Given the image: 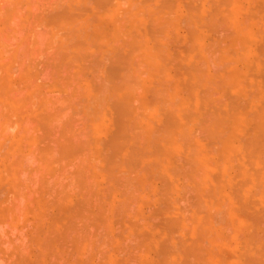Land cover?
I'll return each instance as SVG.
<instances>
[{
	"label": "rangeland",
	"instance_id": "rangeland-1",
	"mask_svg": "<svg viewBox=\"0 0 264 264\" xmlns=\"http://www.w3.org/2000/svg\"><path fill=\"white\" fill-rule=\"evenodd\" d=\"M14 0H10V2L11 3H9V0H0V39H1V42H3L4 44H1V45H3L4 47H0V79H1V81H0V83H1V85H0V124H2L3 122H5V121H8L7 122V124H6V122H5V125L7 126V128H5L6 126L4 125V123H3V126H5L4 128L6 129V130H4V128H3V126H1V128H3V131L5 132V134L3 135V133H2V129L0 128V131H1V133H2V135H0V136H2V137H0L1 139H0V142L1 143H3V144H0V264H16V263H18L19 264V261L22 259L23 260V258H25L26 260H24V264H27L28 262H30L29 264H31L32 262H34L35 261V263H37L36 262V259H38L39 257H36V254H34L35 252L37 253V252H39V251H41L40 249L43 247V244H44V241H43V238L42 237H44L45 235L47 236L48 234H49V237L47 236V238L46 239H50V242H53L54 241V243L56 242V244H54V246H56L57 244H58V242H59V244H60V241L61 242H63L62 244H60L62 247H61V249L63 248V252L65 251H68V252H66L67 254H69V255H67L68 257H70V258H72V264H83V262H84V264H97V262H98V264H160V262L162 263L163 262V264H179L180 263V261L182 262V258H183V260L185 259V257L187 258V259H189L190 260V262L191 263H189V264H194L195 262H197V264H201V261L200 262H198V260H197V256L195 255V254H193L194 256H196L197 258H195L194 256L193 257H191V255L189 254V258L187 257V255H185V253L184 252H182V251H184L185 249H186V252H187V250L189 251V245H191L190 246V248H191V250L192 249H195V250H198V251H196V252H194V253H198L199 252V249H201L203 246V248L200 250V253H202V254H200V253H198L199 254V257H201V258H199V260H201L202 259V262L203 263H205V264H246V263H248V264H264V230L263 231H261V230H259V228L258 227H256L255 225H258V224H260V225H262V228L264 227V179H263V177L264 176H261V175H264V172L262 173V171L264 170V159H263V163H262V160H260L259 161V158H258V156H250L249 154H247V149H248V153H250L249 151V147H247L248 145H246V143L245 142H247V141H249L252 137H255V136H257V135H261V132L260 133H258L259 131H261L262 129H261V125H259V122H258V124L257 125H259V127L258 126H256V124H255V121H256V119L255 118H258L259 116H263V115H261L262 114V112H261V114H260V111L262 110V108L264 107V94H263V92H264V89H263V87H264V68H262L263 67V65H264V62H263V58H264V48H262V47H264V38H263V36H264V12L263 13H261V9H262V6H264L263 4H264V0H261V2L260 1H258V0H239V1H241L240 2V4L239 3H235L236 5H233V7L232 6H224L226 9H224V8H222L221 7V9H220V7H217V4H218V1H219V4H220V0H215V1H217V2H215L214 0L212 1V0H207V1H205L204 0V2H203V0L201 1V0H198V3L196 2L197 0H167V2L169 3L170 2V4H172V2H173V12L175 13H173V12H171V13H173V14H169L168 13V15H164V16H167V17H169L170 18V15H173V16H171L172 18L174 17V19H173V21H167L168 23H171L173 26H170V28H169V31L170 32H172L171 30L173 29V35H174V37H173V40H172V38H171V35H172V33L171 34H169V31L168 32H164L163 31V35L161 36V30H158L159 31V33H158V31H157V29L158 28H155V29H153L155 26L154 25H156V21L154 22L155 24H152V21L151 20H155V17H154V15H153V17L152 18H154V19H151L150 20V16L152 15V14H154V13H156V12H154V13H152V12H150V16H148L149 14H148V12H149V10H151V11H157V8L159 9V11L161 10L162 11V15H163V11L164 10H162V7H160L159 5H160V3L161 2H159V0L158 1H156V3H155V1H154V5H153V3H151L152 1L151 0H148L147 2H146V0H145V2L144 1H140V0H129V1H134L133 3H135V4H133V3H131V2H129L128 0H108V4H106V1H105V3H104V5H107V7L108 8H110L109 10L107 9V7H105L104 5L102 6V5H100L99 3H100V0H99V3H98V5H95V4H97V3H95V2H97V0H63L62 2H61V0L60 1H58V0H55V1H53V0H43V1H40V0H15L14 2H13ZM35 1L37 2V4L35 3ZM42 3H40V2ZM45 1V2H44ZM47 1H49V3L47 2ZM52 1L54 2V4H52ZM68 2V3H70L69 5L68 4H65V2ZM123 1H128V2H123ZM135 1H139V3L138 2H135ZM161 1V0H160ZM165 0H163V2L162 3H166V2H164ZM238 1V0H237ZM238 1V2H239ZM258 1V2H257ZM13 2V3H12ZM63 3L62 4V6L65 4V5H67L66 7L67 8H69V12H70V14L69 15H71L72 14V12H74L73 13V16H72V19H75L77 16H78V18H79V20L81 21V19L83 18L82 17V15L83 16H85V21H88V22H90V20H91V22H93L94 20L92 19V17H94L95 18V21L97 20H99L97 23H99L100 22V24H95V22L93 23L94 25H92V24H90V23H88L89 24V26H87V22H84L85 24H86V26H83L84 24L82 23V25H81V22H83V19H82V21L80 22V26L76 23V25L72 22V21H74V20H72L71 22H72V24H71V22H69L70 24H68V23H66V22H64L65 20H63L64 19V16L65 15H67L66 13H65V11L67 10V8L65 7L64 9H63V7H62V9H61V3ZM122 2H123V4H122ZM179 2V3H178ZM190 2L191 3H193V4H191L192 5V7H191V5H190ZM207 2V4H205ZM211 4H210V3ZM213 2H215V4L216 5H214V3ZM84 3V4H83ZM103 3V2H102ZM101 3V4H102ZM111 3V4H110ZM126 3L129 5H126ZM136 3H138L139 4V6L137 7V4ZM140 3H142V4H144V5H147V4H149L150 5V7L153 5L154 6V9H149L148 8V6H144L145 7V9H143V7H140ZM167 3V4H168ZM198 5H196V4ZM203 3V4H202ZM212 3H213V5H212ZM262 3V4H261ZM13 4V5H12ZM14 4H15V6H14ZM17 4V5H16ZM34 4V5H33ZM51 4V5H50ZM60 4V7L59 6H57V5H59ZM86 4V5H85ZM159 4V5H158ZM189 6H188V5ZM234 4V3H233ZM237 4H239V5H237ZM243 4V6H241ZM257 4H259V5H257ZM20 5V6H19ZM31 5V6H30ZM36 5V6H35ZM41 5V6H40ZM50 5V6H49ZM90 5V6H89ZM121 5H123V8H125V12L127 13H124V11H123V14H122V12L121 11H119V9L122 7ZM125 5H126V7L128 6V8H129V12L128 11H126L127 9H126V7H125ZM131 5V6H130ZM156 5V6H155ZM169 5V4H168ZM176 5H177V7H176ZM193 5H195L196 7H198V9L200 10H202V12H201V10L200 11H198V9L197 8H194L193 7ZM206 5V6H205ZM209 5H211V6H209ZM231 5V4H230ZM4 8H3V7ZM7 6V7H6ZM13 6V7H12ZM43 6V7H42ZM45 6V7H44ZM47 6H48V10H47ZM51 6H52V9H51ZM69 6V7H68ZM84 6H86V8L84 7ZM88 6V7H87ZM96 6H98V9H97V7ZM137 7V8H135V7ZM143 6V5H142ZM161 6H162V4H161ZM182 6V7H181ZM214 6V7H213ZM219 6H221V4L219 5ZM260 6V7H259ZM36 7V8H35ZM58 7H59V11H57V9H58ZM90 7V8H89ZM101 7V8H100ZM132 7H134L133 9H132ZM156 7V8H155ZM178 7H180V8H178ZM189 7H191V10H189ZM200 7V8H199ZM210 7V8H209ZM216 7L217 8H219V10H224V12H228L227 10L229 9V7L231 8V9H233V12H236V13H233L232 12V10L231 11H229L232 15H234V14H236L235 15V17H233L231 14H227L226 15V17L228 18L227 19V24L230 26V25H233V24H231V20H232V23H235L234 24V26L236 25V26H241V27H245V25L248 23V25H246V26H248L247 27V29L249 30V32L248 31H246L245 33V35H248L247 37L246 36H244V35H241V37H240V33H239V37L237 36V33H236V38L238 37V38H241V40H242V42H243V44L245 43V44H247L248 46L246 47V45L244 46V47H246V49L245 48H243V47H241L240 45H242V44H238V46H240L241 47V49H245V50H241L240 51V49H238L237 50V48H232L231 46H234V44L232 45V41L230 40V39H227V38H225L224 37V33L226 32L224 29H226L227 31L229 30V28L227 29L226 27L228 26V25H225V21L223 22V24L226 26H224L223 24H220L219 22L220 21H218L216 24H220L221 26H217L216 24V26H217V29H219L218 31L216 30V29H212L211 27H212V25H206V24H210L209 22V20H210V17H211V15H212V12L214 11V8L216 9ZM259 7V8H258ZM20 8V9H19ZM54 8V9H53ZM106 8V9H105ZM118 8V9H117ZM142 8V9H141ZM236 8V9H235ZM242 8H244V9H242ZM254 8V9H253ZM42 9V10H41ZM74 9V10H73ZM106 11H105V10ZM147 9H149L148 11H147ZM176 9V10H175ZM192 9H196L195 11L194 10H192ZM207 9H209V10H207ZM250 9V10H249ZM11 10V11H10ZM18 10H19V12L20 13H18ZM51 10V11H50ZM79 10H81V11H79ZM108 10V11H107ZM144 10L146 11V12H144ZM175 10V11H174ZM230 10V9H229ZM239 10V11H238ZM241 10H242V12H241ZM44 11V12H43ZM53 11H55L54 13H53ZM61 11V12H60ZM121 12V17H119L118 18V14L119 13H117V12ZM139 11V12H138ZM140 11H142L141 13V15H139L140 14ZM193 11V12H192ZM249 11L251 12V13H249ZM5 12V13H4ZM17 12V13H16ZM58 12V13H57ZM67 12V11H66ZM92 12V13H91ZM110 12V13H109ZM136 12V13H135ZM139 14H138V13ZM143 12L144 13H147V15H145V17H143L144 16V14H143ZM187 12V13H186ZM237 12H238V14L239 13H241V14H237ZM4 13V14H3ZM10 15H9V14ZM43 13V14H42ZM50 13V17H49V15L48 14ZM60 13V14H59ZM78 13H83L82 15L80 14H78ZM133 13H135V14H133ZM157 13H159V12H157ZM161 13V12H160ZM159 13V14H160ZM176 13H178V14H176ZM190 13H192V14H190ZM201 13H203L202 14V16H201ZM225 13V14H226ZM243 13H244V16H243ZM54 14L56 15V14H58L59 16H61V17H63L62 19H60L56 24H55V27H53L52 29L54 30V28H55V31L54 32H56L57 31V29H56V27L58 26V25H60L61 23H62V21L64 22V23H66V24H68L67 25V28H65L64 26H65V24L63 25V24H61L60 26L61 27H64V29L62 28V30H60V28H59V26L57 27V28H59V30L57 31L58 32V34H57V32L54 34V35H51L52 37H51V39H50V37H49V39H50V41H52V42H54L55 40H56V46H55V42L54 43H52V42H50V43H52L51 44V47H50V43H46L47 41H45V40H47L46 38H48L47 37V35H50V31L52 30V29H50L49 30V27L51 28V25H49L47 22H48V20L49 19H51V18H53V16H54ZM63 14V15H62ZM134 15V17L135 16H137V17H143V21H140L139 22V24H138V21L140 20V19H142L141 17L140 18H135L133 21H134V23L136 24V25H133L134 26V28H136V27H138V26H140L139 28H137L136 29V32H140V34H142V30H146L145 32H143V36L140 38V39H142V41H143V37H144V40H147V42H148V44L149 45H151L152 43L154 44V45H156L157 46V49L158 50H156V49H154V51H155V54H157L158 55V53H159V56L163 53V56H164V54L167 56V58L169 57H171L170 59H172V60H170L169 58L167 59L166 58V56L164 57V58H166L167 60H165L164 62H166L165 63V65L162 63L161 65H163V67H165L166 68V70H165V72H167V73H169V74H171L172 75V73H173V75H176L174 72H172V69H173V67L174 66H176L174 69V71H176V70H179L178 68L180 67V71H179V77L177 78V80L179 81L180 80V82H181V79H183L184 81H185V78L187 77V75H189L186 79V81H185V83H184V81H183V85H185V84H187V85H185L186 87H188V90L187 89H185L184 88V86L182 87V90H180L179 89V94L181 93V95H179V98H180V96H181V99H177L176 100V98H174V100H173V105H176V103L175 102H179V103H182L183 104V107H181V105L182 104H179V107H177V114L175 113V111H174V113H175V115H178V116H182V123H184L185 125H186V127H187V125H188V127L190 128H192V126H193V128L191 129V133H193L194 131V129H195V134H198L197 135V137L198 138H196V135L194 134V142H197V140H201V139H203V141H200L198 144L199 145H201V144H203L202 146H206V145H204L205 143H206V141H207V139L205 140L204 139V137L206 136L207 137V132H205L203 129H201L200 128V124H199V121H196V120H198L199 118L198 117H202L201 116V113L204 111V108H203V106H202V104L203 103H205V101L206 102H210L211 101V104H213L215 101H216V104L217 105H215V104H213V105H215L216 107H214L215 109H217V110H219V107H220V109H221V106H222V112H220L221 114H220V116H221V118L223 119V117H225L226 115L223 113V111L225 112L227 109L228 110H230V109H233V107L232 108H228L227 107V105L226 104H230L229 102H230V98L229 97H231V94H232V97L234 96V100H233V98H232V102L234 101L235 102V104H233L232 102V106H234V105H236L237 104V102H238V104H240V105H243V107L245 108V105H247L248 106V104H250L249 106L250 107H247V108H250V109H247V111L249 112V110H252L251 112H255V113H251L250 112V114H252V117H253V120H251L252 119V117H251V115H249V113H246V116H247V120H242V122H240L239 120H241L242 118H244L245 117V114H244V112L242 113L243 114V116H242V114L240 115V117L238 116V117H235V119L234 118H232V117H230V118H228V116H229V112L231 111H226L225 113L227 114V119L225 118V122H226V124H229V122L228 121H233V123L235 124V127H234V125H233V130L232 129H230V131L232 130L233 132L231 133L232 134V137H233V140H232V138H231V140H232V142L234 143V146H237L236 144H239V143H241L242 145H245V146H242L241 144H240V146L238 145L235 149H233V148H231V145H230V147H229V153H231V154H229L228 156H227V154L225 153V152H227V151H223L222 149H220V147L218 148V146L221 144V140H223V138L226 136L225 134L226 133H224L223 135L221 134V135H219V136H216L215 137V139H214V137H212V138H209L208 140V142L206 143V144H209V146L210 145H212L213 143H216V141L217 140H220V141H218L220 144L218 145L217 143V145L216 144H214V145H212L211 147H213L211 150H209V153H208V150H207V146L205 147V148H203L202 146H200L199 147V145L197 144V143H194V144H197L198 145V147H199V149L200 150H203L204 151V149H205V153H204V156H205V154L207 153L208 155H210L209 157H208V155L207 156H205V158L207 159V161L209 160L210 161V158H211V161H210V165H207L206 164V168H204V166H203V168H204V170H202L201 168H200V175H201V170L202 171H204V173L201 175V177L199 176V177H197L196 179H193L194 181H198V182H194L193 180H191L190 179V177L188 176V177H186V175H187V173H186V171L190 168L189 166L191 165V164H188V162H187V160H186V158H187V156H188V158H189V156L191 155V154H193L194 155V144H192V143H190V145L189 144H186V143H189V142H191L192 141V139L191 138H193V134H191L190 133V136H189V138L191 139H188V137H184V146L182 147V143H181V141H182V136H183V134H181V131L179 132L180 134V136L177 138L178 140L177 141H179L178 142V145H173V147H175V150L176 151H172V149H173V147L171 146H167V147H165L164 146V144L163 145H161L162 144V142H160L159 140L158 141H156L157 140V138H156V140L154 139L155 137H158V136H156V134L158 133V132H160V131H162L163 130V133H165L164 132V128H163V126L162 125H164V124H162V122H163V120L161 121V119H163V117H165L164 115H162L161 116V111L162 110H166V111H168V109H165L166 107L165 106H162L161 105V107H164V109H162V110H160V108L161 107H157V106H154V109L153 110H151V108L148 106L147 108H149V109H146V110H142L145 114H148V116H145V117H147V119H145L144 118V121L145 120H148L149 118L148 117H150L151 116V120L149 119L148 121H145V122H152L153 120H155V121H153L152 122V124H151V127H150V124L149 123H146V125L148 126H146L147 127V129L148 128H150V130H151V132H150V134L152 133L153 135L152 136H150V137H152L153 139V143L151 144V142L149 143V144H146V142H145V146H147L148 148L149 147H152L153 145H155L156 147L158 146V145H161V146H163L164 148H167V150H168V148L170 149V148H172L171 149V151L170 150H168L169 152H167L166 151V154L168 153V155H166V157H162L161 155V158H163V159H161L160 158V160H162V162L159 160V161H156L158 158H159V155H157L156 156V154H158V153H156V154H153L154 156H152V151H154V149H155V146H153L154 147V149H150L151 151L150 152H152V153H148V155H149V157H147V159H146V157H145V159L146 160H144V153L141 155V154H138V155H141V156H138L139 158L140 157H142L143 155V161L145 162L146 161V164L147 163H149L150 165H152V166H150V168L148 169V167H143L144 165H145V163L142 161V159H141V163H143L144 165L142 166L141 164H140V162H139V160H136V161H134V159H137L138 157L136 156V153H135V155L133 156V157H135L134 159H133V157H132V162H135L134 164H136L137 163V161L139 162L138 163V167L136 166V168L135 169H133L134 167H133V165H130V164H128V166L130 167H133L132 168V170H125V166H124V164L123 163H120V164H123L122 166L124 167H122L121 165H120V167H118V168H116L117 166H115L116 164H118L117 162L115 163V165L114 164H112V162H110V163H106V162H104V163H106L105 164V166H103L104 164H103V161L104 160H106V158L108 157H106L105 155H104V157L103 158H105V159H103V161H101L102 159V156H103V154H105L106 152V147L108 146H110L111 144H109V143H111V141H112V137L111 138H109V135H111L112 134V136H113V132H114V130L116 131H118V128L120 127V125L118 124V123H115L114 121L116 120H118L116 117H115V115H113V110L115 111V110H117L118 111V108H114L113 106H111V105H114V104H111V105H107V103H106V101H103L102 99L104 98V96H105V94L103 95V93L99 96V98H96V96L94 95V99H92V97H90L89 95H93L94 93H97V92H100V90L99 89H101V91L102 90H104V91H106V92H108V87H109V82H107L109 79H110V77L108 76V70H107V67L109 68L110 66H108L107 65V67H106V65H104V64H106L105 62L106 61H108V63H110L109 62V58L110 59H112L113 57L112 56H114V54H113V50L115 49V52L117 51V52H119L120 54H121V52L122 51H120V48H121V50H122V46H123V44H125L124 42H127V36H129L130 34H132V36L130 35V39H132V37L133 36H135V38H137L138 40H139V32H138V34H135V32H134V34H133V30L135 31V29H131L130 31H129V28H128V22L127 21H125L124 19H123V21L121 20L122 19V17H126V16H128V15H130V19H129V21L131 20V19H133L132 18V15ZM166 14V13H165ZM186 14V15H185ZM37 15V16H36ZM53 15V16H52ZM57 15V16H58ZM126 15V16H125ZM162 15L160 14L159 15V18H161L162 17ZM185 15V16H184ZM191 15H192V17H191ZM205 15H207V16H205ZM255 16V17H253V16ZM257 15V16H256ZM9 18H8V17ZM15 16V17H14ZM28 16V17H27ZM57 16H54V17H57ZM70 16V17H71ZM86 16H87V18L88 19H86ZM91 16V17H90ZM113 16V17H112ZM155 16H158V14L156 15L155 14ZM161 16V17H160ZM194 16V17H193ZM204 16H205V18H204ZM249 16V17H248ZM250 16H252L253 18H255V20H257V21H253L254 19L252 18V17H250ZM5 17H6V20H5ZM19 17L21 18V17H23V18H21V20L19 19ZM115 17L117 18V20H114L115 19ZM178 17V19L176 20V18ZM179 17L181 18V20H179ZM186 17H188V18H186ZM202 17V18H201ZM206 17H209L208 19L206 18ZM236 17H237V19H236ZM242 18L245 22H243V21H241L240 22V24H239V21H240V19L239 18ZM245 17H247V18H245ZM259 18V20H261V21H258V19L257 18ZM36 18V19H35ZM40 18H42V19H44V21H46L47 20V22H46V25H49L48 27L45 25V24H43V25H45V26H43L42 25V23L40 24V22H41V20H40ZM127 19L129 18V16L128 17H126ZM125 18V19H126ZM147 18H149L148 19V22H147ZM164 18H166V17H164ZM171 18V19H172ZM187 20H185V19ZM189 18H190V20H189ZM201 18V19H200ZM235 18V19H234ZM8 19H9V21H8ZM40 20V22L38 23V21ZM198 20V22H195L196 20ZM199 19H200V21H199ZM202 19L204 20L203 22H204V24H202ZM235 21H234V20ZM248 19V22L246 23V20ZM253 19V20H252ZM29 20V21H28ZM76 20L77 19H75V21L74 22H76ZM93 20V21H92ZM137 21V23H136V21ZM151 22H150V21ZM164 20V19H163ZM166 20V19H165ZM195 20V21H194ZM226 20V19H225ZM250 20H252V21H250ZM263 20V21H262ZM12 21V22H11ZM21 21V22H20ZM26 21H28V22H26ZM67 21V20H66ZM114 21V22H116V23H112V22ZM160 21H161V19H160ZM181 23H180V22ZM192 22L193 23V25H192V27H191V24H190V22ZM230 21V22H229ZM61 22V23H60ZM105 22V25L103 24ZM107 22V23H106ZM110 22V23H109ZM127 22V23H126ZM131 22H132V20H131ZM145 22V23H144ZM165 22V21H164ZM175 22V24H173ZM187 22H189L188 24H190V25H188V26H190L191 27V29H193L194 27L193 26H195L196 25V29L193 31V30H189L190 28H188V26L186 27V23ZM208 22V23H207ZM237 22V23H236ZM254 22V23H253ZM256 22V23H255ZM8 23V24H7ZM21 23V24H20ZM37 23V24H36ZM102 23V24H101ZM133 23V24H134ZM141 23V24H140ZM148 23H150V24H148ZM161 23H162V21H161ZM206 23V24H205ZM34 24V25H33ZM39 26L40 28H38L37 26ZM112 24H115V26L113 25V26H111ZM121 24H125L126 25V27L127 28H125L126 30H127V32L125 31V33H126V36H125V34H124V32L122 33V32H118V36H116V32H114V30L116 29L117 30V28H118V26L119 25H121ZM146 24H148V25H150L151 27H152V30H156V33L155 32H152V30H150L151 28L149 27V29L148 28H146V26L148 27V25H146ZM157 24L159 25V23L157 22ZM164 24V23H163ZM166 24V23H165ZM180 24V25H179ZM195 24V25H194ZM239 24V25H238ZM14 25H16V26H14ZM20 25V26H19ZM28 25V26H27ZM63 25V26H62ZM72 25H75L73 28H76V26H77V28H81V29H73L71 26ZM101 25H104V26H101ZM174 25H176V26H174ZM197 25H199V26H197ZM202 25V26H201ZM203 25H205V26H203ZM257 25V26H256ZM8 26H9V28H8ZM34 26V27H33ZM99 26H101V28L102 29H100V27ZM123 26V25H122ZM121 26V27H122ZM130 26H132V24L130 25ZM132 26V27H133ZM143 26H144V28H143ZM161 25H159L158 27H160ZM166 26H168V25H166ZM165 26V27H166ZM168 26V27H169ZM209 26V27H208ZM228 26V27H229ZM234 26L232 27L233 29H234ZM250 26V27H249ZM263 26V27H262ZM17 27V28H16ZM19 27H21V29L19 28ZM28 27L30 28V29H28ZM69 27H71L72 29H70ZM87 28V30H89L88 32L89 33H92V30H93V33H92V35H93V38L95 37V39H91L92 41L93 40H95V41H97L96 43L94 42H91V40L90 39H88L90 36L88 35L89 33H86V31L85 30H83V29H86ZM113 27H115V29L113 28ZM120 27V28H121ZM157 27V26H156ZM171 27H172V29H171ZM176 27V28H175ZM207 27H208V29H207ZM213 27H215V26H213ZM219 27V28H218ZM258 27V28H257ZM12 28V29H11ZM25 28V29H24ZM33 28H35L36 29V31L38 30V33H41L42 34V32H44L42 35L43 36H41V38H45L44 39V41H43V39H42V41L43 42H45L44 44H45V46H44V44L42 43V41H40V44L42 45H40V47H42V48H38L37 46L39 45V41L37 40V42H36V39H35V41L33 42L32 40H34V36L35 35H33V30L32 29ZM69 28V29H68ZM93 28V29H92ZM123 28V27H122ZM162 28H164V25H162V27L161 28H159V29H162ZM210 28L212 29V30H210ZM221 28V29H220ZM231 28V27H230ZM236 28V27H235ZM239 28V27H238ZM252 28V29H251ZM255 28V30H253ZM257 28V29H256ZM261 28H263V29H261ZM92 29V30H91ZM95 29H97L96 31H95ZM119 29V28H118ZM197 29H198V31H197ZM201 29V30H200ZM261 29V31H259V30ZM25 30V31H24ZM31 31V32H29V31ZM48 30V31H47ZM74 30V31H73ZM77 30H78V32L79 31H81V33L79 32V35L78 36H80V40L78 39V37L76 36L77 34L76 33H78L77 32ZM121 30H123V29H121ZM174 30H176V31H174ZM214 30H216V31H214ZM222 31V33H220L221 31ZM224 30V31H223ZM231 30V29H230ZM252 30V31H251ZM256 30H258V34H259V36L261 35L262 37L260 38V37H258L257 36V33H256ZM27 31V32H26ZM35 31V30H34ZM46 31V32H45ZM69 31V32H68ZM85 32V34H87L86 36H87V38H85V41H84V36H85V34H84V32ZM100 31V33H98ZM101 31H105V32H101ZM118 31H120V29L118 30ZM149 31V32H148ZM150 31L152 32V34L150 33ZM201 31H204V32H201ZM207 31V32H206ZM209 31H214V34H210L211 32H209ZM233 31H235V30H233ZM232 30H231V32H233ZM47 32H49L48 34H46ZM62 32V33H61ZM69 34H68V33ZM72 32H74V33H72ZM83 32V33H82ZM131 32V33H130ZM147 32V33H146ZM176 32V33H175ZM180 32H181V34H180ZM195 33V36L194 37H196L197 38V40H195L196 38H194L193 36V38L194 39H192L191 37H190V35H191V33ZM215 32H219L220 34L219 35H221L223 38H225L224 39V41H223V39L217 34H215ZM230 32V31H229ZM226 33V35H228V34H230V33ZM244 31H242V33H243ZM252 32V33H251ZM260 32V33H259ZM3 33L4 34H8V35H3ZM12 33H13V35H12ZM16 35H15V34ZM35 33H37V32H35ZM53 33V32H52ZM51 33V34H52ZM105 33V34H104ZM109 33V34H108ZM113 33H115V34H113ZM124 35L123 37H121V35ZM145 33V34H144ZM148 33H150V34H148ZM182 33H183V35H182ZM197 33V34H196ZM208 33H209V35H208ZM241 33V34H242ZM1 34H2V36H1ZM18 34H20V35H18ZM23 34H27V35H29V34H32L33 36H31V40H30V36H27L26 35V37H28V38H25L24 36V38H22L21 36L23 35ZM72 34H73V36H72ZM82 34V35H81ZM159 38L158 39V41H156L157 40V38L155 37V35ZM176 34V35H175ZM244 34V33H243ZM250 34V35H249ZM252 34V35H251ZM256 34V35H255ZM10 35H12V37L10 36ZM38 35V34H37ZM58 35L60 36V37H63V38H61V43H64V45H62V46H60L62 49H63V52H64V54H69V56H68V58L69 57H71V58H69V61H70V59H71V61L69 62L68 60V64H66L67 66L69 65V67H67V66H64L65 64L61 61V59H59L58 58V54H59V51H58V49H52L53 48V45L55 46V47H57L59 44H61V43H59L60 42V40H59V38H58ZM62 35V36H61ZM64 35V36H63ZM67 37H66V36ZM72 37H71V36ZM75 35V36H74ZM116 37H115V36ZM185 35H186V38H185ZM189 35V36H188ZM196 35H198V36H196ZM212 35V36H211ZM39 36V35H38ZM83 36V37H82ZM89 36V37H88ZM114 36V37H113ZM141 36V35H140ZM148 36H149V39H148ZM159 36H161V38L159 37ZM164 36V37H163ZM167 36V37H166ZM178 36V37H177ZM190 37L191 39H189L188 37ZM201 36V37H200ZM217 36H219V38H217L218 40L217 41H221V39H222V42L223 43H226L227 41H226V39L227 40H230L231 42V44L229 43V45H231L229 48H232V50H229V51H232V52H229L230 53V55L232 56V57H234L235 56V54L238 52V51H240V53L242 54H246V56H247V52H249V54L250 55H248V57H246V58H249V59H242L243 57L242 56H240L239 54H236L237 56H239V57H241V60H243L244 61V63H243V61H241L240 59H236V58H238V57H234V58H232V57H230V60L228 59V64L227 63H225V65L226 66H231V67H229V68H232V71L231 70H225V69H223V68H226V69H228L226 66H220V68H222L221 69V71H220V68L218 69L217 67H219V65L220 64H222L221 63V61L220 60H223V59H227L226 57H228L229 58V55H227L226 54V51H228V47L226 46L227 45V43L224 45V46H222L219 42V44L221 45L220 47V49L222 50L225 46L227 47V50H224L225 51V53H224V55L222 54V58L220 59L219 58V56H217V54L215 55V56H217V58H219V61H220V64L218 65V63L216 62V61H218V59L217 58H215L214 60L212 59L210 62H213L214 63V66H213V64H212V66H209V65H211L209 62H207L208 61V59L206 60V59H204L205 60V64H206V68L208 69L209 67V69L208 70H204V62H203V57L204 58H206L207 57V55L209 54H207L206 55V53L209 51V48H211V47H214V46H211L210 47V45L212 44L213 45V43H211V42H215V38L217 37ZM229 36V35H228ZM230 36H233V35H230ZM229 36V37H230ZM253 37V39L254 40H252L251 38ZM1 37H4V38H1ZM9 37V38H8ZM19 39H18V38ZM34 37V38H33ZM54 37H57L58 39H55ZM66 37V38H65ZM70 37H71V39H70ZM82 37V38H81ZM101 37H102V39H103V41H102V39H101ZM103 37H105V38H103ZM124 37H126V38H124ZM155 38V40H153L154 38ZM198 37H200V38H198ZM214 37V38H213ZM248 37H249V39H248ZM251 37V38H250ZM22 38V40H20ZM90 38H92V37H90ZM115 39L117 42H116V48H114V42L112 43L111 41H112V39ZM152 38V39H151ZM162 38H163V40H162ZM174 38H175V40H174ZM178 38V39H177ZM235 38V42L236 43H238L239 41L237 40ZM4 39V40H3ZM11 41H10V40ZM24 39H26V40H24ZM28 39V40H27ZM38 39H40L39 37H38ZM49 39H48V42H49ZM53 39H55V40H53ZM67 39V43H69V44H71V46L68 44V46H67V43H66V41H64V40H66ZM68 39L69 40H71L70 42H72V43H74V45L76 44V46H74L72 43H70L69 41H68ZM82 39V40H81ZM101 39V40H100ZM169 39V40H168ZM186 39V40H185ZM199 39V40H198ZM208 39H210V45H209V42H208ZM246 39V40H245ZM6 40V41H5ZM58 40H59V42H58ZM90 40V43H91V47L89 46V47H87L88 46V44H89V41ZM104 40H105V42H104ZM122 40H124L123 42H122ZM160 40H162V41H160ZM182 42H181V41ZM188 40V42H189V44H193L194 43V45L195 44H199V46L198 45H195L196 46V49H195V47L193 48L192 47V45H191V49L193 50H191L192 52H190V45L188 44V42H186ZM193 40H195L197 43H195V41L193 42ZM212 40H214V41H212ZM246 42H245V41ZM250 40V41H249ZM252 40V41H251ZM8 41V42H7ZM27 41H30L29 43L27 42ZM77 41V42H76ZM156 41V42H155ZM200 41V43H198ZM207 41V42H206ZM0 42V43H1ZM15 42V43H14ZM86 42H87V44H86ZM100 42H102L101 44H102V46L103 45H105V46H103V47H101V44H100ZM105 44H104V43ZM108 44H107V43ZM160 42H162V43H160ZM178 42V43H177ZM181 42V43H180ZM185 42V43H184ZM229 42V41H228ZM241 42V43H242ZM10 43H13L11 46H10ZM27 45H26V44ZM33 43V45H34V43L36 44V45H34V47H29V46H32L31 44ZM79 43H82V44H80V45H77V44H79ZM85 43V44H84ZM93 43V44H92ZM122 43V44H121ZM128 43V42H127ZM158 43V44H157ZM215 43H217V42H215ZM234 43V42H233ZM240 43V42H239ZM261 43V44H260ZM16 44V45H15ZM29 44V45H28ZM47 44H49V45H47ZM96 45V47H95V45ZM114 46H113V45ZM120 44V46L121 47H119L118 45ZM159 44H160V46H159ZM184 44H186V46L185 47H187V50H189V52H187V50L186 51H184V48H183V46L182 45H184ZM207 44V45H206ZM251 44V46H249ZM258 44V45H257ZM0 45V46H1ZM10 47H9V46ZM13 45H15V46H13ZM26 45V46H25ZM173 45H175V46H173ZM216 45V44H215ZM254 45V46H253ZM256 45H257V48H255L256 47ZM260 45V46H259ZM262 45V46H261ZM49 46V47H48ZM78 46H81V47H83V46H85L84 48H86V49H83V48H81V47H78ZM117 46H118V48H117ZM156 46H154L155 48H156ZM164 46V47H163ZM197 46H198V48H197ZM202 46H204V47H202ZM208 46H209V48H208ZM218 47H219V45H217ZM237 46V47H238ZM16 47V48H15ZM35 47H37L35 50H37V51H35L34 52V48ZM60 47H57V48H59L60 49ZM63 47H68L70 50H76V49H79L82 53H79V51L78 50H76V51H78V52H74V51H64L65 50V48H63ZM105 47V48H104ZM124 47V46H123ZM125 47H127V45L125 44ZM200 47H201V49L202 48H204L203 50H201L200 49ZM226 47H225V49H226ZM67 48V50H69ZM97 48V49H96ZM101 49V52H103V51H105V50H111V52H110V54L109 53H107V51H106V53L105 52H103V53H101L100 52V49ZM208 50H207V49ZM239 48V47H238ZM260 48L262 49V50H260ZM11 49V50H10ZM40 49V51H38ZM102 49H104L103 51H102ZM124 50H123V52L125 51V48H123ZM195 49V50H194ZM260 51H259V50ZM15 50V51H14ZM119 50V51H118ZM204 50H206V51H204ZM13 51V52H12ZM18 51V52H17ZM21 51H24V53L23 52H21ZM29 51V52H28ZM35 53H33V52ZM42 51H43V53H42ZM84 51V52H83ZM87 51V52H86ZM157 51H160V52H157ZM176 51V52H175ZM184 51V52H183ZM195 51H197V52H195ZM201 51H202V56H200L199 57V54L201 55ZM204 51V52H203ZM223 51V50H222ZM246 51V52H245ZM261 51L263 52L262 53V55H261V57H259V55H260V53H261ZM62 54H63V52H62V50L60 51ZM99 52V53H98ZM221 52V51H220ZM220 52H219V54H220ZM234 52V54H232ZM245 52V53H244ZM17 53H18V55H17ZM36 53H38V54H36ZM56 53H57V55H56ZM60 53V54H61ZM73 53V54H72ZM75 53H79V55H80V58H82V59H80L81 60V62H82V67L81 68H84L83 66H85V69H86V67H90L88 64V62L90 61V63H92L91 62V60H93L94 58H103L101 61H100V65L98 66L97 65V63H98V59H94L95 60V64H93V70L95 71V68H94V66H97L98 68V71L96 70L95 72H93L91 69H92V67H90L89 69H86V70H81L80 72V75L82 74V72H84V71H88L89 72V70H91V73L93 72L95 75H93V73L91 74H88L87 75V77H88V79H89V76H90V78L91 79H93L92 81L94 82V87H92L93 88V90H90V89H92V88H90L91 86V81H89L88 80V87H87V85L85 84L84 85V81H83V78L85 77V75L86 74H83L84 75V77L83 78H81V80H80V78H79V76L78 77H75V78H77V80L78 81H82L83 83H80V85H79V83H77L78 84V86H79V90L80 91H82L84 94H83V96H84V98H85V95H86V101H85V99L84 98H82L83 96L81 95V93H79V95H77V97H75V99L73 98L74 96H72V95H74V93H73V91H72V78H71V76H72V74H74V75H77L79 72H78V69L80 68V67H78V63L80 62V60H79V62L77 61V58L79 59V56L77 57V58H74V60L76 59V61L78 62H76L75 64H73V63H71L72 62V58H73V56L75 57L77 54H75ZM89 53V54H88ZM91 53V54H90ZM184 53H186L185 55H184ZM189 53L191 54L189 57L187 56V58H186V55L188 54L189 55ZM195 53V55H192V54H194ZM216 53V52H215ZM255 54L254 56H255V58H257V60H255V58L253 59V57H251V56H253L252 54ZM6 54V55H5ZM24 54V55H23ZM51 54V55H50ZM60 54H59V57H60ZM75 54V55H74ZM113 54V55H112ZM124 54V53H123ZM169 54H171V55H173V56H169ZM180 54V55H179ZM197 54V55H196ZM205 54V55H204ZM211 54V53H210ZM259 54V55H258ZM35 55V56H34ZM66 55H63V56H65V57H67ZM73 55V56H72ZM85 55V56H84ZM103 55V56H102ZM175 55H179V56H175ZM184 55V56H183ZM204 55V56H203ZM212 55V54H211ZM5 56V57H4ZM6 56H10V57H6ZM50 56V57H49ZM57 56V57H56ZM105 56H106V58H105ZM162 56V55H161ZM163 56H162V59L164 60V58H163ZM193 56V57H192ZM194 56H198L197 58H194ZM214 56V54L212 55V57ZM223 56H224V58H223ZM226 56V57H225ZM55 57L56 58H58L57 59V61H55L54 62V60H56L55 59ZM108 57V58H107ZM155 57V56H154ZM176 57V58H175ZM182 57V58H181ZM185 59H184V58ZM221 57V56H220ZM261 58V59H259V58ZM62 58H64V57H62ZM158 57H156V59H157ZM189 58V59H188ZM201 58V61L203 62H201L199 59ZM208 58V57H207ZM245 58V57H244ZM251 58V59H250ZM7 59V60H6ZM29 59V60H28ZM114 59V58H113ZM140 58H136V59H134L133 61H135L136 62V60H139ZM153 59L154 58H152V62H153ZM192 59V60H191ZM193 59H195V60H193ZM209 59H210V57H209ZM217 59V60H216ZM26 62H25V61ZM73 60V61H74ZM89 60V61H88ZM100 60V59H99ZM161 60V58L159 59H157L156 61L157 62H159V61ZM170 60V61H169ZM174 60H175V62H174ZM177 60V61H176ZM192 62H190V61ZM198 60L201 62H198ZM223 61V64H224V62H226V61ZM234 60H235V62H236V65H235V63H233L234 62ZM240 60V61H239ZM260 60H261V63H260ZM6 61V62H5ZM61 61V62H60ZM88 61V62H87ZM103 61V62H102ZM112 61H114V60H112ZM142 61V60H141ZM141 61H139V63L141 62ZM144 61V60H143ZM147 61V60H146ZM145 61V62H146ZM148 61H150V59L148 60ZM146 62V66H148L149 64L148 63H152L151 61L150 62ZM155 61V60H154ZM162 61V60H161ZM178 61H180V62H178ZM183 61L185 62V64H193V66H194V68H195V66L197 65V64H199V66H197L198 68L200 67V66H202L203 67V69H202V67H201V70L202 71H204V72H201V73H204V75L205 76H208V75H210V74H212V75H210V76H208V77H205L204 79L206 80L207 78L208 79H211L212 78V76H213V79L215 80V78L217 79V77H215L216 75H218L217 73L220 71V72H222V74H223V71L226 73V76L224 77V82H226L227 83V81L229 82L230 80L229 79H231L232 77H234V75H232L233 74V71H234V74L235 73H237L238 71H240V72H238L237 73V77H238V79L237 78H235L236 80H238V81H236L235 82V79L234 80H232L231 79V81H230V83H227V84H231L232 83V85H228L227 87H229V88H227V90H229L230 91V93H229V91H227L228 93L225 95V94H223L221 91L219 92V91H216L217 93H218V95H216L217 93H214L215 95H212L211 97H212V100L210 99H206L205 98V96H206V94H205V90L203 91V88L205 87V85H203L204 84V82H205V80H203V78L202 77H204V75L203 74H200V75H202V77H200L199 75H196L195 73H194V69L193 70H191V65H184V63H183ZM218 61V62H219ZM229 61H233L232 63H230ZM259 61V62H258ZM5 62V63H4ZM16 62V63H15ZM33 62V63H32ZM75 62V61H74ZM86 62V63H85ZM97 62V63H96ZM171 62V64L173 65H171V64H169ZM180 63V65H181V63L183 64V65H178L177 63ZM188 62V63H187ZM194 62V63H193ZM253 62H254V64H253ZM263 62V63H262ZM12 65V66H10L9 67V65L10 64ZM13 63V64H12ZM56 63L57 64H59L60 66V68L63 66L64 67V70H62L63 69V67L61 68V69H59L58 68V66L56 65ZM61 63H63V64H61ZM142 63V62H141ZM154 63V62H153ZM151 64V65H154V64ZM209 63V64H208ZM215 63H217V64H215ZM230 63V64H229ZM2 64V65H1ZM6 64V65H5ZM15 64H16V66H15ZM51 64V65H50ZM53 64H55V65H53ZM85 64H87V66L85 65ZM92 64H91V66H92ZM99 64V63H98ZM103 64V65H102ZM112 64V63H111ZM111 64H109V65H111ZM166 64H169V65H166ZM175 64H177V65H175ZM196 64V65H195ZM201 64V65H200ZM231 64H233V66L231 65ZM241 66H240V65ZM248 64V65H247ZM261 64H262V67H261ZM33 65V66H32ZM71 65V66H70ZM75 65H77V67L75 68L74 66ZM135 65H136V67H137V62L135 63ZM145 65V64H144ZM144 65H142V66H144ZM215 65H218V66H215ZM255 65V66H254ZM4 66V67H3ZM15 66V67H14ZM27 68V69H24L25 67ZM50 66H52V67H50ZM53 66H55V68H58L59 70H60V73H63V74H60V75H58L57 73L59 72V70L58 71H55V73L53 74V72L52 71H54V70H56L55 68H53ZM79 66H81V64H79ZM102 66H105V67H103V68H105L106 70H102V69H100L99 70V68L100 67H102ZM142 66H139L141 69H142ZM155 66V65H154ZM168 68H167V67ZM192 66V67H193ZM235 66H238L239 68H242V72H241V69L240 70H238V69H236L237 67H235ZM256 66H257V68H256ZM8 67H9V69H8ZM13 67V68H12ZM71 67V68H70ZM73 67V68H72ZM113 67V66H112ZM151 67H153V66H151ZM162 67V68H163ZM182 67V68H181ZM189 67V68H188ZM233 67H235V69L233 68ZM259 67H261L260 68V70H257V69H259ZM16 68H17V70H16ZM138 68V67H137ZM139 68V70H141ZM145 68V67H144ZM149 68H150V65H149ZM154 68V67H153ZM156 68H157V66H156ZM185 68V69H184ZM211 68H212V70H215V71H213L214 72V75H213V72H212V70H211ZM214 68V69H213ZM6 69V70H5ZM23 69V70H22ZM53 69V70H52ZM77 69V70H76ZM151 69V68H150ZM160 69H161V67H160ZM169 69V70H168ZM183 71H182V70ZM187 69V70H186ZM190 69V70H189ZM262 69V70H261ZM65 70H67V71H65ZM76 70V71H75ZM80 70V69H79ZM103 71V72H100V71ZM111 70V69H110ZM144 70H149V69H147V67H146V69H144ZM218 70V71H217ZM238 70V71H237ZM26 71V72H25ZM28 71V72H27ZM65 71V72H64ZM105 71V72H104ZM146 71H144V72H146ZM181 71L183 72L182 74H183V78H182V74H181ZM187 71V72H186ZM188 71H193L191 74H189V72ZM210 71H211V73H210ZM217 71V72H216ZM236 71V72H235ZM261 71V72H260ZM12 72V73H11ZM20 72V73H19ZM57 72V73H56ZM139 72V71H138ZM137 72V73H138ZM141 72H142V74L141 75H144V74H147V75H144V76H142L141 78H143V79H145L144 81H145V83L147 82V83H152L151 85H153V80H151V79H153L152 77H151V75L149 74V73H144L142 70H141ZM148 72H150V71H148ZM162 72H163V70H162ZM220 72H219V74H220ZM230 72H231V74H230ZM246 72H248L247 74H246ZM251 72V73H250ZM104 73V74H103ZM105 73H107V75L105 74ZM136 73V74H137ZM176 73H177V71H176ZM209 73V74H208ZM216 73V74H215ZM225 73H224V75H225ZM242 73V74H241ZM263 73V74H262ZM57 74V75H56ZM65 74V75H64ZM71 75L70 76V78L71 79H69L68 81H70V82H68L69 84H67V86H63V84H65V81H67V79H68V76L67 75ZM139 74V75H140ZM152 74V73H151ZM160 74L162 75V73L160 72ZM178 74H177V76H178ZM187 74V75H186ZM206 74H208V75H206ZM238 74H239V76H238ZM246 74V75H245ZM25 75H26V77H25ZM61 75H64V76H67V78L65 77V81H64V79L63 78H61L60 80H61V82L62 81H64V83L63 84H61V87L59 86V85H56V83L59 81V76H61ZM74 75H73V77H74ZM91 75H93V76H91ZM110 75V74H109ZM116 75V74H115ZM138 75V74H137ZM140 75V76H141ZM150 76L151 78H147V76ZM161 75H159V77L161 76ZM171 75H169V76H167L166 78H169V79H165L164 78V76H162V77H157L155 74H154V76H156L157 78H158V80L160 81L159 82V85H164L166 82H167V80H173L174 78H176L177 76H173L172 75V77H173V79H170L171 78ZM196 76V78L195 77H193V76ZM232 75V76H231ZM245 75V76H244ZM2 76V77H1ZM12 76H14V77H12ZM55 76H56V78H55ZM58 76V77H57ZM64 76H62V77H64ZM95 76H97V78L95 77ZM101 76V77H100ZM109 77V79L107 80L106 78L107 77ZM146 76V77H145ZM166 76V75H165ZM181 76V77H180ZM191 76V77H190ZM228 76H231V77H228ZM235 76H236V74H235ZM240 76H242V77H240ZM246 76H248L247 78V80L245 81L244 80V78L246 77ZM17 77V78H16ZM93 77V78H92ZM210 77V78H209ZM226 77L228 78V79H226ZM7 78V79H6ZM29 78V79H28ZM55 78V79H54ZM96 78V79H95ZM113 78V77H112ZM118 77H116L115 76V78L114 79H117ZM157 78H155L154 77V79H155V84H156V82L158 81H156V79ZM162 78H164L165 80H166V82L164 83H162ZM201 80H203V81H201ZM242 78V79H241ZM263 78V79H262ZM18 79V80H17ZM63 79V80H62ZM87 79V78H86ZM113 79V80H114ZM147 79V80H146ZM149 79V80H148ZM161 79V80H160ZM188 79L193 83V82H195L196 83V80L195 79H197V80H199V82L202 84L201 86L203 87H201L200 86V83L197 81V84H196V87H195V83H193V85H192V83L190 82H187L188 81ZM207 79V80H208ZM212 79V80H213ZM241 79V80H240ZM246 79V78H245ZM3 80V81H2ZM25 80V81H24ZM55 80V81H54ZM58 80V81H57ZM84 80H85V78H84ZM95 80V81H94ZM105 80H107V81H105ZM110 80H112V79H110ZM152 82H151V81ZM176 80V79H175ZM174 80V83L173 84H175L176 86H177V82ZM211 80V81H212ZM213 80V81H214ZM243 80V81H242ZM254 80V81H253ZM258 80V81H257ZM5 81V82H4ZM20 81V82H19ZM78 81H76V82H78ZM100 82V85L97 83V82ZM143 81V80H142ZM143 81V82H144ZM234 81V82H233ZM242 81V82H241ZM103 82V83H102ZM169 82V81H168ZM167 82V83H168ZM171 82H169V86H171L170 85V83ZM180 82H178V85L180 86H182V84L180 83ZM187 82V83H186ZM248 82V83H247ZM254 82V83H253ZM3 83H4V85H3ZM14 83V84H13ZM19 83H20V86H19ZM67 83V82H66ZM85 83H86V80H85ZM101 83L102 84H104V83H108V84H105V86L103 85V86H101ZM146 83V84H147ZM162 83V84H161ZM240 85H239V84ZM250 83V84H249ZM45 84H47V85H45ZM59 84H60V81H59ZM95 84H98L99 86H101V88L98 86H96ZM150 84H147V86H145L144 88H145V90H143L142 89V92L140 91V87H137L138 89H139V94L138 95H135V96H138V97H136V98H138V100L140 101V100H142L141 98H143V102H146L148 105H152L153 106V104L154 103H151V102H153V100L152 99H154V91H157V90H154L153 92H152V90L153 89H156V88H153V89H151L149 86H151ZM154 84V85H155ZM173 84H172V88H173ZM225 84V83H224ZM236 86V88H235V86ZM262 84V85H261ZM17 85V86H16ZM29 85V86H28ZM73 85H75V83L73 84ZM83 87H82V86ZM149 85V86H148ZM159 85H156L157 86V88H158V86ZM191 86V90L189 89L190 87L189 86ZM226 85V84H225ZM244 86V88H243V86ZM262 87H261V86ZM8 87V88H6V87ZM24 86V87H23ZM28 86V87H27ZM42 86V87H41ZM84 86H85V88H84ZM155 86V87H156ZM180 86V87H181ZM193 86V87H192ZM230 86H233L235 89H233L232 87H230ZM254 86V87H253ZM2 87V88H1ZM3 87H4V89L5 90H8L7 92L6 91H4V89H3ZM64 87V88H63ZM97 87V88H96ZM151 87H154V86H151ZM178 87V86H177ZM176 87V88H177ZM196 88V90H198L200 87L202 88H200L199 90H198V92L200 91V93L203 95V97H204V99L205 100H203V97H201V95H200V97L202 98H200L201 100H203L202 102V104L200 103L201 101H200V99H198L199 98V93H197V91L196 90H194L195 88ZM226 87V86H225ZM250 87V88H249ZM26 88V89H25ZM28 88H31V89H29V90H31L30 92L31 93H29V92H27V89ZM44 88V89H43ZM242 88L244 89V90H242ZM259 88V89H258ZM13 89V90H12ZM95 89V90H94ZM151 89V90H150ZM183 89L185 90V92H183L182 93V91H183ZM193 89V90H192ZM205 89H206V87H205ZM237 89V90H236ZM246 89V90H245ZM251 89V90H250ZM258 89V90H257ZM261 89V90H260ZM24 90V91H23ZM28 90V91H29ZM34 90H36V92L34 91ZM40 90V91H39ZM186 90H187V99L185 98V99H182V98H184L185 97V94H186ZM190 90V91H189ZM236 90V93L235 92H233V91H235ZM240 90V91H239ZM256 90V91H255ZM79 91V92H80ZM93 91H94V93H93ZM145 91V92H144ZM252 91H253V93H254V95H253V93H252ZM259 91V92H258ZM6 92V93H5ZM32 92H34V94L32 93ZM42 92V93H41ZM71 93V95L69 96V98H67V93ZM138 92H136V93H138ZM191 92H194V93H192V96H191ZM232 92V93H231ZM240 92V93H239ZM242 92H244V93H242ZM260 92H262L261 94L263 95V97H262V95L260 96H257V94H260ZM3 93V94H2ZM8 93V94H7ZM13 93V94H12ZM24 93V94H23ZM27 93H29L30 95L31 94H33V96H32V98L30 99V97L31 96H29L28 98L26 97V94ZM41 93V94H40ZM68 93V94H69ZM87 93V94H86ZM93 93V94H92ZM141 93H143V94H141ZM150 93H153V94H151L150 95ZM185 93V94H184ZM242 93V94H241ZM10 94V95H9ZM37 94V95H36ZM51 94V95H50ZM89 94V95H88ZM99 94V93H98ZM98 94H97V96H98ZM177 94V93H176ZM193 94H196V95H193ZM220 94V95H219ZM251 94L254 96H251ZM106 95H108V94H106ZM178 95H176V97L178 96ZM184 95V97H182ZM223 95V96H222ZM229 95V96H228ZM5 96V97H4ZM22 96H24V97H22ZM52 96V97H51ZM71 96H72V98L74 99V100H76V99H83V100H77L76 102H78V101H80V103L77 105L79 108H78V110H75L73 113H72V109L71 108H68V106H66V104L68 105V103H65V102H67L68 100H66V98L67 99H69L70 101H71ZM89 96V97H88ZM131 96V95H130ZM158 96V94L156 95V97ZM190 96L192 97V98H190ZM220 96V98H218ZM225 96V97H224ZM4 97V98H3ZM106 97V96H105ZM109 97V96H108ZM108 97H107V101L108 102H111L112 103V100L110 99V97H109V99H108ZM125 97H127V96H125ZM132 97V96H131ZM155 97V98H156ZM193 97L195 98L194 99V101L196 100V98L199 100H196L195 102L193 101ZM213 97L216 99L215 101L213 100ZM243 97H245L244 99H243ZM18 98H20V99H18ZM25 98V99H24ZM61 98V99H60ZM65 98V99H64ZM89 98H91V99H89ZM102 98V99H101ZM134 98V97H133ZM189 98L193 101V104H195V105H193V106H195L196 108H198L199 106H200V104H201V106L202 107H200V108H198V109H202L203 111L202 112H200V116H197L196 117V114L198 115V113L197 112H195L194 110V113H196V114H194L193 113V111L191 112V110L190 111H188V109H185V108H188V106L189 107H191V104H190V100H189ZM218 98V99H217ZM223 98H226V100L225 101H223ZM237 98V99H236ZM254 98V99H253ZM260 98V99H259ZM13 99H14V101H13ZM28 99V100H27ZM55 99V100H54ZM63 99V100H62ZM88 99H89V101H90V104H89V102H88ZM128 99V98H127ZM222 99V100H221ZM245 99H246V101H245ZM257 99H258V101H257ZM263 99V100H262ZM27 100V101H26ZM31 100V101H30ZM58 100H59V102L61 103H59L58 102ZM73 100V102H75ZM98 101V102H95V101ZM103 101V102H101V101ZM131 100V102L132 103H128V104H130V106H138V108L140 109V107H141V105H143L142 103V101H137V99L136 100H134L135 101V103H134V101L132 100V99H130ZM129 100V101H130ZM145 100H147V101H145ZM150 102H149V101ZM185 102H184V101ZM186 100H188V102L186 101ZM227 100L229 101L228 103H227ZM252 100V101H251ZM6 101V102H5ZM19 101H21V102H19ZM64 101V102H63ZM83 101V102H82ZM212 101H214V102H212ZM221 101H222V103L223 104H221ZM255 101V102H254ZM2 102V103H1ZM29 104H28V103ZM35 104H34V103ZM75 102V103H76ZM88 102V103H87ZM142 102V103H141ZM218 102H219V105H218ZM240 102V103H239ZM263 102V103H262ZM17 103V104H16ZM31 103V104H30ZM53 103V104H52ZM59 103V104H58ZM81 103H86V104H88L87 105V107L88 108H90L91 110L93 109L94 110V106H91V103H96V104H101L102 106L101 107H99V109H100V112L99 111H95L96 113L95 114H97V115H95V116H97L96 118H95V116H93V115H91L92 117H94L97 121L95 122V120L93 121V119L91 120V125L93 124V126H91L88 122L90 121L89 119H91L92 117L91 116H89V115H86L87 113H86V111H85V115H84V118L82 117L83 115H81L82 114V110H86V109H84V107H85V105L83 106V104H81ZM104 103V104H103ZM186 103V104H185ZM196 103H198L199 105L197 106V104ZM19 104H21V105H19ZM29 106H28V105ZM65 104V105H64ZM77 104V103H76ZM95 104V105H96ZM106 104V105H105ZM109 104V103H108ZM133 104V105H132ZM141 104V105H140ZM163 104V103H162ZM167 104V103H166ZM211 104L209 105V103H208V105H209V107H211ZM224 104H225V106H224ZM237 104V105H238ZM254 104H256V105H261V107L262 108H259V114L257 113V110H258V108H257V106L255 105V106H253L252 108H251V105H254ZM6 105V106H5ZM17 105V106H16ZM58 105L60 106V107H62V105H64V107H62V108H59L58 107ZM93 105V104H92ZM140 105V106H139ZM144 105H146V104H144ZM205 105H207V104H205ZM258 105V106H259ZM2 106H4L3 108H2ZM8 106V107H7ZM10 106V107H9ZM32 106V107H31ZM56 106V107H55ZM82 106H83V109H82ZM104 106V107H103ZM135 106V107H136ZM176 106H178V105H176ZM28 107V108H27ZM96 107V106H95ZM134 107V108H135ZM195 107L193 108V107H191V108H193V109H195ZM205 107V106H204ZM227 109H226V108ZM255 107L257 108V109H255ZM8 108V109H7ZM19 108H20V110H19ZM67 108L68 109H70V111L69 112H62V111H66L67 110ZM137 108V109H138ZM143 108V107H142ZM141 108V109H142ZM174 108V107H173ZM172 108V109H173ZM185 109L186 110V112L188 113H190V116H188L187 114H186V112L185 113H183L184 112V110L183 109ZM190 108V109H191ZM206 108H208L207 106H206ZM213 108V107H212ZM80 109H82V110H80ZM97 108H95V110H96ZM98 109V110H99ZM176 109V108H175ZM178 109H180L181 111H182V113L183 114H185V115H183L182 113H181V111L179 110L178 111ZM198 109H195V110H198ZM225 109V110H224ZM7 110V111H6ZM10 110H11V112H10ZM26 110V111H25ZM256 110V111H255ZM18 111V112H17ZM23 111V112H22ZM68 111V110H67ZM79 111V112H78ZM82 111V112H81ZM89 110H87V112H88ZM149 111V112H148ZM153 111V112H152ZM172 111V112H173ZM219 111H221V110H219ZM246 111V110H245ZM8 112V113H7ZM53 112V113H52ZM60 112H61V114H60ZM93 112V111H92ZM99 112V113H98ZM152 114H151V113ZM165 112V111H164ZM180 112V113H179ZM33 113V114H32ZM77 113V114H76ZM90 113H91V111H90ZM118 113V112H117ZM150 113V114H149ZM154 113V114H153ZM163 113V112H162ZM173 113V114H174ZM188 113V114H189ZM264 113V112H263ZM2 114V115H1ZM52 114V115H51ZM80 114V115H79ZM93 114H94V112H93ZM144 114V115H145ZM191 114H192V120H190V117H191ZM248 114V115H247ZM255 114V115H254ZM257 114V115H256ZM4 115V116H3ZM63 115H64V117H63ZM103 115V117H101ZM110 115V116H109ZM119 115V114H118ZM150 115V116H149ZM154 115H156V116H154ZM165 115H166V113H165ZM195 115V116H194ZM223 115H225V116H223ZM255 117H254V116ZM80 118H79V117ZM100 116V117H99ZM106 116H107V118H106ZM152 116L153 117H156V118H152ZM178 116H176L177 117V119H176V122H177V124H178V122L180 121V119H178V118H181V117H178ZM183 116H188L187 118H185V117H183ZM258 116V117H257ZM91 117V118H90ZM112 117V118H111ZM118 117V116H117ZM260 117V118H261ZM63 118H64V120H63ZM69 118V119H68ZM82 118V119H81ZM102 118V120H99V119H101ZM159 118V119H158ZM195 118H197L196 120H195ZM239 118H241V119H239ZM246 118V117H245ZM244 118V119H245ZM11 119V120H10ZM32 119V120H31ZM87 119H88V122H87ZM103 119H106V121L105 120H103ZM153 119V120H152ZM157 119V120H156ZM174 119V120H175ZM239 119V120H238ZM250 119V120H249ZM16 120V121H15ZM33 120H35V122H33ZM61 120L62 121H64L63 123L61 122ZM68 120V121H67ZM69 120H70V122H69ZM112 120V121H111ZM164 120H167V118L165 119L164 118ZM196 121V123H198V124H196V123H194L195 121ZM238 120V121H237ZM263 120H264V118H263ZM15 121V122H14ZM22 121V122H21ZM24 121H26V122H24ZM31 121V122H30ZM46 121V122H45ZM73 121V122H72ZM188 121V122H187ZM191 121H193V122H191ZM257 121H259L258 119H257ZM256 121V122H257ZM45 122V123H44ZM80 122V123H79ZM114 122V123H113ZM120 122V121H119ZM167 122V121H166ZM187 122V123H186ZM239 122L241 123V124H239ZM247 122V123H246ZM249 122V123H248ZM10 123H12V124H10ZM31 123L33 124V125H31ZM52 123V124H51ZM56 123V124H55ZM75 123V124H74ZM99 125L98 126V128H97V124ZM179 123H181V122H179ZM192 123H194V125H191ZM31 126H30V125ZM57 124H58V126H57ZM66 124V125H65ZM68 124V125H67ZM72 124H73V126H72ZM79 124V125H78ZM81 124H87L88 126H90V129H88V130H86L87 129V127H86V129L84 130L83 128H80V127H83ZM106 124V125H105ZM157 124V125H156ZM231 124H229V125H231ZM253 126H252V125ZM255 124V125H254ZM14 125V126H13ZM45 125V126H44ZM76 125H77V128H76ZM112 125V126H111ZM116 125V126H115ZM180 124H178V126H179ZM183 125V124H182ZM241 125V127H239ZM248 125V126H247ZM11 126V127H10ZM65 126V127H64ZM68 126V127H67ZM101 126V127H100ZM110 126V127H109ZM157 127V128H155V127ZM238 126V129L236 128ZM244 126V127H243ZM10 127V128H9ZM14 127V128H13ZM19 127V128H18ZM92 127H95V128H97V129H95L94 130V128H92ZM115 127V128H114ZM118 127V128H117ZM153 127V128H152ZM185 126H183V128H186ZM187 127V128H188ZM232 127V126H231ZM243 127V128H242ZM258 127V128H257ZM66 128H69V129H66ZM80 128V129H79ZM104 128H106V129H104ZM108 128V129H107ZM114 128V129H113ZM117 128V129H116ZM155 128V130L157 131H153V129ZM163 128V129H162ZM234 128H236V130L234 129ZM240 128H242V130L240 129ZM244 128H247V129H245L244 130ZM263 132H264V125H263ZM72 129V130H71ZM77 129V130H76ZM99 129H100V131H99ZM111 129V130H110ZM159 129V130H158ZM162 129V130H161ZM181 129H182V127H181ZM253 129H255V131H253ZM259 129V130H258ZM16 132H15V131ZM18 130V131H17ZM68 132H67V131ZM71 130V131H70ZM75 131L77 134H78V136H76V134L74 133V134H72V131ZM78 130H81V132H79ZM97 130H98V132H97ZM200 130V131H199ZM234 130H235V132L236 133H240V134H236L235 132H234ZM248 132H247V131ZM256 130H258V131H256ZM57 131V132H56ZM106 131V132H105ZM116 131V132H117ZM183 131V133H185L186 131L185 130H182ZM9 132V133H8ZM12 132V133H11ZM64 132H65V134L67 135V136H69V137H72L71 138V140H69L71 143H72V145H75V146H78L77 144H82L83 142H80L81 140L83 141L84 140V138H85V140L87 139V137H88V140L89 141H85L86 143H87V146H89L88 144H90L92 147H93V143H94V141H95V139H99V140H96V142H97V144L98 145H94L95 147H91L90 146V148H92L91 149V151L93 150H95V152L97 153H95L96 155H97V157H98V153H99V156H100V158L98 157H94V156H91L90 155V150H89V152H88V156L90 157V159L91 160H87V162H88V164H91L92 162L94 163L91 167H89L90 168V170L92 171L93 169H94V172L92 171V173L93 174H89L90 176H91V178L90 177H88L87 176V178H85L86 176H83V171H85L86 172V170H87V168L84 170V168L86 167H84V165H83V167L82 166H80L81 165V163H80V165H79V161H80V159H78V160H76L75 158H68L67 156H68V154H66V156H65V153L64 154H62V149L61 148H59V146H60V140H61V144L65 141V136L66 135H64ZM83 132H85V134L83 133ZM102 132V133H101ZM110 132H111V134H110ZM153 132H156V134L154 135V133ZM197 132V133H196ZM200 132H202V133H200ZM244 132V133H243ZM30 133V134H29ZM56 133V134H55ZM91 133V134H90ZM115 133V132H114ZM162 133V132H161ZM161 133H159V136H161L159 139H163L162 141H166L167 140V142H164L165 143V145H167V143H168V137L167 138H163L162 136H163V133L161 134ZM176 133H178V131L176 132ZM205 135H204V134ZM228 133V132H227ZM233 133H235L236 135H238V136H236L235 134H233ZM109 134V135H108ZM128 134V133H127ZM149 134V133H148ZM161 134V135H160ZM186 134H187V132H186ZM186 134H184V135H186ZM203 134V135H202ZM231 134H229V135H231ZM16 135V136H15ZM44 135V136H43ZM56 135V136H55ZM63 136V138H62V136ZM74 135V136H73ZM146 135V134H145ZM144 135V136H145ZM164 135H167V134H164ZM54 136V137H53ZM66 136V137H67ZM81 137V136H83V138L82 139H80V138H78V137ZM114 136H116L115 134H114ZM113 136V137H114ZM129 136V135H128ZM187 136H188V134H187ZM204 136V137H203ZM245 138V137H247L246 138V140L247 141H245V140H243L242 141V139H243V137ZM251 138H250V137ZM262 136H264V133H262ZM50 137V138H49ZM73 137H75V138H73ZM101 137V138H100ZM105 137V138H104ZM150 137H148L147 138V143H148V141H149V138ZM166 137V136H165ZM176 137H177V135H176ZM180 137H181V140H180ZM203 137V138H202ZM205 137V138H206ZM210 137V136H209ZM235 137V138H234ZM241 137V138H240ZM7 138H9L8 139V141H6L7 140ZM23 138V139H22ZM58 138V139H57ZM79 139V141H76V139ZM142 139H143V137H141ZM208 138V137H207ZM237 138H239V139H237ZM68 139V138H67ZM70 139V138H69ZM77 139V140H78ZM141 139V140H142ZM146 139V138H145ZM165 139V140H164ZM215 140V142H214V140ZM234 139H236L237 140V142L234 140ZM3 142H2V141ZM59 140V141H58ZM119 140H121V139H119ZM141 140H139V142L141 143H143V140L141 141ZM188 140V141H187ZM204 140H205V142H204ZM211 140H213V143H211L212 141ZM241 142H240V141ZM25 141H28V142H25ZM51 141V142H50ZM107 141H109L107 144H109V145H107V146H105V144H106V142ZM177 141H175L174 143H177ZM239 141V142H238ZM84 142V143H85ZM89 142V143H88ZM95 142V143H96ZM99 142V143H98ZM100 142L102 143V144H100ZM105 144H104V143ZM127 142H128V139H127ZM126 142V143H127ZM138 142V140L137 141H135L134 142V144H132V146H134V148H136L135 147V145L137 144V145H139L140 146V143ZM186 142V143H185ZM203 142V143H202ZM5 143H6V145H5ZM26 144V147L24 146L25 144ZM85 143V144H86ZM129 143V142H128ZM139 143V144H138ZM142 143H141V146H142ZM30 144V145H29ZM32 144V145H31ZM54 144H55V146H54ZM56 144H58V145H56ZM158 144V145H157ZM169 144V143H168ZM232 144V143H231ZM248 144V143H247ZM126 145V144H125ZM128 145L130 146V144H127V146L125 147L124 146V148H122V149H127L128 148ZM136 145V146H137ZM181 145V146H180ZM185 145H189V146H187L188 148H185V149H183L182 150V148H184V147H186ZM196 145V146H197ZM221 145H223V144H221ZM220 145V146H221ZM24 146V147H23ZM58 146V148L59 149H61V150H59V151H61L60 153H59V151H55V149H56V147ZM139 146L137 147V148H139ZM140 146V147H141ZM143 146H144V144H143ZM161 146H159V147H161ZM178 146V147H177ZM194 146V147H193ZM233 146V144H232V147H234ZM242 146V149H240V147ZM48 147H50L52 150H50V151H48L47 150V148ZM104 149H103V148ZM147 147H143L144 149H147ZM190 147H192V149H190L191 151L189 152V153H191L190 155L187 153L188 151H186V149H189ZM197 147V148H198ZM217 147V148H216ZM244 147V148H243ZM46 148V149H45ZM89 148V147H88ZM203 148V149H202ZM215 148V149H214ZM223 149H224V147H222ZM230 148H231V151H230ZM19 149V150H18ZM31 149H32V151H31ZM44 149V150H43ZM49 149V148H48ZM108 150L110 149V148H107ZM142 149V147L139 149V150H141ZM157 149H159V148H157ZM161 150H162V148H160ZM159 149V150H160ZM216 149H218L219 151L221 150V152H224L223 154H225L223 157L221 156L222 154H221V152H218V153H220V155H215V153L218 151V150H216ZM238 149V150H237ZM244 149H245V153H244ZM4 150H5V152H4ZM105 150V151H104ZM139 150H137L138 151V153L139 152H141V151H139ZM164 150H166V149H164ZM163 150V151H164ZM185 150V151H184ZM216 150V151H215ZM237 150V151H236ZM240 150V151H239ZM242 150V151H241ZM21 151V152H20ZM23 151V152H22ZM44 152L45 153V159L44 158H42L43 157V153H41V155H40V152ZM53 151H54V155L53 154H51V153H53ZM92 151V152H93ZM125 151V152H124ZM128 149L127 150H123L122 151V154H121V152L119 153V158H117L118 159V161H119V159L121 158V156H124V154H126V160L125 161H127L128 160V157H129V154H128ZM136 151V152H137ZM147 151V150H146ZM145 151V152H146ZM148 151H149V149H148ZM182 151H184L185 153H183ZM196 151V150H195ZM202 151V152H203ZM211 151H213V152H211ZM234 151V152H233ZM15 152V153H14ZM48 152V153H47ZM51 152V153H50ZM58 153V155L60 154V158L62 159V156H63V158H64V160L62 161L61 159H59L58 161H56L59 157H58V155H57V153ZM108 152V151H107ZM111 152V151H110ZM155 152V151H154ZM161 153H162V155L163 154H165V152L163 153L162 151H160ZM176 152V153H175ZM179 152V153H178ZM227 152V153H228ZM237 152H240L241 153V155L243 154H245L244 156L242 155H240V157H239V154L237 153ZM23 153L25 154V155H23ZM27 153V154H26ZM47 153V154H46ZM50 153V154H49ZM130 153H131V151H130ZM181 153V154H180ZM196 153V152H195ZM213 154V156H212V154ZM236 153H237V156H236V158H234L232 155L234 154V156L236 155ZM29 154V155H28ZM100 154H102V156L100 155ZM107 154H109V153H106V155ZM121 154V155H120ZM133 154V153H132ZM146 154V153H145ZM160 154V153H159ZM169 154H171V155H169ZM180 154V155H179ZM187 156H186V155ZM252 154V153H251ZM16 155V156H15ZM18 155L20 156V157H18ZM95 155V156H96ZM147 155V156H148ZM152 157H151V156ZM175 155V156H174ZM176 155H179V156H176ZM255 155V154H254ZM5 156V157H4ZM40 156H42L41 158H40ZM128 156V157H127ZM164 156V155H163ZM172 156V157H171ZM213 158H212V157ZM217 156V157H216ZM219 156H221L222 158H223V160L227 157V158H229L230 159V161H228L227 159H225V160H227V163H226V161L224 160L223 162H221L222 160V158L221 157H219ZM246 156V157H245ZM28 159H27V158ZM88 157V158H89ZM137 157V158H136ZM155 157V158H154ZM192 157V156H191ZM238 157V158H237ZM250 157H253V159H254V162H253V159L251 160L250 159ZM20 158V159H19ZM49 159V163H47L48 162V159ZM53 158L55 159V160H53ZM78 158V157H77ZM123 158V157H122ZM138 158V159H139ZM151 158H153V159H151ZM157 158V159H156ZM166 158V159H165ZM187 158V159H188ZM257 158V159H256ZM261 158H263V157H260V159ZM4 159V160H3ZM21 159H22V161H21ZM52 159V160H51ZM70 161H69V160ZM107 159H110V158H107ZM130 159H131V157H130ZM213 159V160H212ZM250 159V160H249ZM7 160V161H6ZM35 160V161H34ZM44 160V161H43ZM61 160V161H60ZM65 160H67V161H65ZM122 160V159H121ZM120 160V161H121ZM152 160V161H151ZM184 160V162L186 163H183L182 161ZM186 160V161H185ZM244 161V163H243V161ZM247 160V161H246ZM12 161V162H11ZM37 161V162H36ZM53 161H55V162H53ZM89 161H91V163H89ZM107 161V160H106ZM111 161V160H110ZM117 161V160H116ZM119 161V162H120ZM124 161V160H123ZM129 161V160H128ZM178 161V162H177ZM251 161V162H250ZM257 161H259V162H257ZM41 162V163H40ZM45 162L47 163V165L45 164ZM58 162V163H57ZM131 162V161H130ZM180 162V163H179ZM189 162H191V160L189 159ZM212 162H213V164H212ZM220 162L222 163V165H223V170H222V165L220 164ZM225 162V163H224ZM229 162H230V164H229ZM242 162V163H241ZM9 163V164H8ZM19 163V164H18ZM23 164V166H22V164ZM154 163V164H153ZM208 164H209V162H207ZM240 163H241V165H243V166H241L240 165ZM253 163V164H252ZM257 163V164H256ZM14 164L16 165V167L14 166ZM25 164V165H24ZM42 164V165H41ZM45 164V165H44ZM51 164H52V166H51ZM97 164H99V165H97ZM110 164H111V166L113 167H115L116 169H118V171H116V169L115 168H113V169H115V170H112V172L110 171V169L109 168H112V167H110ZM140 164V165H139ZM156 164V165H155ZM216 164V165H215ZM221 167V171H220V168H219V166ZM225 164H227V165H225ZM249 164V165H248ZM261 164V165H260ZM37 165V166H36ZM40 165V166H39ZM67 165V166H66ZM148 165V164H147ZM146 165V166H147ZM188 165V166H187ZM212 165V166H211ZM244 165H246V167H244ZM253 165V166H252ZM22 166V167H21ZM36 166V167H35ZM42 166V167H41ZM45 166V167H44ZM109 167V168H105V167ZM127 166V165H126ZM140 166V167H139ZM142 166V167H141ZM158 166V168H156ZM164 166V167H163ZM214 166V167H213ZM228 166V167H227ZM237 166H238V168H237ZM248 166V167H247ZM261 166V167H260ZM6 167V168H5ZM12 169H14L15 171H16V173L13 175V174H11L14 170H12ZM17 167H18V169L19 170H17ZM20 167V168H19ZM48 167H49V169H50V171H49V169H48ZM105 169H104V168ZM130 167V168H131ZM189 167V168H188ZM231 167V168H230ZM251 167L252 168H254V172H253V169H251ZM260 167V168H259ZM10 168V169H9ZM37 168V169H36ZM123 168V169H122ZM129 168V169H130ZM139 168V169H138ZM144 168V169H143ZM146 168H147V170H146ZM154 168H155V170H154ZM161 169V171H159L160 169ZM164 170H166V171H164ZM166 168V169H165ZM231 170H230V169ZM243 168H246V169H243ZM249 168V169H248ZM22 169H23V172H22ZM29 169H31V170H29ZM33 169V170H32ZM39 169V170H38ZM41 169V170H40ZM97 169H99V170H97ZM126 169H128L127 167H126ZM140 169H141V172H139L138 173V171H140ZM208 169H211V170H209L208 171ZM54 170V171H53ZM58 170V171H57ZM77 170H79V171H81L82 173L81 174H79V172L77 171ZM100 170H102V171H100ZM123 170V171H122ZM136 170H138L137 171V173H136ZM170 170V171H169ZM216 170V171H215ZM228 170V171H227ZM235 172H234V171ZM244 170V171H243ZM259 170H261L260 172L262 173V174H260V172H259ZM29 172V173H27V172ZM34 171V172H33ZM52 171V172H51ZM106 171V172H105ZM107 171H109V172H107ZM113 171H115L114 173H113ZM125 171V172H124ZM127 171V172H126ZM155 171V172H154ZM213 171H215L216 173H214ZM233 171V172H232ZM240 171H241V173H240ZM6 172V173H5ZM21 172V173H20ZM36 172H38V173H36ZM43 172V173H42ZM85 172H84V174H85ZM163 172H164V174H163ZM167 173V175H166V173ZM209 172V173H208ZM228 172V173H227ZM258 172H259V174H258ZM11 175H10V174ZM23 173V174H22ZM51 173V174H50ZM53 173V174H52ZM87 173H88V171H87ZM111 173V174H110ZM118 173V174H117ZM128 173H132V174H128ZM134 173H136V175L134 174ZM140 173H142V175H140ZM144 173V174H143ZM160 173H162V174H160ZM177 173V174H176ZM186 173V175H184ZM212 175H211V174ZM218 173V174H217ZM243 173V174H242ZM6 174L9 176H7L6 177ZM47 174H49V175H47ZM61 174H62V176H61ZM95 174V175H94ZM115 174H116V177H115ZM150 174V175H149ZM168 174H170V175H168ZM183 174V175H182ZM225 174H226V176H225ZM233 174V175H232ZM13 175V176H12ZM23 175H24V177H23ZM29 177H28V176ZM55 175V176H54ZM57 175V176H56ZM94 175V176H93ZM110 175H111V177H110ZM120 175V176H119ZM132 175V176H131ZM153 175V176H152ZM166 175V176H165ZM180 175V176H179ZM182 175V176H181ZM228 175V176H227ZM243 175V176H242ZM3 176H5V177H3ZM16 178H15V177ZM20 176V177H19ZM31 176V177H30ZM71 176H72V178H71ZM76 176H77V180H80L81 182H79L78 181V183H82V184H85L86 186H81V185H79L78 186V183L76 182L77 180H76ZM97 176V177H96ZM113 176V177H112ZM131 176V177H130ZM142 176V177H141ZM143 176H144V178H143ZM151 176V177H150ZM165 176V177H164ZM173 176V177H172ZM179 176V177H178ZM204 176H205V178H204ZM209 176V177H208ZM230 176H232V177H230ZM241 176V177H240ZM246 176V177H245ZM1 177H3V178H1ZM19 177V178H18ZM21 177H22V179H21ZM36 177V178H35ZM45 177V178H44ZM48 179H47V178ZM56 177V178H55ZM60 177V178H59ZM97 178V179H95V178ZM101 177V178H100ZM127 177V179H125ZM129 177V178H128ZM168 177H170V178H168ZM177 177L178 179H176L175 180V178ZM206 177H207V179L209 178L210 180H209V182H208V180L206 179ZM229 177V178H228ZM236 177V178H235ZM26 178V179H25ZM29 178V179H28ZM99 178H100V180L101 181H99ZM115 178V180H112V179H114ZM132 178V179H131ZM167 178L169 179V181L167 180ZM182 178V179H181ZM189 180H188V179ZM220 178V179H219ZM224 178V179H223ZM231 178V179H230ZM240 178V179H239ZM249 178H250V180H249ZM253 178V179H252ZM6 181H5V180ZM44 179V180H43ZM74 179V180H73ZM90 179V180H89ZM129 179V180H128ZM134 179H135V181H134ZM147 179V180H146ZM185 179H187L186 181H185ZM215 179V180H214ZM244 179V180H243ZM16 180V181H15ZM64 180V181H63ZM66 180V181H65ZM76 180V181H75ZM118 180V181H117ZM166 180V181H165ZM172 180V181H171ZM182 182H181V181ZM206 180H207V182H206ZM223 180H225V181H223ZM229 180H231V181H229ZM233 180H235V181H233ZM253 180V181H252ZM3 181V182H2ZM45 181V182H44ZM115 181V182H114ZM174 181H176V182H174ZM183 181L184 182H186V183H183ZM187 181H188V183H187ZM194 182V183H191V182ZM200 181V182H199ZM213 181V182H212ZM250 181H251V183H250ZM22 182V183H21ZM63 182V183H62ZM128 182V184H125V183H127ZM137 182V183H136ZM161 182V183H160ZM164 183V186H163V183ZM168 182V183H167ZM173 182H174V184L175 185H173ZM226 182H228V184H229V186H227L228 184L226 183ZM231 182H234V183H232L231 184ZM255 182V183H254ZM259 182V183H258ZM65 183V184H64ZM111 183V184H110ZM115 183H117V184H115ZM124 183V184H123ZM130 183L132 184V185H130ZM180 183H182L181 185H180ZM193 184L192 186H191V184ZM196 183H197V185H199L198 187H200V186H202V187H200V189L201 188H203V187H207L206 188V192L203 190V189H201V190H203L202 191V195H201V197H200V202L198 201V203H197V205L196 206H198V205H200V204H204V205H208V208L207 207H204L203 209H202V213L204 214V217H206L205 215V213H208L207 215V219L205 218V219H203L202 218V213H201V211H199L200 210V206H198V207H196L195 209H194V207H195V203H194V206H193V199H194V201H196V199L195 198H197V199H199L198 198V196H197V194H195V193H197V192H195L196 190H197V188H196ZM198 183H201V184H198ZM211 185H210V184ZM214 183V184H213ZM221 184V187H219L220 186V184ZM222 183H223V185H222ZM246 183H248V184H246ZM257 183V184H256ZM113 184V185H112ZM151 184H152V187L154 186V189L151 187ZM170 184L172 185V186H170ZM185 184V185H184ZM195 184V185H194ZM205 184H207L206 186H205ZM226 184V185H225ZM241 184H243V185H241ZM245 184V185H244ZM254 184V185H253ZM2 185V186H1ZM119 185V186H118ZM125 185H127V186H131L130 188H128V187H126L127 188V194H124L125 193V191H124V193H122V191H123V187H125ZM140 185V186H139ZM183 185H184V187H183ZM186 185H188V188H187V186ZM190 185V186H189ZM219 185V186H218ZM12 186H14V187H12ZM53 186V187H52ZM63 186V187H62ZM123 186V187H122ZM132 186H133V188H132ZM136 186V187H135ZM149 186V187H148ZM157 186V187H156ZM180 186H182L181 188H180ZM213 186V187H212ZM223 186V187H222ZM225 186H227V187H225ZM238 186V187H237ZM45 187H47V188H45ZM117 187V188H116ZM137 187H138V189H137ZM141 187V188H140ZM171 189H170V188ZM178 187V188H177ZM196 188V190H194V191H192L193 189H195ZM239 189L240 187V189H246V190H241L242 192H241V196L239 195L240 194V192H237V188ZM17 188V189H16ZM35 188V189H34ZM37 188V189H36ZM55 188V189H54ZM62 188V189H61ZM116 188V189H115ZM121 188V189H120ZM135 188V189H134ZM148 188V189H147ZM170 190H169V189ZM175 190H174V189ZM183 188V189H182ZM185 188V189H184ZM189 188H191V189H189ZM204 188V189H205ZM213 188V189H212ZM217 188H218V190H217ZM9 189V190H8ZM27 189V190H26ZM31 189H32V191H31ZM52 189V190H51ZM100 189V190H99ZM119 191H118V190ZM140 189V190H139ZM165 189H166V192H164L165 191ZM178 189V190H177ZM199 189V190H200ZM220 189V190H219ZM229 189H230V191H229ZM261 189V190H260ZM263 189V190H262ZM88 190H91V193L90 194H94L95 192V195H90V196H94V198H95V196H101V198H100V200H102V199H104L107 203H103V205L101 204V206L103 207V206H105L106 204H107V206H105V207H103V209L105 208V210L106 211H102L103 209H101V211H102V213L104 212H108V213H105L106 215L104 216V217H106L105 219H109L110 218V222H108V224H104V226L105 225H107V227H105V228H103L101 225L99 226V227H101V228H99L98 226H97V224H94L93 225V227H90V228H92L93 230H95L94 231V233H91V232H93V230L91 229V231L90 230H88V223L89 222H91L92 224L93 223H95V219H93L92 218V214L94 213V212H97V211H95L96 210V208H95V203H97L98 202V200H99V198L98 197H96V199L98 198V200H97V202H95L96 201V199H94L93 197H89L88 196V193L90 192H88L87 193V191ZM117 190V191H116ZM125 190V189H124ZM150 190V191H149ZM155 190V191H154ZM180 190V191H179ZM215 190H217V194L215 193ZM223 190V191H222ZM236 190V191H235ZM101 191V192H100ZM120 191H121V193L122 194H120ZM142 191V192H141ZM152 191H153V194H152ZM179 193H178V192ZM198 191V190H197ZM210 192V193H208V192ZM214 191V192H213ZM228 191V192H227ZM259 191H260V193H259ZM15 192V193H14ZM18 192V193H17ZM23 192V193H22ZM31 192V193H30ZM34 192V193H33ZM54 192H55V194H54ZM76 192H77V194H76ZM84 193V195H83V193ZM106 192V193H105ZM161 192V193H160ZM194 192V194H192ZM234 192V193H233ZM246 192H248V194L249 195H245V194H247ZM87 193V194H86ZM102 193V194H101ZM201 192H199V194H200ZM212 193L213 194H216V196L215 195H213V198L214 199H212V197H211V195H212ZM223 193H225V196L223 197V195H220V194H223ZM236 193H237V195H236ZM261 195H259V194ZM20 194V195H19ZM60 194V195H59ZM75 194V195H74ZM79 194V195H78ZM86 194V195H85ZM97 194V195H96ZM167 194V195H166ZM185 194V195H184ZM211 194V195H210ZM227 194V195H226ZM28 195V196H27ZM30 195V196H29ZM183 195V196H182ZM192 195V196H191ZM196 197H195V196ZM206 196V197H204V196ZM229 195V197H227ZM245 196V198H246V200L243 198L244 196ZM260 197H259V196ZM59 196V197H58ZM88 196V197H87ZM237 198H235V197ZM254 196V197H253ZM22 197H23V199H22ZM30 197V198H29ZM66 197V198H65ZM74 197H76V198H74ZM133 197V201L131 200V198ZM138 197V198H137ZM146 197V198H145ZM160 197H161V199H160ZM163 197V198H162ZM165 197V198H164ZM180 197V198H179ZM191 197H193V198H191ZM219 198V199H216V198ZM239 197V198H238ZM251 197H253V198H255V199H253L252 198V200H251ZM258 197V198H257ZM28 198V199H27ZM92 198V199H91ZM159 198V199H158ZM171 198V199H170ZM188 198V199H187ZM204 198H209L208 199V201H206L207 199H204ZM226 198H228V199H226ZM241 198V199H240ZM250 198V199H249ZM263 198V199H262ZM26 199V200H25ZM146 199V200H145ZM192 199V200H191ZM201 199H204L205 200V202H204V200H201ZM210 199H212V201L213 200H217V201H215L216 203L215 204H213L212 206H211V204L213 203ZM222 199V200H221ZM226 199V200H225ZM248 199V200H247ZM20 200V201H19ZM62 200H63V203H61L62 202ZM67 200V201H66ZM76 200V201H75ZM81 200H84L85 202H87L86 204L84 203V201H81ZM95 200V201H94ZM99 200V201H100ZM121 200H123L122 202H125L124 200H131L130 202H132L131 204H130V202H127L126 204L128 205L129 204V207H128V209H125V208H127V207H125V208H122V210H120V207L119 208H117V210H119V212L115 209L116 207H118L119 206V204H120V201ZM161 200H162V203H163V205H162V203H161ZM168 200V201H167ZM186 200V201H185ZM218 200H220L219 202H223L224 200L226 201L224 204L223 203H221V205L219 204V202H218ZM239 200H241V201H239ZM254 200V201H253ZM31 201V202H30ZM93 201L95 202L94 203V207L91 205V204H93ZM114 201V202H113ZM143 201H144V203H143ZM172 201V202H171ZM210 201H211V203H210ZM229 201V202H228ZM233 201V202H232ZM243 201V202H242ZM256 201V202H255ZM102 201H100V202H98V204H99V207H100V203H101ZM104 202V201H103ZM113 202V203H112ZM115 202H117V204L116 205H118V206H116L115 205ZM135 203V205H134V203ZM139 202V203H138ZM182 204V205H180V203ZM197 202V201H196ZM231 202V203H230ZM249 202V203H248ZM255 202V203H254ZM261 202V203H260ZM15 203V204H14ZM30 203V204H29ZM51 203H53V204H51ZM78 203H80V204H78ZM84 203V204H83ZM110 203V204H109ZM112 203V204H111ZM166 203V204H165ZM192 203V204H191ZM87 204H90V205H87ZM123 204H125V203H123ZM139 204V205H138ZM140 204H142L141 206H140ZM189 204V205H188ZM202 204V207L204 206ZM248 204V205H247ZM8 205V206H7ZM16 205V206H15ZM21 205V206H20ZM52 205V206H51ZM64 205H65V207H64ZM80 205V206H79ZM84 205V209L87 207L88 209L90 208V210H89V212L91 213H89V214H86V215H89V217L88 218H85V221H88L87 222V229L85 230V226H83V225H81V226H83V227H81V226H78L79 224L78 223H80L81 222V220H80V222H78L79 220V216L78 215H84V216H86L85 214H83L84 213V210H83V208L81 207V206H83ZM121 205H122V203H121ZM138 205V206H137ZM165 205V206H164ZM187 205V206H186ZM192 205V206H191ZM216 205V206H215ZM220 205V206H219ZM222 205L223 206H225V208L227 207V208H229L230 206H232L231 208H229V213H227V212H225V215H227V216H225L224 217V215L222 214L221 215V213H223L224 212V210H223V208H222ZM230 205V206H229ZM233 205H235L236 207H234ZM241 205V206H240ZM252 205V206H251ZM253 205H254V207H253ZM7 206V207H6ZM114 206V207H113ZM126 206V205H125ZM132 206V207H131ZM134 206V207H133ZM172 206V207H171ZM175 206H177V207H175ZM210 206V207H209ZM220 207L219 209L218 208H216V207ZM12 207V208H11ZM15 207V208H14ZM18 207V208H17ZM27 207V208H26ZM64 207V208H63ZM93 207V208H92ZM97 207H98V205H97ZM102 207H100V208H102ZM110 209H109V208ZM113 209H115V211L113 210L112 211V208ZM123 207V206H122ZM137 207V208H136ZM139 207V208H138ZM190 207H192V208H190ZM213 207V208H212ZM24 208V209H23ZM79 208H82V210H83V212L81 211V209H80V213H79ZM87 208H86V210H87ZM92 208V209H91ZM109 210H108V209ZM164 208V209H163ZM175 208H177V209H175ZM187 208H188V210H187ZM189 208H190V210H189ZM212 208V209H211ZM226 208V209H227ZM253 208V209H252ZM10 209V210H9ZM93 209H95L94 211H93ZM131 209V210H130ZM159 209V210H158ZM184 211H183V210ZM206 209H208L205 213H204V211L206 210ZM211 209V210H210ZM217 209H218V211H217ZM255 209V210H254ZM30 212H29V211ZM57 210H58V212H57ZM85 210V211H86ZM98 210V209H97ZM108 210V211H107ZM128 210V211H127ZM135 210H136V212H135ZM163 210V211H162ZM198 212H200V213H198ZM204 210V211H203ZM228 210V209H227ZM246 210V211H245ZM248 210V211H247ZM252 210V211H251ZM14 211H15V213H14ZM63 211V212H62ZM78 211V213L76 214V212ZM117 211V212H116ZM138 211V212H137ZM221 211V213L219 214V212ZM223 211V212H222ZM226 211V210H225ZM233 211V212H232ZM252 212V213H250V212ZM10 212V213H9ZM115 213V214H113L112 215V213ZM184 212V213H183ZM212 212V213H211ZM29 213V214H28ZM41 213V214H40ZM70 213V214H69ZM76 215H75V214ZM87 213V212H86ZM165 213V214H164ZM178 213H180V214H178ZM227 213V214H226ZM12 214V215H11ZM53 214V215H52ZM167 214V215H166ZM172 214H174V215H172ZM209 214L211 215V216H209ZM221 215V216H223V217H221V216H219V215ZM232 214H233V216H232ZM258 214V215H257ZM16 215V216H15ZM18 215V216H17ZM66 215H67V217H66ZM94 215V214H93ZM109 215H111L112 216V218L109 216ZM177 215V216H176ZM185 215V216H184ZM197 215L199 216V218L201 219V222H199L200 221V219H198V217H197ZM202 215V216H201ZM235 215V216H234ZM255 215V216H254ZM14 216V217H13ZM26 216V217H25ZM53 216V217H52ZM76 216H78L79 218H77ZM91 216V217H90ZM116 216V217H115ZM127 216V217H126ZM164 216V217H163ZM216 216V217H215ZM237 216H239L238 218H237ZM244 216V217H243ZM252 216V217H251ZM256 216H258L257 218H256ZM37 217V218H36ZM54 217H55V219H54ZM95 217V216H94ZM107 217H109V218H107ZM157 217H159V218H157ZM174 217V218H173ZM176 217V218H175ZM177 217L178 218H181V219H183V220H181L182 221V223H181V221L179 222V219L177 220ZM195 217H197V221H196V219H195ZM221 217V218H220ZM256 218V220L257 221H260L259 223L258 222H256V220L254 221V222H252V219H255ZM58 218V219H57ZM60 218V219H59ZM82 218L84 219V217L82 216ZM168 218H169V220H171L170 222L172 223V225H170V224H166V222H169L168 221ZM187 218V219H186ZM188 218H193L191 221L193 222V223H195V226H194V224L192 225H190V228L191 229H187L188 227H189V224H187L189 221V219ZM210 218H211V221H212V224L210 223ZM233 218V219H232ZM6 219H7V222H6ZM22 219V220H21ZM35 219V220H34ZM54 219V220H53ZM68 219V220H67ZM74 219V220H73ZM103 220H104V218H102ZM163 219V220H162ZM173 219H175V221H173ZM220 219H222V221L223 222H225V220L226 221H228L227 223H231L232 225H230L229 227L227 226V225H225ZM237 219V220H236ZM21 222H20V221ZM38 220V221H37ZM53 220V221H52ZM59 220V221H58ZM64 220V221H63ZM72 220V221H71ZM163 221V222H161V221ZM185 220V221H184ZM195 220V221H194ZM238 220H239V222H238ZM12 221V222H11ZM18 221V222H17ZM23 221V222H22ZM68 221V223H66ZM109 221V220H108ZM166 221V222H165ZM173 221V222H172ZM215 221V222H214ZM240 221H241V223H240ZM4 222V223H3ZM45 222V223H44ZM70 222H72V226H75V233H74V235L76 236V234H78V230H79V232H80V235L82 236V235H84L85 234V232L87 233V235L89 234V231H90V234H93L92 236H95L94 234H97V231L98 232H100V234L102 235V232H103V229H104V232H107V231H109L108 233H106V235L108 236V234L109 233H111V234H109L110 236L112 235V239L110 238V236L108 237V238H110L111 240H112V242H110L109 240H107V244H104L105 242H106V237H105V233L103 232V237L105 238V239H101V240H99L100 238H102V236L100 237V236H98L99 234H97L95 237H94V239L96 240V241H94V239H92L90 242H89V245H85L83 248H82V246H80L79 245V252L78 251H76L75 252V249H74V245L75 244H77V243H75V244H73V241L75 242V240H73L74 238H73V236L72 237H70V235H69V233H68V229L69 228H73L72 226L70 227V226H68L69 225V223ZM103 222V221H102ZM169 222V223H170ZM176 222V223H175ZM185 222H187V223H185ZM197 222V223H196ZM202 222H206L208 225L206 226V227H208V226H210V225H212L211 227H213L211 230H209V228L208 229H206V227L204 226L205 224H203ZM245 222V223H244ZM246 222H251L250 224H249V226H247L248 224H246ZM6 223V224H5ZM20 223H21V225H20ZM44 223V224H43ZM52 223V224H51ZM55 223L57 224V225H55ZM65 223V224H64ZM73 223H74V225H73ZM82 223V222H81ZM90 223V224H91ZM110 223V224H109ZM173 223L175 224V226H176V229H177V232H176V229H173V228H175V226L173 225ZM178 223H179V225L180 224H182L183 225V229L181 228V225L180 226H178L177 227V225H178ZM184 223L186 224V227H184ZM190 223V222H189ZM198 223H201V224H198ZM240 223V224H239ZM255 223H258V224H255ZM100 224H102L101 222H100ZM102 224V225H103ZM196 224L197 225H200V230L201 231H203V230H205L206 229V232L205 231H203V232H205L206 234H207V230H209L210 231V233H208V235L209 236H211L210 238L211 239H209L208 237H206L207 238V240L209 239L210 240V242H209V240L207 241V240H205L204 241V238H205V233H203L202 232V234L204 235V237H203V235H201V237L199 236V235H197V233H199V234H201L199 231H198V229L196 228ZM202 224H203V226H204V228H202L201 226H202ZM237 224V225H236ZM244 224V225H243ZM16 225V227H14ZM42 225H44V227L42 226ZM70 225H71V223H70ZM85 225V224H84ZM109 225H110V227H109ZM162 225H163V227H162ZM168 225H170L169 227H171V228H169V227H167V229H166V226ZM221 225V226H220ZM242 226L241 228H239V226ZM246 225V226H245ZM35 226H36V228H35ZM52 226V227H51ZM67 226L69 227L67 230H65V228H67ZM78 226V227H77ZM92 226V225H91ZM94 226H97V228L99 229V230H96L95 228H94ZM135 226V227H134ZM188 226V227H187ZM217 226V227H216ZM220 226V227H219ZM228 227V229H227V227ZM259 226V225H258ZM47 227V228H46ZM82 229H81V228ZM131 227V228H130ZM180 227V228H179ZM218 227H219V229H221V230H219L218 229ZM83 228H84V230H83ZM103 228V229H102ZM108 228V230L106 231V229ZM168 228H169V231H168ZM225 228V229H224ZM232 228V229H231ZM39 229V230H38ZM47 229V230H46ZM50 229V230H49ZM102 229V230H101ZM110 229V230H109ZM181 229H182V231H181ZM184 229H186V230H184ZM195 229V230H194ZM203 229V230H202ZM214 229V230H213ZM248 229V230H247ZM80 230H83L82 232L84 233V234H81L82 232L80 231ZM127 230H128V232H127ZM137 230V231H136ZM145 230V231H144ZM148 230H149V232H148ZM184 230V231H183ZM190 230H191V232H190ZM236 232H235V231ZM252 230V231H251ZM66 232L67 231V233L68 234H66V235H69L68 236V238L70 237V238H72V243H70L71 241H69V243L70 244H68V240H71L70 238L68 239V238H66L67 236L65 235V237L62 235L61 236V233L62 234H64L63 232ZM73 231V230H72ZM88 231V232H87ZM130 231V232H129ZM135 231H136V235H135ZM147 231V232H146ZM175 232V234H174V232ZM181 233H180V232ZM188 231V232H187ZM197 233H196V232ZM222 233H221V232ZM31 232V233H30ZM49 232V233H48ZM74 232V231H73ZM137 232L140 234V235H137ZM143 232V233H142ZM145 232V233H144ZM164 232V233H163ZM182 232L184 233V234H182ZM187 232V233H186ZM229 232V233H228ZM247 232H248V234H247ZM252 232V233H251ZM51 233V234H50ZM54 233V234H53ZM71 233V232H70ZM141 233H142V235H141ZM147 233V234H146ZM151 233V234H150ZM180 233V234H179ZM213 233H215V234H217L216 236H215V234H214V236H212L213 235ZM219 233V234H218ZM33 234H34V236H33ZM37 234V235H36ZM52 234H53V236H52ZM58 234V235H57ZM73 234V233H72ZM71 234V235H72ZM164 234V235H163ZM165 234H166V236H165ZM170 234H172L173 235V237L170 235ZM182 234V235H181ZM186 234V235H185ZM212 234V235H211ZM232 234V235H231ZM35 235H36V237H38L37 238V241H40V238H41V240L43 241L42 243V247H41V245H40V243H39V247H38V245H37V241H36V238H35V240H34V237H35ZM44 235V236H43ZM153 235V236H152ZM223 235V238H221V236ZM254 235V236H253ZM259 235V236H258ZM33 236V237H32ZM74 236V237H75ZM79 235H77L76 236V239H77V237H78ZM91 236V235H90ZM144 236V237H143ZM177 236V237H176ZM180 236H182V237H180ZM230 236H232V237H230ZM252 236V237H251ZM40 237V238H39ZM53 237V238H52ZM58 237H60L61 238V240H60V238L58 239ZM64 237V238H63ZM80 237V236H79ZM78 237V239L79 240H81V241H83V238L85 237H87V239H85L84 238V242L87 240L88 241V237H89V235L88 236H86V235H84V237L82 238H79ZM98 237V238H97ZM143 237V238H142ZM168 237V238H167ZM216 237V238H215ZM218 237H219V239H218ZM248 237V238H247ZM252 239H251V238ZM45 238H44V240H45ZM65 238H66V241H65ZM183 238H184V240H183ZM199 238H203V242H202V239L199 241L198 239ZM221 238V239H220ZM228 238V239H227ZM234 238V239H233ZM31 239H32V241H31ZM39 239V240H38ZM53 239V240H52ZM55 239H57L56 241H55ZM62 239H64V241H62ZM114 239H116V241H117V243H118V245L116 244V245H114L113 243H115V241H114ZM136 239V240H135ZM144 239V240H143ZM172 239V240H171ZM186 239V240H185ZM218 239V240H217ZM230 239V240H229ZM261 241H260V240ZM59 240V241H58ZM78 240V241H79ZM89 240H90V238H89ZM103 240H105V242H103V243H101ZM123 240V241H122ZM138 240V241H137ZM150 240L151 241H155V243H153V242H150ZM164 240H166V241H164ZM182 240H183V242H182ZM243 240V241H242ZM250 240V241H249ZM35 241V242H34ZM109 241V242H108ZM164 241V242H163ZM168 241V242H167ZM170 241H172V242H170ZM182 243H181V242ZM186 241V242H185ZM187 241H189L188 242V244H187ZM196 241H197V243H196ZM219 241V242H218ZM228 241V242H227ZM263 241V242H262ZM41 242V241H40ZM50 242H49V244H50ZM145 242V244L144 245H146L145 247H144V245H143V243ZM175 242V243H174ZM185 242V243H184ZM217 242V243H216ZM229 242H230V244H229ZM80 243V242H79ZM82 243V242H81ZM86 244L88 243V242H85ZM84 243V244H85ZM92 243V244H91ZM108 243H109V245H108ZM113 245H112V244ZM137 243V244H136ZM149 243V244H148ZM153 243V244H152ZM165 243H166V245H169V246H171V247H166V249L167 248H172L175 244H176V248L175 247H173L172 249H175L174 251H175V254L173 253L174 251L172 250V252H171V249H170V251L169 250H167V252L164 250V249H162V250H164L167 254H165V252H162V254L163 255H166V257L165 258H161V256L162 255H160V250L158 249V248H156V247H159L160 249H161V247H163V248H165L164 246H165ZM168 243H171V244H173V245H171V244H168ZM184 243V244H183ZM190 243V244H189ZM198 244H200V245H198V247L200 246H202L201 248H196L197 247V245ZM209 243V244H208ZM251 243V244H250ZM110 244H111V246H110ZM124 244V245H123ZM151 244V245H150ZM178 244V245H177ZM181 244V245H180ZM187 244V245H186ZM193 244H194V246H193ZM201 244H204V245H201ZM207 244L209 245V247H210V249H208V246H207ZM225 244V245H224ZM257 244V245H256ZM34 245V246H33ZM37 245V246H36ZM78 245V244H77ZM83 245V244H82ZM99 245V246H98ZM103 245V246H102ZM130 247H129V246ZM155 245V246H154ZM156 245H158V246H156ZM164 245V246H163ZM180 245V246H179ZM252 247H251V246ZM44 246H45V249L43 248V250L42 251H44L45 252V254L46 253H48L49 251L50 252H52L53 254L51 255V257H52V259H54L53 257L56 255V254H54V252L52 251V249H51V247H52V245H50L51 247H50V250H49V247L48 246H46V243L44 244ZM113 246H115V248L113 247ZM116 246H118V247H116ZM135 246H137L136 248H135ZM186 246V248L185 249H183L184 247ZM254 246V247H253ZM36 247H38V248H40L39 249V251H35V250H37V248ZM48 247V248H47ZM57 247V246H56ZM76 247V246H75ZM96 247V248H95ZM102 247H103V251L105 252V253H103V251H102ZM110 247V248H109ZM124 247V248H123ZM142 247H144V248H142ZM149 247V248H148ZM180 247H181V249H180ZM183 247V248H182ZM194 247V248H193ZM246 249H245V248ZM259 247V248H258ZM33 248H35V249H33ZM46 248L49 250L48 252H46L47 250H46ZM55 248V247H54ZM65 248V249H64ZM71 248V249H70ZM77 248V247H76ZM81 248H82V250H81ZM105 248V249H104ZM121 248V249H120ZM134 248V249H133ZM142 248V249H141ZM244 248V249H243ZM260 250H258V249ZM263 248V249H262ZM57 249H59V252L61 253V249H60V246H59V248L57 247ZM67 249V250H66ZM109 249H111V250H109ZM127 249V250H126ZM128 249H129V251H128ZM150 249H151V251H150ZM180 249V250H179ZM207 249V250H206ZM250 249V250H249ZM54 250H56V248L54 249ZM61 250V251H60ZM74 252H73V251ZM124 250H126V251H124ZM131 250V251H130ZM143 250V251H142ZM147 250V251H146ZM202 250H204V251H202ZM252 250H254V251H252ZM41 251V252H42ZM58 251V250H57ZM57 251H55V253L57 252ZM72 251V252H71ZM88 251H89V253H88ZM128 251V252H127ZM146 251V252H145ZM153 251H155V252H153ZM180 251V253H178ZM27 252V253H26ZM30 252V253H29ZM34 252V253H33ZM41 252L39 253V254H41ZM44 252H42V253H44ZM119 252V253H118ZM158 252H159V254H158ZM169 252V253H168ZM182 252V253H181ZM204 252H206L205 254H204ZM208 252H210V254L208 253ZM252 252V253H251ZM255 254H254V253ZM29 253V254H28ZM59 253V254H60ZM82 253V254H81ZM109 253H110V255H109ZM131 253V254H130ZM144 253H146L145 255H144ZM170 253H173V254H170ZM177 253H178V256H177ZM183 253H184V256L185 257H183L182 255H183ZM189 253V252H188ZM259 253V254H258ZM262 253V254H261ZM32 254H34L33 256H32ZM59 254H58V258H59ZM88 254H91V255H88ZM93 254V255H92ZM101 254V255H100ZM105 254V255H104ZM137 254H138V256H137ZM180 254H181V258H180ZM247 254V256H245ZM248 254H250V255H248ZM253 254V255H252ZM261 254V255H260ZM27 255V256H26ZM41 255H43V254H41ZM48 255H50V254H48ZM47 255V256H48ZM54 255V256H53ZM62 255H64V254H62ZM72 255V256H71ZM144 255V256H143ZM152 255V256H151ZM157 255V256H156ZM175 255V256H174ZM242 255H243V258H242ZM252 255V256H251ZM38 256V255H37ZM47 256H45V255H43V256H41V257H44L45 259H48V260H51V257H47ZM67 256H63L64 258L65 257H67ZM89 256V257H88ZM117 256V257H116ZM129 256V257H128ZM146 256V257H145ZM156 256V257H155ZM169 256V257H168ZM205 256V257H204ZM207 256H209L210 258H208ZM257 256V257H256ZM17 257V258H16ZM20 257H22V258H20ZM35 259H33V258ZM36 257V258H35ZM56 257H57V255H56ZM55 257V258H56ZM61 257V256H60ZM76 257H77V260H76ZM97 257V258H96ZM103 257V258H102ZM105 257V258H104ZM138 257V258H137ZM141 257V258H140ZM148 257H150V258H148ZM168 257V258H167ZM172 257V258H171ZM174 257V258H173ZM203 257V258H202ZM63 258V261H61L62 259L61 258H59L58 260H56V259H54V260H56V262L58 263V264H66L67 262H70L69 260H71L70 258H66V259H64ZM132 258V259H131ZM145 258V259H144ZM147 258V259H146ZM181 260H180V259ZM192 258V259H191ZM212 258V259H211ZM217 258V259H216ZM252 258H254L255 259V261H254V259H252ZM257 258V259H256ZM260 258V259H259ZM31 259V260H30ZM32 259L34 260V261H32ZM39 259H42V258H39ZM61 259V260H60ZM80 259V260H79ZM135 259V260H134ZM151 261H150V260ZM156 259V260H155ZM167 259H169V262L167 261V263H165L164 261H166ZM197 260V261H195V260ZM207 259H210V261H208ZM218 259H219V261H218ZM247 260V261H244V260ZM18 260V262H15V261H17ZM22 260H21V263H22ZM30 260V261H29ZM54 260H52V262L54 261ZM79 260V261H78ZM89 260V261H88ZM132 260H134V261H132ZM164 260V261H163ZM178 260H180V261H178ZM195 261V262H193L192 263V261ZM259 260V261H258ZM26 261H28V262H26ZM38 261V263H39V260H37ZM41 261H43V259L41 260ZM75 261V262H74ZM143 261V262H142ZM147 261V262H146ZM154 261V262H153ZM184 261H187V260H184ZM241 261V262H240ZM10 262V263H9ZM48 261H44V262H42V263H44V264H48L49 262H51V261H49L48 263H47ZM51 262V263H52ZM70 262V263H71ZM87 262H90V263H87ZM100 262V263H99ZM211 262V263H210ZM255 262V263H254ZM260 262V263H259ZM20 263V264H21ZM55 262H53L52 264H54ZM70 263H67V264H70ZM183 263V262H182ZM181 263V264H182ZM33 264V263H32ZM41 264V263H40ZM184 264V263H183ZM187 264H188V262H187Z\"/></svg>",
	"mask_w": 264,
	"mask_h": 264
},
{
	"label": "bare ground",
	"instance_id": "bare-ground-1",
	"mask_svg": "<svg viewBox=\"0 0 264 264\" xmlns=\"http://www.w3.org/2000/svg\"><path fill=\"white\" fill-rule=\"evenodd\" d=\"M5 1H6V0H5ZM14 1H15V0H14ZM14 1H13V2H14ZM17 1H18V0H17ZM19 1H20V0H19ZM30 1H31V0H30ZM40 1H43V0H40ZM40 1H39V2H40ZM50 1H51V0H50ZM53 1H55V0H53ZM53 1H52V4H54ZM58 1H60V0H58ZM62 1H63V0H61V2H62ZM105 1H106V0H100V3H99V0H97V2H95V3H97V4H95V5H98V3H99L100 5L103 6L104 3H105ZM128 1H129V0H128ZM128 1H123V2H128ZM140 1H141V0H140ZM142 1L145 2V0H142ZM142 1H141V2H142ZM147 1H148V0H146V2H147ZM151 1H152V2H151ZM151 1H150V2L153 3V5H154V4L156 3V1H158V0H154L155 3H154L153 0H151ZM171 1H172V0H171ZM184 1H185V0H184ZM192 1H193V0H192ZM201 1H202V0H201ZM205 1H207V0H205ZM208 1H209V0H208ZM212 1H213V0H212ZM214 1H215V0H214ZM217 1H218V0H217ZM217 1H215V2H217ZM238 1H239V0H238ZM238 1H237V0H220V4H221V6H219V5H220V4H219V1H218V4H217V3H216V4H217V7H220V9H221V7L224 8V9H226V8H225L226 6H232V7H233V5H236L235 3H239V4H240L241 1H239V2H238ZM258 1L261 2V0H258ZM258 1H257V2H258ZM13 2H12V3H13ZM15 2H16V1H15ZM31 2H32V1H31ZM37 2H38V1H37ZM37 2L35 1L36 4H37ZM44 2H45V1H44ZM47 2L49 3V1H47ZM61 2H60V3H61ZM102 2H103V3H102ZM107 2H108V0L106 1V4H108ZM123 2H122V4H123ZM129 2L133 3L134 1H129ZM135 2H138V3H139V1H135ZM148 2H149V1H148ZM150 2H149V3H150ZM159 2H161V3H160V5H159V4H158V5H159L160 7H162V10H164V11H163V15H162V11H161V10L159 11L160 8H159V9L157 8V11H151V10H149L153 5L150 7L149 4L144 5L145 3L142 4V3H143V2H142V3H140V4H141L140 7H143V9H145V7L148 6V8H149V9H147V11L149 10V12H148L149 15H148V16H150L152 13L156 12V13H154V14H152V15L150 16V17H151L150 20H151V19H154V18H152L153 15H154L155 20H151V21H152V24H155V23H156V25H154L155 27H154L153 29L158 28L157 31H158V30H161V33H160V34H161V36H162V35H163V31H164V32H168L170 26H173V25L171 24V23H172L171 21H173L174 17L172 18L171 16H173L175 13L173 12V7H172V6H173V2H172V4H170V2L168 3L167 0L164 1V2H166L165 4L162 3L163 0H161V1L159 0ZM196 2L198 3V0H197ZM203 2H204V0H203ZM215 2H213L214 5H216ZM263 2H264V1H263ZM9 3H11L10 0H9ZM16 3H17V2H16ZM40 3H41V2H40ZM101 3H102V4H101ZM138 3H136V4H137V7L139 6ZM167 3H168L169 5H168ZM178 3H179V2H178ZM209 3H210V2H209ZM213 3H212V5H213ZM233 3H234V4H233ZM41 4H42V3H41ZM62 4H63V3H61V9H62V7H63V9H64V8L67 6V5H65V4H68V5H69L70 3H68V2L66 1L65 4H64L63 6H62ZM83 4H84V3H83ZM110 4H111V3H110ZM133 4H135V3H133ZM161 4H162V6H161ZM191 4H193V3L190 2V5H191ZM195 4H196V3H195ZM202 4H203V3H202ZM205 4H207V2H206ZM210 4H211V3H210ZM230 4H231V5H230ZM239 4H237V5H239ZM261 4H262V3H261ZM12 5H13V4H12ZM16 5H17V4H16ZM33 5H34V4H33ZM50 5H51V4H50ZM50 5H49V6H50ZM85 5H86V4H85ZM123 5H124V4H123ZM123 5H121L122 7L119 9V11H121L122 14H123V11H124V13H126V12H125V8H123ZM126 5H128V4L126 3ZM126 5H125V7H126ZM142 5H143V6H142ZM187 5H188V4H187ZM196 5H197V4H196ZM257 5H259V4H257ZM263 5H264V4H263ZM14 6H15V4H14ZM19 6H20V5H19ZM30 6H31V5H30ZM35 6H36V5H35ZM40 6H41V5H40ZM57 6L60 7V4L57 5ZM89 6H90V5H89ZM104 6L107 7V5H104ZM128 6H129V5H128ZM128 6L126 7V9H127L126 11L129 12L130 10H129ZM130 6H131V5H130ZM144 6H145V7H144ZM155 6H156V5H155ZM188 6H189V5H188ZM197 6H198V5H197ZM205 6H206V5H205ZM209 6H211V5H209ZM224 6H225V7H224ZM241 6H243V4H242ZM2 7H3V6H2ZM6 7H7V6H6ZM12 7H13V6H12ZM42 7H43V6H42ZM44 7H45V6H44ZM59 7H58L57 11L60 10ZM68 7H69V6H68ZM84 7L86 8V6H84ZM87 7H88V6H87ZM96 7H97V9H98V6H96ZM134 7H135V6H134ZM134 7H132V9H133ZM137 7H135V8H137ZM176 7H177V5H176ZM181 7H182V6H181ZM191 7H192V5H191ZM191 7H189V10H191ZM193 7L198 9V7H196L195 5H193ZM211 7H212V6H211ZM213 7H214V6H213ZM217 7H216V9L214 8V11L212 12V15H211L210 20H209V21H210V22H209L210 24H206V23H205V24H206V25H209V26L212 25L211 28H212V29H216V30L218 31L219 29H217V26H221L220 24H223L224 21H225V22L227 21V19H228L229 17L227 18L226 15H227L228 13L231 14L229 11L232 10V12H233V9H231V8L229 7L230 10L228 9V10H227L228 12L226 13V12H224V10H219V8H217ZM243 7H244V6H243ZM259 7H260V6H259ZM259 7H258V8H259ZM3 8H4V7H3ZM35 8H36V7H35ZM66 8H67V7H66ZM89 8H90V7H89ZM100 8H101V7H100ZM135 8H134V9H135ZM155 8H156V7H155ZM178 8H180V7H178ZM199 8H200V7H199ZM209 8H210V7H209ZM19 9H20V8H19ZM51 9H52V6H51ZM53 9H54V8H53ZM105 9H106V8H105ZM105 9H104V10H105ZM107 9L109 10L110 8L107 7ZM117 9H118V8H117ZM141 9H142V8H141ZM151 9H154V6H153ZM235 9H236V8H235ZM242 9H244V8H242ZM253 9H254V8H253ZM41 10H42V9H41ZM47 10H48V6H47ZM73 10H74V9H73ZM108 10H107V11H108ZM154 10H155V9H154ZM175 10H176V9H175ZM175 10H174V11H175ZM192 10L195 11L196 9H192ZM200 10H201V9H200ZM200 10L198 9V11H200ZM207 10H209V9H207ZM249 10H250V9H249ZM10 11H11V10H10ZM48 11H49V10H48ZM50 11H51V10H50ZM66 11H67V12H66ZM66 11H65V13H66L67 15L64 16V19H63V20L66 19L67 21L65 20L64 22H66V23H68V24H70L69 22H71L72 20L75 21V19H77L76 22H74V21H72V22H73L75 25H76V23H77L79 26H80V22L82 21V19H83V22H81V25H82V23H83V24H84L83 26H86V24H85L84 22H87V26H89L88 23L94 25V24H93L94 22H95L96 25H97V24H100V22L97 23L99 20H98V21L96 20V21H97V22H96L94 17H92V19L94 20V21L92 20L93 22H91V20H90V22L85 21V20H84V19H85V16L82 15L83 13H78L79 15L81 14L82 17H83V18L81 19V21L79 20L78 16H77L75 19H72V16H73V13H74V12H72V14H71L72 16H71V15H69L70 12H71V11L69 12V8H67ZM79 11H81V10H79ZM105 11H106V10H105ZM119 11L117 12V13H119V14H118V18L121 17V15H122L121 12H119ZM170 11L173 12L174 14L171 13ZM196 11H197V10H196ZM238 11H239V10H238ZM262 11L264 12V6H262L261 13H263ZM43 12H44V11H43ZM54 12H55V11H53V13H54ZM60 12H61V11H60ZM81 12H82V11H81ZM138 12H139V11H138ZM138 12H137V13H138ZM141 12H142V11H140V14H139V13H138V14L141 15V14H142ZM144 12H146V11L144 10ZM144 12H143V14H144L143 17H145V15H147V13H144ZM150 12H152V13L150 14ZM157 12H159V13L161 12V13H160V14L162 15V17L160 16L161 18H159V15H160V14L157 13ZM192 12H193V11H192ZM201 12H202V10H201ZM241 12H242V10H241ZM251 12H252V11H251ZM251 12L249 11V13H251ZM4 13H5V12H4ZM4 13H3V14H4ZM16 13H17V12H16ZM18 13H20L19 10H18ZM55 13H56V12H55ZM57 13H58V12H57ZM91 13H92V12H91ZM109 13H110V12H109ZM129 13H130V12H129ZM135 13H136V12H135ZM135 13H133V14H135ZM165 13H166V14H165ZM168 13H169V14L171 13V14H173V15H170V18L167 17V16H164V15H168ZM186 13H187V12H186ZM225 13H226V14H225ZM233 13H236V12H233ZM233 13H232V14H233ZM8 14H9V13H8ZM42 14H43V13H42ZM47 14H48V13H47ZM59 14H60V13H59ZM120 14H121V15H120ZM126 14H127V13H126ZM155 14H156V15L158 14V16H155ZM176 14H178V13H176ZM190 14H192V13H190ZM202 14H203V13H201V16H202ZM229 14H228V15H229ZM232 14H231V15H232ZM237 14H238V12H237ZM239 14H241V13H239ZM239 14H238V15H239ZM9 15H10V14H9ZM48 15H49V17H50V13H49ZM57 15H58V14H56V15L54 14V16H57ZM62 15H63V14H62ZM123 15H124V14H123ZM131 15H132V14H131ZM185 15H186V14H185ZM185 15H184V16H185ZM192 15H193V14H192ZM192 15H191V17H192ZM235 15H236V14H234V15H232V16L235 17ZM36 16H37V15H36ZM52 16H53V15H52ZM54 16H53V18L49 19L48 22H47V20L44 21V19L40 18L41 22H40V20L38 19V20H39L38 23L40 22V24L42 23V25H43V24L46 25V22H47L49 25H51V28L49 27V30H50V29H52L53 27H55V24H56L60 19L63 18V17H61V16H59V15H58L57 17H54ZM70 16H71V17H70ZM125 16H126V15H125ZM128 16H129V18L127 19L126 17H128ZM128 16H126V17H122L121 20L123 21V19H124L125 21L128 22L127 25H128L129 31L133 28V29H135V31L132 29V30H133V34H134V32H135V34H138L139 31L136 32V29L139 28L141 25L138 26V27H136V28H134L133 25H136V24L134 23L133 20H134L135 18H140L141 16H140V17H137V16L134 17V15H132V18L134 17L133 19H131L132 22H131V20L129 21V19H130V15H128ZM205 16H207V15H205ZM205 16H204V18H205ZM243 16H244V13H243ZM252 16H253V15H252ZM252 16H250V17H252ZM256 16H257V15H256ZM7 17H8V16H7ZM14 17H15V16H14ZM27 17H28V16H27ZM73 17H74V16H73ZM90 17H91V16H90ZM112 17H113V16H112ZM143 17H141L142 19H140V20L138 21V24H139L140 21H143ZM164 17H166V18H164ZM193 17H194V16H193ZM248 17H249V16H248ZM253 17H255V16H253ZM253 17H252V18H253ZM8 18H9V17H8ZM21 18H23V17H21ZM21 18L19 17L20 20H21ZM88 18H89V17H88ZM88 18H87V16H86V19H88ZM125 18H126V19H125ZM171 18H172V19H171ZM186 18H188V17H186ZM201 18H202V17H201ZM201 18H200V19H201ZM206 18L208 19L209 17H206ZM230 18H231V17H230ZM230 18H229V19H230ZM242 18H243V17H242ZM242 18H241V17L239 18V19H240L239 24H240L241 21L245 22ZM245 18H247V17H245ZM256 18H257V17H256ZM35 19H36V18H35ZM89 19H90V18H89ZM119 19H120V18H119ZM148 19H149V18L146 19L147 22H148ZM160 19H161L162 23H161ZM163 19H164V20H163ZM165 19H166V20H165ZM177 19H178V17L176 18V20H177ZM184 19H185V18H184ZM200 19H199V21H200ZM225 19H226V20H225ZM234 19H235V18H234ZM234 19H233V20H234ZM236 19H237V17H236ZM253 19H254V20H253ZM253 19H252L253 21H257V20H255V18H253ZM257 19H258V21H261V20H259V18H257ZM5 20H6V17H5ZM114 20H117V18L115 17ZM150 20H149V21H150ZM179 20H181L180 17H179ZM185 20H186V19H185ZM187 20H188V19H187ZM187 20H186V21H187ZM189 20H190V18H189ZM195 20H196V19H195ZM195 20H194V21H195ZM252 20H250V21H252ZM8 21H9V19H8ZM21 21H22V20H21ZM21 21H20V22H21ZM28 21H29V20H28ZM28 21H26V22H28ZM135 21H136V20H135ZM151 21H150V22H151ZM155 21H156V22H155ZM164 21H165V22H164ZM167 21H168V22L170 21L171 23H168ZM203 21H204V20L202 19V24H204ZM218 21H220V22H219L220 24H216ZM234 21H235V20H234ZM262 21H263V20H262ZM11 22H12V21H11ZM64 22L62 21V23H61V22H60V23L63 24V25L65 24L64 27L67 28V25H68V24H66V23H64ZM72 22H71V24H72ZM111 22H112V21H111ZM113 22H114V21H113ZM113 22H112V23H113ZM127 22H126V23H127ZM154 22H155V23H154ZM157 22L159 23V25H161L160 27H158L159 25L157 24ZM179 22H180V21H179ZM181 22H182V21H181ZM181 22H180V23H181ZM189 22H190V21H189ZM189 22L186 23V27H187L188 25H190V24H191V27H192L193 23L190 22V24H188ZM195 22H198V20H196ZM227 22H228V21H227ZM227 22L225 23V25H228V24H229V23L227 24ZM229 22H230V21H229ZM247 22H248V19L246 20V23H247ZM106 23H107V22H106ZM109 23H110V22H109ZM114 23H116V22H114ZM133 23H134V24H133ZM136 23H137V21H136ZM144 23H145V22H144ZM163 23H164V24H163ZM165 23H166V24H165ZM207 23H208V22H207ZM236 23H237V22H236ZM241 23H242V22H241ZM253 23H254V22H253ZM255 23H256V22H255ZM7 24H8V23H7ZM20 24H21V23H20ZM36 24H37V23H36ZM36 24H35V25H36ZM61 24H60V25H61ZM71 24H70V25H71ZM101 24H102V23H101ZM103 24L105 25V22H104ZM131 24H132L133 27L130 26ZM140 24H141V23H140ZM148 24H150V23H148ZM148 24H146V25H148ZM173 24H175V22H174ZM187 24H188V25H187ZM215 24H216L217 26H216ZM231 24H233V25H230V26L228 25L229 27H228V26L226 27V26L223 24L227 29L229 28L228 31H227L226 29H224V30L226 31V32L224 33V37L226 36L225 38L230 39V40L232 41V42H231L230 40H227V39H226V41H227V42H226V43H227L226 46H227V47H228V46L230 47L231 45H229V43L231 42L232 45L234 44V46H231L232 48H237V50L240 49V51H241V50H245L246 47H247L248 45L245 44V43L243 44V42H242L243 39L241 40V38H238V37H239V33H240V37H241V35H244V36H246V37L248 36V35H245V34L247 33L246 31L249 32V30L247 29L248 26H246V25H248V23L245 25V27H241L239 24H238L239 26H236V25L234 26L235 23H232V20H231ZM33 25H34V24H33ZM45 25H43V26H45ZM49 25H46V26L48 27ZM60 25H58L59 28H60V30H62V28L64 29V27H61ZM63 25H62V26H63ZM75 25H72L71 27L73 28ZM78 25H77V26H78ZM104 25H101V26H104ZM113 25L115 26V24H112L111 26H113ZM122 25H123V26H122ZM150 25H151V24H150ZM150 25H148V27L146 26V28L149 29V27H150V28H151L150 30H152V27H151ZM162 25H164V28L159 29V28L162 27ZM166 25H168V26L170 25V26L168 27V26H166ZM179 25H180V24H179ZM194 25H195V24H194ZM14 26H16V25H14ZM19 26H20V25H19ZM27 26H28V25H27ZM36 26H37V25H36ZM58 26H57V27H58ZM77 26H76V28H77ZM101 26H99L100 29L103 28V27L101 28ZM121 26H122L123 28H122ZM156 26H157V27H156ZM165 26H166V27H165ZM174 26H176V25H174ZM197 26H199V25H197ZM201 26H202V25H201ZM203 26H205V25H203ZM209 26H208V27H209ZM213 26H215V27H213ZM224 26H223V27H224ZM233 26H234V29L232 28ZM256 26H257V25H256ZM33 27H34V26H33ZM37 27L40 28L39 26H37ZM57 27H56V29H57V31H58L59 28H57ZM71 27H69V28L72 29ZM115 27H116V26H115ZM115 27H113V28L115 29ZM120 27H121V28H120ZM124 27L127 28L125 24H121V25L118 26V28L120 29V31H118V30H119L118 28H117V30H116V29L114 30V32H116V36H118V35H117L118 32H122V33L124 32V34H125V36H126L125 31L127 32L128 29L126 30ZM191 27L188 26V28H190V29H189L190 31H191V30L194 31V30L196 29V28H195L196 25L193 26V27H194L193 29H191ZM205 27H206V26H205ZM208 27H207V29H208ZM221 27H222V26H221ZM223 27H222V28H223ZM230 27H231V28H230ZM235 27H236V28H235ZM238 27H239V28H238ZM249 27H250V26H249ZM262 27H263V26H262ZM8 28H9V26H8ZM16 28H17V27H16ZM19 28L21 29V27H19ZM69 28H68V29H69ZM76 28H73V29H76ZM85 28H86V27H85ZM130 28H131V29H130ZM143 28H144V26H143ZM175 28H176V27H175ZM211 28H210V30H212ZM218 28H219V27H218ZM257 28H258V27H257ZM257 28H256V29H257ZM11 29H12V28H11ZM24 29H25V28H24ZM28 29H30V28L28 27ZM31 29H32V28H31ZM77 29L79 30V29H81V28H77ZM92 29H93V28H92ZM92 29H91V30H92ZM121 29H123V30H121ZM139 29H140V28H139ZM171 29H172V27H171ZM220 29H221V28H220ZM230 29H231L232 31H233V30H235V31L231 32ZM251 29H252V28H251ZM261 29H263V28H261ZM261 29H260V30L258 29V30L261 31ZM32 30H33V32H34L33 35H35V36H34L35 38L33 37L34 40H32V41L34 42L35 39H36V42H37V40H38V41H39V45H38L37 47H38V48H42V47H40V45H41L42 43H43V44L45 43V42H43L45 38L43 39V38H41V36H43L42 34H43L44 32H42V34H41V33H38V30L36 31L35 28H33ZM32 30H31V31H32ZM34 30H35V31H34ZM78 30H77V32H78ZM83 30H85L86 33H89V32H90L89 30H87V28H86V29H83ZM93 30H94V29H93ZM93 30H92V33H93ZM96 30H97V29H95V31H96ZM200 30H201V29H200ZM216 30H214V31H216ZM224 30H223V31H224ZM253 30H255V28H254ZM258 30H256L257 36L261 38L262 36H261V35L259 36V34H258ZM24 31H25V30H24ZM28 31H29V30H28ZM31 31H29V32H31ZM47 31H48V30H47ZM54 31H55V28H54V30L52 29V30L50 31V35H47L48 38H46L47 40H45V41H47L46 43H50V42H52V41H50V39H51V37H52L51 35H54V34L57 32V31H56V32H54ZM73 31H74V30H73ZM88 31H89V32H88ZM145 31H146V30H145ZM145 31L142 30V34H140V32H139V34L141 35V36H140V35L138 34V35H139V40L137 39L138 37L135 38V36H133L132 39H130V38H131L130 35L132 36V34H130L129 36H127V39H126V40H127L128 43H127V42H124V43L127 45V47H125V44H123L124 47L122 46V50H121V48H120V51H122L121 54H120L119 52H117V51L115 52V49L113 50V54H114V53H115V54H114V56H112V57H113L114 59H113V58H112V59L109 58V62H110V63H108V61H106V62H105L106 64H104V65H106V67H107V65L110 66L109 68L107 67V70H108V71H107L105 68H103V67H105V66H102V67L99 68V70H100V69H102V70H106V71L108 72V76L110 77V79H112V80H110L109 77L106 76V77H107L106 79H107V80L109 79V80H108V81L105 80V81H107V82L110 83V84H109V87H108V92H106V91H104V90L101 91V89H99L100 92L94 93V91H93L94 94L92 93V94H93L92 96L88 94L90 97H92V99H94V98H93L94 95L96 96V98H99V96H100L102 93H103V95L106 93V94H108V95L105 94L106 97L104 96V98H103V99L101 98V99H102L103 101H106V103H107L108 106L111 105V104H114V105H111V106H113V107L115 106L114 108H118V111H117V110H115V111L113 110V115L116 114L115 117H116L117 119L119 118L117 121L115 120L114 122H115V123H118V124L120 125V127H119V128L117 127V128H118V131L116 130L117 132H116L115 130H114L115 133L113 132V136H114V134H115L116 136L113 137L112 134H111V132H110L111 135L108 134V135H109V138L112 137V138H111L112 141H111V143H109V144H111V145H110L109 147L107 146V145H109V144H107L109 141H107V142L105 141L106 144L103 142V143L105 144V146H107L106 149H105L106 151H105V150H104V151H105L106 153H109V154L106 155V153H105V154H103V156H102V154H100V155L102 156V158H101L102 160H101V161H103V159H105V158H103L104 155H105L106 157L108 156L107 158H110V159H107V158H106L107 161H106V160L103 161V164H104L103 166H105V164H106L107 162L110 163V162L113 161L112 164H114V165H115L116 162L118 163V164L115 165V166H117L116 168L120 167V165L122 166V165L125 163V164H124V166H125V170H127V171H128V170H132L133 167H134L133 169H135L136 166L138 167V163L141 161V159H142V161H143V158H142V157H143L144 155H145V156H144V160H146L147 157H149L148 153H152V152H153V153H152V156H154L153 154L158 153V154H156V156L159 155V158H158V159L156 158V159H157L156 161H159L160 158H161V156H162V157H166V155H168V153L166 154V151L169 152L168 150L171 151L172 148H170V149L168 148V150H167V148H164V147L161 146V145L164 144L165 147H167V146H168V147H169V146H170V147H171V146L173 147V145H175V144L178 145V142H179V141H177V140H178L177 138H178L181 134H183V136L181 135V136H182V141H181V143L183 142V143L181 144L182 147L184 146V140H183L184 137L186 136V137H188V139H190V138H189L190 133H191L190 131H191V129L193 128V126H192V128L190 127V128H191V129H190V128L188 127V125L190 124V123H189V124L187 125V127H188V128H187L186 125H185L184 123H182V121H181V120H182V116L175 115V113L177 112V111H176V110H177V107H179V104H182V103L175 102L176 105H178V106L173 105V100H174V98H176V100H177V99H181V96H180V98H179V95H181V93L179 94V92H178L179 89L181 88L180 90H182V87L184 86V88H185V87H186L185 85L188 84L187 82H189V83L191 82V81L188 79V81L186 82L187 84L183 85V84L185 83V81L187 80L186 78H187L189 75L186 74L187 77L185 78V81H184L183 79H181V82H182V83H183V81H184V83L182 84V83L180 82V80H179V81L177 80V78L179 77V74H178V73H179V71H180V67L178 68L179 70H176L177 73H176V71H174L177 67H176V66L173 67L172 72H174L176 75H173V73H172V75L175 77V76H177V74H178V76H177L176 78H174V79H173V77H172L171 74L165 72L166 68L163 67V65H161V64H162L165 60H167L169 57L167 58V56H166L165 54H164V56H163V53H162L161 55L163 56V58H164L165 56H166V58H167V59L164 58V60H163V59H162V56H161V55L159 56V53H158V55L155 54V51L158 50L156 45H154L153 43H152L151 45H149L148 42H147V40H144V37H143V41H142V39H140V38L143 36V32H145ZM171 31L173 32V29H172ZM174 31H176V30H174ZM197 31H198V29H197ZM214 31H213V32H212V31H209V32H211L210 34H214ZM220 31H221V30H220ZM229 31H230V32H229ZM242 31H244V32H243L244 34L242 33ZM251 31H252V30H251ZM26 32H27V31H26ZM35 32H37V33H35ZM45 32H46V31H45ZM52 32H53V33H52ZM68 32H69V31H68ZM68 32H67V33H68ZM79 32L81 33V31H79ZM79 32L76 33L77 35H76L74 32H72V33H74V34L78 37V39L80 40V36H78V35H79ZM83 32H84V31H83ZM83 32H82V33H83ZM96 32H97V31H96ZM101 32H105V31H101ZM148 32H149V31H148ZM152 32H155V33H156V30H155V31L152 30ZM152 32L150 31L151 34H152ZM172 32L169 31V34H171ZM176 32H177V31H176ZM176 32H175V33H176ZM201 32H204V31H201ZM206 32H207V31H206ZM228 32L230 33V34H228L229 36H230V35H233V36H230V37H229L228 35H226V33H228ZM245 32H246V33H245ZM31 33H32V32H31ZM48 33H49V32H47L46 34H48ZM51 33H52V34H51ZM61 33H62V32H61ZM92 33H89V34H88L90 37H92V38H90V37L88 36V37H89L88 39H90V40H91V39H95V37L93 38ZM98 33H100V31H99ZM130 33H131V32H130ZM146 33H147V32H146ZM150 33H148V34H150ZM158 33H159V31H158ZM220 33H222V31H221ZM220 33H219V32H218V33L215 32L216 35H217V34L219 35ZM236 33H237V36H238L237 38H236ZM241 33H242V34H241ZM251 33H252V32H251ZM259 33H260V32H259ZM14 34H15V33H14ZM37 34H38L39 36H38ZM57 34H58V32H57ZM68 34H69V33H68ZM84 34H85V32H84ZM93 34H94V33H93ZM104 34H105V33H104ZM108 34H109V33H108ZM113 34H115V33H113ZM119 34H120V33H119ZM144 34H145V33H144ZM151 34H150V35H151ZM180 34H181V32H180ZM196 34H197V33H196ZM263 34H264V33H263ZM3 35L5 36V35H8V34H4V33H3ZM12 35H13V33H12ZM12 35H10V36L12 37ZM15 35H16V34H15ZM18 35H20V34H18ZM26 35H27V34H23L21 37H22V38H24V37H25V38H28V37H26ZM33 35H32V34H29V35H27V36H30V40H31V36H33ZM55 35H56V34H55ZM75 35H74V36H75ZM81 35H82V34H81ZM86 35H87V34H85V36H84V41H85V38H87ZM120 35H121V34H120ZM154 35H155V34H154ZM175 35H176V34H175ZM182 35H183V33H182ZM208 35H209V33H208ZM249 35H250V34H249ZM251 35H252V34H251ZM255 35H256V34H255ZM1 36H2V34H1ZM8 36H9V35H8ZM13 36H14V35H13ZM23 36H24V37H23ZM61 36H62V35H61ZM63 36H64V35H63ZM65 36H66V35H65ZM70 36H71V35H70ZM72 36H73V34H72ZM72 36H71V37H72ZM114 36H115V35H114ZM114 36H113V37H114ZM116 36H115V37H116ZM123 36H124V35H121V37H123ZM161 36H159V37L161 38ZM172 36L174 37L173 33H172V35H171V38H172V40H173V37H172ZM188 36H189V35H188ZM188 36H187V37H188ZM192 36H193V37L195 36V33H193V32L191 33L190 37H191L192 39L196 38V37L193 38ZM196 36H198V35H196ZM209 36H210V35H209ZM211 36H212V35H211ZM219 36H220V37L223 39V41H224L225 38H223L221 35H219ZM219 36H217V37L215 38V42H217V43H215V42H211V43H213V45H212V44L210 45V39H208V42H209L210 47H211V46H214V47L209 48V46H208L209 51L206 53V55L209 53V54L207 55L208 58H207V57L204 58V57H205V56H204L205 54H204V55H203L204 57H203V59H202L203 62H204V64H205V60H204V59H206V60L208 59L207 62H209V63L211 64V65H209V66H212V64H213V66H214V63H213V62H210V61H211L212 59L214 60V59L217 58V56H219V55L221 56V57L219 56V58L221 59V58H222V54L224 55V53H225L224 50H227V47H226V46H225L226 49H225V47L222 49L223 51L220 49V48H221L220 46H221V45L224 46L226 43H223V42H222V39H221V41H217V40H218L217 38H219ZM38 37H39L40 39H38ZM49 37H50V39H49ZM66 37H67V36H66ZM66 37H65V38H66ZM71 37H70V39H71ZM82 37H83V36H82ZM82 37H81V38H82ZM155 37L157 38L156 41H158L159 38H158L156 35H155ZM163 37H164V36H163ZM166 37H167V36H166ZM177 37H178V36H177ZM190 37H188V38L191 39ZM200 37H201V36H200ZM200 37H198V38H200ZM251 37H252V36H251ZM251 37H250V38H251ZM1 38H4V37H1ZM8 38H9V37H8ZM17 38H18V37H17ZM19 38H20V37H19ZM19 38H18V39H19ZM22 38H21L20 40H22ZM52 38H53V37H52ZM54 38H55V39H58V38H59V40H60V42H59V40H58L59 43H61V41L63 40V39L61 40V38H63V37H60L59 35H58V38H57V37H54ZM103 38H105V37H103ZM124 38H126V37H124ZM153 38H154V37H153ZM185 38H186V35H185ZM213 38H214V37H213ZM235 38H236L240 43H239V42L236 43L237 41H236V42L234 41ZM263 38H264V36H263ZM42 39H43V41H42ZM48 39H49V42H48ZM55 39H53V40H55ZM101 39H102V37H101ZM101 39H100V40H101ZM105 39H106V38H105ZM111 39H112V38H111ZM148 39H149V36H148ZM151 39H152V38H151ZM177 39H178V38H177ZM186 39H187V38H186ZM186 39H185V40H186ZM192 39H191V40H192ZM233 39H234V40H233ZM248 39H249V37H248ZM251 39L254 40L253 37H252ZM3 40H4V39H3ZM9 40H10V39H9ZM11 40H12V39H11ZM11 40H10V41H11ZM24 40H26V39H24ZM27 40H28V39H27ZM81 40H82V39H81ZM90 40L88 41L89 44H88L87 47H89V46L91 47ZM153 40H155V38H154ZM162 40H163V38H162ZM162 40H160V41H162ZM168 40H169V39H168ZM174 40H175V38H174ZM195 40H197V38H196ZM195 40H193V42H194ZM198 40H199V39H198ZM245 40H246V39H245ZM245 40H244V41H245ZM252 40H251V41H252ZM5 41H6V40H5ZM40 41H42L41 44H40ZM64 41H66V43H67V39L64 40ZM68 41L70 42L71 40L68 39ZM102 41H103V39H102ZM114 41H115V42H114ZM123 41H124V40H122V42H123ZM156 41H155V42H156ZM180 41H181V40H180ZM212 41H214V40H212ZM228 41H229V42H228ZM249 41H250V40H249ZM0 42H1V39H0ZM7 42H8V41H7ZM27 42L29 43L30 41H27ZM54 42H55V46H56L58 43L56 44V40H55ZM54 42H52V43H54ZM76 42H77V41H76ZM91 42H93V43L95 42V43H96L97 41H95V40L92 41V40H91ZM104 42H105V40H104ZM104 42H103V43H104ZM111 42H112V43L114 42V45H115L117 41H116L115 39H112ZM181 42H182V41H181ZM181 42H180V43H181ZM186 42H188V40H187ZM189 42H190V41H189ZM189 42H188V44H189ZM206 42H207V41H206ZM218 42H219L220 44H221V43H222V44L220 45ZM233 42H234V43H233ZM241 42H242V43H241ZM245 42H246V41H245ZM14 43H15V42H14ZM37 43H38V42H37ZM46 43H45V44H46ZM52 43H50V47H51V44H52ZM70 43H72V42H70ZM93 43H92V44H93ZM101 43H102V42H100V44H101ZM106 43H107V42H106ZM160 43H162V42H160ZM177 43H178V42H177ZM184 43H185V42H184ZM190 43H191V42H190ZM195 43H197V42L195 41ZM198 43H200V41H199ZM231 43H230V44H231ZM1 44H4V43L1 42L0 45H1ZM12 44H13V43H10V46H11ZM25 44H26V43H25ZM30 44H31V43H30ZM45 44H44V46H45ZM68 44H69V43H67V46H68ZM72 44L74 45V43H72ZM80 44H82V43H79V44H77V45H80ZM84 44H85V43H84ZM86 44H87V42H86ZM104 44H105V43H104ZM107 44H108V43H107ZM121 44H122V43H121ZM157 44H158V43H157ZM215 44H216V45H215ZM223 44H224V45H223ZM238 44H239V45L242 44V45H240V46L243 47V48H245V49H241V47L238 46ZM260 44H261V43H260ZM15 45H16V44H15ZM15 45H13V46H15ZM26 45H27V44H26ZM26 45H25V46H26ZM28 45H29V44H28ZM31 45H32V46H29L30 48H31V47H34V45H36V44L34 43V45H33V43H32ZM47 45H49V44H47ZM62 45H64V43L59 44L57 47H60V46H62ZM65 45H66V44H65ZM65 45H64V46H65ZM69 45L71 46V44H69ZM94 45H95V44H94ZM112 45H113V44H112ZM114 45H113V46H114ZM116 45H117V44H116ZM116 45L114 46V48H116ZM189 45H190V46H189V47H190V49H189L190 52L193 51V50L191 49L192 47H193V48L195 47V49H196V46H195V45H198V46H199V44H195V45H194V43H193V44H189ZM191 45H192V47H191ZM206 45H207V44H206ZM217 45H219V47H218ZM245 45H246V47H244ZM257 45H258V44H257ZM257 45H256L255 48H257ZM8 46H9V45H8ZM10 46H9V47H10ZM41 46H42V45H41ZM55 46L53 45V48H52V49H54V48H55V49H58L59 54L61 53V52H60L61 50H62V52H63V49H62L61 47H60V49H59V48H57V47H55ZM74 46H76V44H75ZM103 46H105V45H103ZM103 46H102V44H101V47H103ZM118 46L121 47L120 44H119ZM118 46H117V48H118ZM154 46H156V48H155ZM159 46H160V44H159ZM173 46H175V45H173ZM182 46H183V48H184V51H186L188 46L185 47L186 44H184V45H182ZM198 46H197V48H198ZM237 46H238L239 48H238ZM249 46H251V44H250ZM253 46H254V45H253ZM259 46H260V45H259ZM261 46H262V45H261ZM0 47H4V46L1 45ZM37 47L34 48V52L37 51V50H35ZM48 47H49V46H48ZM78 47H81V46H78ZM84 47H85V46H83V47H81V48H83V49H86V48H87V47H86V48H84ZM95 47H96V45H95ZM163 47H164V46H163ZM202 47H204V46H202ZM229 47H228V51H226V54L228 53L227 55H229V58L225 56V57L227 58V59H226L227 61H226L225 59L220 60L221 63H222V64H220L219 58H217L219 62H218V61H216V62L218 63V65L220 64L219 67H217L218 69H219L220 66H222V65H223V66H226L225 63L228 64V59L230 60V57H232V56L230 55L229 52H232L233 50H232V48H229ZM15 48H16V47H15ZM63 48H65V50H64L65 52H66V51H68V52H69V51H71V52L74 51V50H70L68 47H67V48H68L69 50H67L66 47H63ZM104 48H105V47H104ZM123 48H125V51H124V52H123V50H124ZM204 48H205V47H204ZM204 48L201 49V47H200L201 50H203ZM262 48H264V47H262ZM96 49H97V48H96ZM99 49H100V48H99ZM118 49H119V48H118ZM154 49H156V50L154 51ZM185 49H186V50H185ZM195 49H194V50H195ZM206 49H207V48H206ZM10 50H11V49H10ZM76 50H78L79 53H82V52H81L82 50H81V51H80L79 49H76ZM76 50H75L74 52H78V51H76ZM103 50H104V49H102V51H103ZM189 50H187V52H189ZM191 50H192V51H191ZM207 50H208V49H207ZM229 50H232V51H229ZM258 50H259V49H258ZM260 50H262V49L260 48ZM260 50H259V51H260ZM263 50H264V49H263ZM14 51H15V50H14ZM38 51H40V49H39ZM106 51H107V50H105V51H103V52L106 53ZM118 51H119V50H118ZM184 51H183V52H184ZM204 51H206V50H204ZM204 51H203V52H204ZM220 51H221V52H220ZM240 51H238L236 54H239L240 56H242V57L244 56V57H245V58L243 57L242 59H249V58H246V57H248V55H250L249 52H247V56H246V54H243V53L241 54ZM12 52H13V51H12ZM17 52H18V51H17ZM21 52L24 53V51H21ZM28 52H29V51H28ZM32 52H33V51H32ZM34 52H33V53H34ZM40 52H41V51H40ZM83 52H84V51H83ZM86 52H87V51H86ZM100 52H101V49H100ZM103 52H101V53H103ZM110 52H111V50H108V51H107V53H109V54H110ZM157 52H160V51H157ZM175 52H176V51H175ZM195 52H197V51H195ZM215 52H216V53H215ZM219 52H220V54H219ZM223 52H224V53H223ZM245 52H246V51H245ZM245 52H244V53H245ZM263 52H264V51H263ZM263 52L261 51L260 55L258 54L259 57H261V55H262ZM42 53H43V51H42ZM66 53H67V52H66ZM79 53H75V54H77L75 57L72 55L73 58H72V62H71V63L75 64L77 61L79 62V60L82 59V58H80ZM98 53H99V52H98ZM107 53H106V54H107ZM111 53H112V52H111ZM123 53H124V54H123ZM160 53H161V52H160ZM197 53H198V52H197ZM210 53H211L212 55L214 54V56L212 57V55H211ZM34 54H35V53H34ZM36 54H38V53H36ZM59 54H58V58L61 59V61H62L65 65H64L63 63H61V64H63L64 66H67L66 64H68L69 58H71V57L68 58V56H69L70 53L66 55V54H64V52H63V54H62V53L60 54V57H59ZM72 54H73V53H72ZM75 54H74V55H75ZM88 54H89V53H88ZM90 54H91V53H90ZM113 54H112V55H113ZM185 54H186V53H184V55H185ZM216 54H217V56H215ZM232 54H234V52H233ZM236 54H235V56L238 57V58H236V59H240V60H241V57L237 56ZM263 54H264V53H263ZM5 55H6V54H5ZM17 55H18V53H17ZM23 55H24V54H23ZM50 55H51V54H50ZM56 55H57V53H56ZM63 55H66L67 57H65V56H63ZM179 55H180V54H179ZM179 55H175V56H179ZM184 55H183V56H184ZM190 55H191L190 53H189V55L187 54V55H186V58H187V56L189 57ZM192 55H195V53L192 54ZM196 55H197V54H196ZM252 55H253V56H251V57H253V59H254V58H255V56H254L255 54L253 53ZM34 56H35V55H34ZM78 56H79V59L77 58ZM84 56H85V55H84ZM102 56H103V55H102ZM154 56H155V57H154ZM169 56H173V55L169 54ZM200 56H202V51H201V55L199 54V57H200ZM235 56H234V57H235ZM262 56H263V55H262ZM4 57H5V56H4ZM6 57H10V56H6ZM49 57H50V56H49ZM56 57H57V56H56ZM56 57H55L56 60H54V62L57 61V59H58V58H56ZM62 57H64V58H62ZM156 57H158L159 59L161 58L162 61H161V60H160V61L158 60L159 62H157L156 60H157L158 58L156 59ZM173 57H174V56H173ZM192 57H193V56H192ZM197 57H198V56H197ZM197 57L194 56V58H197ZM209 57H210V59H209ZM214 57H215V58H214ZM234 57H232V58H234ZM259 57H258V58H259ZM74 58H77V61H76V59L74 60ZM105 58H106V56H105ZM107 58H108V57H107ZM136 58H137V59L140 58L139 60H136V62H137V67H138V68H137L136 65H135L136 62L133 61V60L136 59ZM152 58H154V59H153V62H154V63L152 62ZM170 58H171V57H170ZM170 58H169V59H170ZM175 58H176V57H175ZM181 58H182V57H181ZM183 58H184V57H183ZM223 58H224V56H223ZM261 58H262V57H261ZM261 58H259V59H261ZM94 59H98V58H94ZM94 59L91 60V62L93 61V62H92L93 64H95V60H94ZM99 59H100V60H99ZM99 59L97 60L99 64L96 62L98 66L100 65V61H101L103 58H102V59L99 58ZM149 59H150V61L155 65V66H154V65H151L152 63H151V64L148 63V64L150 65V68H151V69L149 68V65L146 66V62H147ZM184 59H185V58H184ZM188 59H189V58H188ZM217 59H216V60H217ZM250 59H251V58H250ZM263 59H264V58H263ZM6 60H7V59H6ZM28 60H29V59H28ZM67 60H68V61H67ZM73 60H74L75 62H74ZM103 60H104V59H103ZM112 60H114V61H112ZM141 60H142V61H141ZM143 60H144V61H143ZM146 60H147V61H146ZM154 60H155V61H154ZM170 60H172V59H170ZM170 60H169V61H170ZM191 60H192V59H191ZM193 60H195V59H193ZM199 60L201 61V58H200ZM199 60H198V62H200ZM224 60H225L226 62H224V64H223V61H224ZM240 60H239V61H240ZM255 60H257V58H255ZM24 61H25V60H24ZM61 61H60V62H61ZM70 61H71V59H70ZM70 61H69V62H70ZM88 61H89V60H88ZM88 61H87V62H88ZM139 61H141L142 63H141V62L139 63ZM145 61H146V62H145ZM150 61H148V62H150ZM167 61H168V60H167ZM176 61H177V60H176ZM189 61H190V60H189ZM214 61H215V60H214ZM241 61H243V60H241ZM5 62H6V61H5ZM5 62H4V63H5ZM25 62H26V61H25ZM78 62H77V63H78ZM102 62H103V61H102ZM161 62H162V63H161ZM174 62H175V60H174ZM178 62H180V61H178ZM185 62H186V61H185ZM185 62L183 61L184 65H186V66H187V65H191L190 63H189V64H185ZM190 62H191V61H190ZM201 62H202V61H201ZM201 62H200V63H201ZM203 62H202V63H203ZM229 62L232 63L233 61H232V62L229 61ZM258 62H259V61H258ZM263 62H264V60H263ZM263 62H262V63H263ZM15 63H16V62H15ZM32 63H33V62H32ZM85 63H86V62H85ZM88 63H89L88 65H89L90 67H92V69H91L90 67H86V69H89V68H90L93 72H95L96 70L98 71V69H97L98 67H97V66H94V68H95V71H94V70H93V64L90 63V61H89ZM111 63H112V64H111ZM165 63H166V62H164L163 64L165 65ZM176 63H177V62H176ZM187 63H188V62H187ZM191 63H192V62H191ZM193 63H194V62H193ZM209 63H208V64H209ZM217 63H215V64H217ZM230 63H229V64H230ZM233 63H235V65H236L235 60H234ZM243 63H244V61H243ZM260 63H261V60H260ZM9 64H10V63H9ZM12 64H13V63H12ZM79 64H81V66H79ZM83 64H84V63H83ZM83 64H82L81 60H80V62L77 64L78 67H80V68H79L80 70L78 69V72H79V73H78L77 75L72 74V76H71V75H67V74H66V75L68 76L67 81H65V77L67 78V76H64L65 74H64V75H61V76H59V78H58L59 81H60V84H59V81H58V80H57L58 82L56 83V85H59V86L61 87V84H63L64 81H65V84H63V86H67V84H69L68 82H70V81H68V80L72 78V80H71L72 83H71V84H72V91H73V93H74V95H72V96H74V97H73L74 99H75V97H77V95H79V93H81L82 96H83V94H84L82 91L79 90V86H78V84H77V83H79V85H80V83H83V82H82V81H81V82L78 81L77 78H75V77H78V76H79V78H80V80H81V78L84 77L83 74H86L85 77H84L85 80H86V83H85V80H84V78H83L84 85H85V84L87 85V84L89 83V82H88V80H89V81H91V83H92V84L90 85V86H91L90 88L94 87V82L92 81L94 78L92 77L93 79H91L90 76H89V79H88V77H87V75L91 73V70H89V72H88V71H87V72L84 71V72H82V74L80 75V73H81L80 71H81V70H83V69L86 70V69H85V66H83L84 68H81ZM91 64H92V66H91ZM109 64H111V65H109ZM144 64H145V65H144ZM169 64H171V62H170ZM169 64H166V65H169ZM177 64L180 65V63H177ZM177 64H175V65H177ZM206 64H207V63H206ZM206 64L204 65V70H205V71L208 70V69L210 68V67H209V68L207 69V68H206ZM253 64H254V62H253ZM1 65H2V64H1ZM5 65H6V64H5ZM50 65H51V64H50ZM53 65H55V64H53ZM56 65L58 66L59 69H61V68L63 67V66H62V67L60 68V67H59L60 65L57 64V63H56ZM56 65H55V66H56ZM77 65H75L74 67L76 68ZM85 65L87 66V64H85ZM95 65H96V64H95ZM102 65H103V64H102ZM142 65H144V66H142ZM171 65H172V64H171ZM181 65H183V64L181 63ZM181 65H180V66H181ZM195 65H196V64H195ZM200 65H201V64H200ZM218 65H215V66H218ZM231 65L233 66V64H231ZM239 65H240V64H239ZM247 65H248V64H247ZM10 66H12V65L10 64L9 67H10ZM15 66H16V64H15ZM15 66H14V67H15ZM32 66H33V65H32ZM55 66H53V68H55ZM57 66H56V67H57ZM70 66H71V65H70ZM100 66H101V65H100ZM112 66H113V67H112ZM139 66H142V69H141ZM151 66H153L154 68L151 67ZM156 66H157V68H156ZM172 66H173V65H172ZM192 66H193V64L191 65V70L194 69L193 71H194V73H195L196 75H199L200 77H202V75H200V74H203V75H204V73H201V72H204V71L201 70V67H202V66H200L199 68L197 67V66H199V64H197V65L195 66V68H194V66H193V67H192ZM228 66H229V65H228ZM228 66H226L228 69H226V68H223V69H225L226 71H227V70H231V71H232V68H229V67H231V66H229V67H228ZM240 66H241V65H240ZM254 66H255V65H254ZM3 67H4V66H3ZM9 67H8V69H9ZM24 67H25V66H24ZM50 67H52V66H50ZM67 67H69V65H68ZM144 67H145V68H144ZM146 67H147V69H149V70H147V71L144 70V69H146ZM160 67H161V69H160ZM162 67H163V68H162ZM166 67H167V66H166ZM175 67H176V68H175ZM235 67H237L236 69L239 68L238 66H235ZM235 67H233V68L235 69ZM261 67H262V64H261ZM261 67H259V69H257V70H260ZM12 68H13V67H12ZM58 68H55L56 70L52 71L53 74L55 73V71H58V70H59ZM70 68H71V67H70ZM72 68H73V67H72ZM139 68H140L143 72L146 71L147 73H149V74L151 75V77L153 76V77H152L153 79H151V80H153V85H151L152 83H151V84H150V83H147V82H146V83H147V84H150L151 86H154V87H151V86L148 85L151 89L156 88V89H153V90H152V92H153L154 90H157V91H154V93H155L154 96H155V97H156V95L158 94V96H157L156 98L154 97V99H152L153 102H151V103H154L153 106H152V105H148L146 102H143L144 100H143V98H141L142 100H140V101L143 102V103L141 102L143 105L140 104V105H141L140 109H139L138 106H136V105H135V106H136V107H135L133 104H132L133 106H130V104H128V103H132L130 99H132V100H133V99H134V100L137 99V101H139L138 98H136V97H138V96H135V95H138V94H139L138 91H139L140 88H141L140 91L142 92V89H143L145 86H147V84H146L145 81H144L145 79L141 78L142 76L147 75V74L141 75L142 72H141V70H139ZM167 68H168V67H167ZM174 68H175V69H174ZM181 68H182V67H181ZM188 68H189V67H188ZM192 68H193V69H192ZM256 68H257V66H256ZM262 68H264V65H263ZM24 69H27V68L25 67ZM57 69H58V70H57ZM110 69H111V70H110ZM164 69H165V70H164ZM184 69H185V68H184ZM202 69H203V67H202ZM213 69H214V68H213ZM221 69H222V68H220V71H221ZM236 69H235V70H236ZM240 69H241V72H242V68H239L238 70H240ZM0 70H1V69H0ZM5 70H6V69H5ZM9 70H10V69H9ZM16 70H17V68H16ZM22 70H23V69H22ZM52 70H53V69H52ZM62 70H64V67H63ZM76 70H77V69H76ZM76 70H75V71H76ZM102 70H101L100 72H103ZM162 70H163V72H162ZM168 70H169V69H168ZM181 70H182V69H181ZM186 70H187V69H186ZM189 70H190V69H189ZM211 70H212V68H211ZM225 70H224V71H225ZM238 70H237V71H238ZM261 70H262V69H261ZM65 71H67V70H65ZM65 71H64V72H65ZM138 71H139V72H138ZM148 71H150V72H148ZM166 71H167V70H166ZM182 71H183V70H182ZM182 71H181V74L183 73ZM193 71H192V72H193ZM213 71H215V70H212V72H213ZM217 71H218V70H217ZM217 71H216V72H217ZM220 71H219V72H220ZM224 71H223V74H222V72H220V74H219V72H218V73H217L218 75H216V76L214 75V72H213V75H214L215 77H217V79L215 78V80L213 79V76H212L211 79H208V78H207L208 80H207V79H206V80L204 79L205 77H208V76H210V75H212V74L208 75V74H209V73H208V74H206V75H208V76H205V75H204V77H202V78H203V80H205V82H204L203 85H205L206 89H205L204 86H203L204 88L201 86V85H202V84H201L202 82L200 83L199 80L195 79V80H196V83L193 82V83H195V87H196L197 81L200 83V86L203 88V91L205 90L204 92H205V94H206V96H205L206 99H209V100L211 99V100H212V97H211V96H212V95H215L214 93H217L216 91H219V92H220V91L222 90L221 92H222L223 94L226 95V94L228 93L227 91L230 90V89L227 90V88H229V87H227V86H228V85H232V83H231V84H227V83H230L231 79H232V80H234L235 78L238 79V77H237V73L240 72V71H238L237 73H235L236 76H235L234 71H233V74H232V75H234V77H232L231 79H229V80H230L229 82H228V81H227V83L224 82V77L226 76V73H227L226 71H225L226 73H225ZM25 72H26V71H25ZM27 72H28V71H27ZM93 72H92V73H93ZM104 72H105V71H104ZM137 72H138V73H137ZM146 72H144V73H146ZM160 72L162 73V75L160 74ZM186 72H187V71H186ZM188 72H189V74L192 73L191 71H188ZM190 72H191V73H190ZM235 72H236V71H235ZM260 72H261V71H260ZM11 73H12V72H11ZM19 73H20V72H19ZM56 73H57V72H56ZM92 73H91V74H92ZM96 73H97V72H96ZM96 73H95V74H96ZM136 73H137L138 75H137ZM140 73H141V74H140ZM151 73H152V74H151ZM210 73H211V71H210ZM224 73H225V75H224ZM242 73H243V72H242ZM242 73H241V74H242ZM247 73H248V72H246V74H247ZM250 73H251V72H250ZM57 74L60 75V74H63V73H60V70H59V72H58ZM57 74H56V75H57ZM95 74L93 73V75H95ZM103 74H104V73H103ZM105 74L107 75V73H105ZM109 74H110V75H109ZM115 74H116V75H115ZM139 74H140L141 76H140ZM154 74H155L157 77H159V75H161L160 77L164 76L165 79H169V78H166V77L169 76V75H171V78H170V79H173V80H167V82H168V81H169V82L172 81V82L174 83V80L176 79L175 81L177 82L176 84H177L178 87H177L175 84H173L172 82L170 83L171 86H169V82L167 83L166 80H165L164 78H162V80H163L162 83H163V82H164V83L166 82V83H165L164 85H159V82H160V81L158 80V78H157L156 76H154ZM215 74H216V73H215ZM230 74H231V72H230ZM246 74H245V75H246ZM262 74H263V73H262ZM73 75H74V77H73ZM93 75H91V76H93ZM96 75H97V74H96ZM165 75H166V76H165ZM191 75H192V74H191ZM232 75H231V76H232ZM245 75H244V76H245ZM247 75H248V74H247ZM62 76H64V77H62ZM70 76H71V78H70ZM115 76L118 77V78H117V79H114ZM181 76H182V78H183V74H182ZM181 76H180V77H181ZM231 76H228V77H231ZM238 76H239V74H238ZM1 77H2V76H1ZM12 77H14V76H12ZM25 77H26V75H25ZM57 77H58V76H57ZM60 77L63 78L64 81L61 82V80H60L61 78H60ZM95 77L97 78V76H95ZM100 77H101V76H100ZM112 77H113V78H112ZM145 77H146V76H145ZM148 77L151 78L149 75L147 76V78H148ZM154 77L157 78L156 81L158 80V81L156 82V84H155V79H154ZM160 77H159V78H160ZM190 77H191V76H190ZM193 77L196 78L195 75H194ZM240 77H242V76H240ZM247 77H248V76L245 77L246 79L244 78L245 81L248 79ZM16 78H17V77H16ZM55 78H56V76H55ZM55 78H54V79H55ZM86 78H87V79H86ZM96 78H95V79H96ZM209 78H210V77H209ZM6 79H7V78H6ZM28 79H29V78H28ZM63 79H62V80H63ZM113 79H114V80H113ZM199 79H200V78H199ZM212 79H213L214 81H213ZM226 79H228V78L226 77ZM241 79H242V78H241ZM241 79H240V80H241ZM262 79H263V78H262ZM17 80H18V79H17ZM142 80H143L144 82H143ZM146 80H147V79H146ZM148 80H149V79H148ZM151 80H150V81H151ZM160 80H161V79H160ZM182 80H183V81H182ZM200 80H201V79H200ZM203 80H201V81H203ZM211 80H212V81H211ZM0 81H1V79H0ZM2 81H3V80H2ZM24 81H25V80H24ZM54 81H55V80H54ZM76 81H78V82H76ZM94 81H95V80H94ZM236 81H238V80L235 79V82H236ZM242 81H243V80H242ZM242 81H241V82H242ZM253 81H254V80H253ZM257 81H258V80H257ZM4 82H5V81H4ZM19 82H20V81H19ZM66 82H67V83H66ZM96 82H97V81H96ZM151 82H152V81H151ZM178 82H180V83L182 84V86L180 85L181 87L178 85ZM231 82H232V81H231ZM233 82H234V81H233ZM74 83H75V85H73ZM97 83L100 85V82H97ZM102 83H103V82H102ZM102 83H101V86H103V85L105 86V84H108V83H104V84H102ZM162 83H161V84H162ZM191 83H192V82H191ZM193 83H192V85H193ZM224 83H225L226 85H225ZM247 83H248V82H247ZM253 83H254V82H253ZM13 84H14V83H13ZM98 84H95V85L98 87V86H99ZM154 84H155V85H154ZM172 84H173V88H172ZM238 84H239V83H238ZM249 84H250V83H249ZM0 85H1V83H0ZM3 85H4V83H3ZM45 85H47V84H45ZM88 85H89V84H88ZM88 85H87V87H88ZM156 85H159L158 88H157ZM233 85H234V84H233ZM239 85H240V84H239ZM261 85H262V84H261ZM261 85H260V86H261ZM263 85H264V84H263ZM16 86H17V85H16ZM19 86H20V83H19ZM28 86H29V85H28ZM28 86H27V87H28ZM81 86H82V85H81ZM101 86H99V87L101 88ZM155 86H156V87H155ZM188 86H189V85H188ZM193 86H194V85H193ZM193 86H192V87H193ZM225 86H226V87H225ZM234 86H235V85H234ZM242 86H243V85H242ZM244 86H245V85H244ZM244 86H243V88H244ZM5 87H6V86H5ZM23 87H24V86H23ZM41 87H42V86H41ZM82 87H83V86H82ZM97 87H96V88H97ZM137 87H140V88L138 89ZM142 87H143V88H142ZM176 87H177V88H176ZM189 87H190L189 89L191 90V86H189ZM195 87H194V88H195ZM201 87H200V88H201ZM230 87H232L233 89L236 88V86H235V88H234L233 86H230ZM253 87H254V86H253ZM261 87H262V86H261ZM1 88H2V87H1ZM6 88H8V87H6ZM63 88H64V87H63ZM84 88H85V86H84ZM145 88H146V87H145ZM145 88H144L143 90H145ZM196 88H197V87H196ZM196 88H195L194 90H196ZM200 88H199V89H200ZM202 88H201V89H202ZM243 88H242V90H244ZM249 88H250V87H249ZM3 89H4V87H3ZM25 89H26V88H25ZM29 89H31V88H28V89H27V92L31 93L30 91H31L32 89H31V90H29ZM43 89H44V88H43ZM151 89H150V90H151ZM176 89H177L178 91H177ZM185 89L188 90V87H186ZM199 89H198V90H199ZM258 89H259V88H258ZM258 89H257V90H258ZM263 89H264V87H263ZM12 90H13V89H12ZM28 90H29V91H28ZM90 90H93V88L90 89ZM94 90H95V89H94ZM187 90H186V94L184 93V94H185V97H184V95H183L182 97H184V98H182V99H185V98L187 97V94L189 93V92L187 93ZM190 90H189V91H190ZM192 90H193V89H192ZM198 90H196V91H197V93H199V98H198V99H200L201 97H203V95L200 93V91L198 92ZM231 90H232V89H231ZM231 90H230V91H231ZM236 90H237V89H236ZM236 90L233 91V92L236 93ZM245 90H246V89H245ZM250 90H251V89H250ZM260 90H261V89H260ZM4 91L7 92L8 90H5V89H4ZM23 91H24V90H23ZM32 91H33V90H32ZM34 91L36 92V90H34ZM39 91H40V90H39ZM79 91H80V92H79ZM145 91H146V90H145ZM145 91H144V92H145ZM230 91H229V93H230ZM239 91H240V90H239ZM255 91H256V90H255ZM6 92H5V93H6ZM101 92H102V93H101ZM136 92H138V93H136ZM183 92H185L184 89H183L182 93H183ZM258 92H259V91H258ZM29 93L26 94V97L28 98L29 96H31V97H30V99H31L32 96H33V94H34V92H32L33 94H31V95H30ZM41 93H42V92H41ZM41 93H40V94H41ZM68 93H69V92H68ZM68 93H67V98H69V96L71 95V93H69V94H68ZM98 93H99V94H98ZM176 93H177V94H176ZM192 93H194V92H191V96H192ZM229 93H228V94H229ZM231 93H232V92H231ZM239 93H240V92H239ZM242 93H244V92H242ZM242 93H241V94H242ZM252 93H253V91H252ZM261 93H262V92H260V94H257V96H259V95L261 96V95H262ZM2 94H3V93H2ZM7 94H8V93H7ZM12 94H13V93H12ZM23 94H24V93H23ZM86 94H87V93H86ZM97 94H98V96H97ZM141 94H143V93H141ZM151 94H153V93H150V95H151ZM178 94H179V95H178ZM263 94H264V92H263ZM9 95H10V94H9ZM36 95H37V94H36ZM50 95H51V94H50ZM130 95H131L132 97H131ZM176 95H178V96L176 97ZM193 95H196V94H193ZM200 95H201V97H200ZM216 95H218V93H217ZM219 95H220V94H219ZM253 95H254V93H253ZM253 95L251 94V96H253ZM72 96H71V98H72ZM89 96H88V97H89ZM108 96H109L110 99L112 100V103L107 101V97H108ZM125 96H127V97H125ZM191 96H190V98H192ZM222 96H223V95H222ZM228 96H229V95H228ZM4 97H5V96H4ZM4 97H3V98H4ZM22 97H24V96H22ZM51 97H52V96H51ZM109 97H108V99H109ZM133 97H134V98H133ZM173 97H174V98H173ZM188 97H189V96H188ZM188 97H187V98H188ZM224 97H225V96H224ZM231 97H232V94H231ZM231 97H229V98H230V102L227 100V103L229 102L230 104H226V105H227L228 108H229V107H230V108L233 107V109H230V110H231V111H230V110H228V109L225 107L228 111H230V112L228 113V114H229L228 118L232 117V118L235 119V117H238V116L240 117V115H241L243 112H244L246 118H245V117H244L245 119H244V118H242V119L239 118V119H241V120L238 119L240 122H242V120H247L246 113H249V115H251V117H252V114H250V112H251L252 110H249V112L247 111V109H250V108H247V107H250V106H249L250 104H248V106L245 105V108L243 107V105H240V104H241L240 102H239L240 104H238V102H237L238 105L236 104V105L232 106L233 104H235V102H234L235 100H234V96H233L232 98H233L234 101L232 102V101H231V100H232ZM253 97H254V96H253ZM262 97H263V95H262ZM67 98H66V100H68V101L65 102V103H68V105L66 104V106H68V108H71V109H72V113H73L75 110H78L79 107H78L77 105H78V104L80 103V101L83 100V99H81V100H80V99H76V100H74V99L72 98L71 101H70V100H69L70 98H69V99H67ZM82 98H84V96H83ZM85 98H86V95H85ZM85 98H84V99H85ZM127 98H128V99H127ZM187 98H186V99H187ZM190 98H189V100H190L189 102H190V104H191V107L194 108L195 106H193V105H195V104H193V101H194L195 98L193 97V101H192ZM218 98H220V96H219ZM218 98H217V99H218ZM244 98H245V97H243V99H244ZM18 99H20V98H18ZM24 99H25V98H24ZM60 99H61V98H60ZM64 99H65V98H64ZM89 99H91V98H89ZM89 99H88V102H89V104H90ZM110 99H109V100H110ZM198 99L196 98V100H198ZM201 99H202V98H201ZM201 99H200V101H201L200 103L202 104V103L204 102L203 100H205V99H204V97H203V100H201ZM224 99L226 100V98H223V101H225ZM236 99H237V98H236ZM253 99H254V98H253ZM259 99H260V98H259ZM27 100H28V99H27ZM27 100H26V101H27ZM54 100H55V99H54ZM62 100H63V99H62ZM73 100H74L75 102H76L77 100H80V101L76 102V103H77V104H76L75 102H73ZM129 100H130V101H129ZM134 100H133V101H134ZM196 100H195V101H196ZM213 100L215 101L216 99L213 97ZM221 100H222V99H221ZM262 100H263V99H262ZM13 101H14V99H13ZM30 101H31V100H30ZM85 101H86V99H85ZM100 101H101V100H100ZM103 101H101V102H103ZM140 101H139V102H140ZM145 101H147V100H145ZM148 101H149V100H148ZM150 101H151V100H150ZM150 101H149V102H150ZM183 101H184V100H183ZM186 101L188 102V100H186ZM195 101H194V102H195ZM198 101H199V100H198ZM202 101H203V102H202ZM214 101H212V102H214ZM245 101H246V99H245ZM251 101H252V100H251ZM257 101H258V99H257ZM5 102H6V101H5ZM19 102H21V101H19ZM58 102H59V100H58ZM63 102H64V101H63ZM82 102H83V101H82ZM88 102H87V103H88ZM95 102H98V101L96 100ZM184 102H185V101H184ZM231 102H232L233 104H232ZM254 102H255V101H254ZM1 103H2V102H1ZM27 103H28V102H27ZM33 103H34V102H33ZM59 103H60V102H59ZM59 103H58V104H59ZM108 103H109V104H108ZM134 103H135V101H134ZM162 103H163V104H162ZM166 103H167V104H166ZM208 103H209V105H210V104H211V101H210V102H206V101H205V103L202 104V106H203V108H204V111H203L202 109H201V110L198 109V108L202 107L201 104H200V106H199L198 108L195 107V109H198V110H195V109H193V108H191V107H189V106H188V108H185V109H188V111L191 110V112H192V111L194 110L195 112H197L198 115H197L196 113H194V111H193V113L196 114V117H197V116H200V115H199L200 112L203 111V112L201 113V116H202V117H198V118H199L198 120H196L197 118H195V120H196V121H199L200 128L203 129L205 132L208 133V134H207V137H208V138H207L206 136H205L206 138L203 136L205 140L207 139L206 143L210 140L209 138L214 137V139H215L216 136H219V135H221V134L223 135L224 133H226V134H225L226 136L223 138V140H221V144H223V145H221V144L218 142V141H220V140H217L216 143L218 142L217 144H218V145L220 144L221 146H220V145L218 146L216 143H213V140H214V139L211 140V141H212L211 143H213L212 145L216 144V145L218 146V148L220 147V149H222L224 152H225V151H227V152L229 151V147H230V145H231V148H233V149H235L238 145L240 146V144L242 143L240 140H239V141H240L241 143L236 144L237 146H234V143L232 142L233 137H232V134H231V133L233 132V131H232V130H233V125H234V127H235V124H236V123L234 124L233 121H231V122L228 121L229 124H231V123L233 124V125H232V124L229 125V124H226L227 121H226V122L224 121L225 118L227 119V114H226V113H227V112H226L227 110L225 111L226 113L223 111V113H224L226 116L223 115V116H225V117H223V119H222L221 116H220V114H221L220 112H222V109L224 108V107L222 108L223 105L221 106V109H220V107H219V110H221V111H219V110H217V109L214 108V107H216L215 105H217V104H216V101L213 103V104H215V105L211 104V107H209ZM262 103H263V102H262ZM16 104H17V103H16ZM28 104H29V103H28ZM28 104H27V105H28ZM30 104H31V103H30ZM34 104H35V103H34ZM52 104H53V103H52ZM60 104H61V103H60ZM81 104H83V103H81ZM85 104H86V103H84L83 106H84ZM92 104H93V105H92ZM95 104H96V103H95ZM95 104H94V103H91V106H94V107H93L94 110H93V109L91 110L90 108H88V107H87L88 104H86L85 107H84V109H86V110H82V109H83V106H82V109H80V110L83 111V112L81 111V112H82L81 115H83V114L85 115L86 113H87L86 115H89V114H90L89 116H91V115H93V116L97 115V114H95V113H96L97 111L100 112L99 107H101L102 105H101V104H96V105H95ZM103 104H104V103H103ZM144 104H146V105H144ZM185 104H186V103H185ZM196 104H197V106L199 105L198 103H196ZM205 104H207V105H205ZM221 104H223L222 101H221ZM263 104H264V103H263ZM19 105H21V104H19ZM64 105H65V104H64ZM64 105H62V107H64ZM105 105H106V104H105ZM140 105H139V106H140ZM161 105H162V106H165V107H166L165 109H168V111H166V110H162V109H164V107H161ZM218 105H219V102H218ZM255 105H256V104L251 105V108H252L253 106H255ZM258 105H259V104H258ZM258 105H256L257 108H258L257 113L260 111L259 108H262L261 105H259V106H258ZM5 106H6V105H5ZM16 106H17V105H16ZM28 106H29V105H28ZM95 106H96V107H95ZM148 106L151 108V110L154 109V106H157L158 108L161 107V108H160V110H162V111L160 112V113H161V116H162V115L165 116V117H163V119H161V121L163 120L162 124H164V125H162V126H163V128H164V132H165V133H163V130H162L163 128L161 129L162 131L158 132L157 134H156L157 131L155 130V128H157V127L154 126L155 128L153 129V131H156V132H153L154 135L156 134V136H158V137H155L154 139L156 140V138H157L156 141L159 140L160 142H162L161 145H158V144H157V145H158L157 147H156L155 145H153V146H155V149H154L153 146H152V147H149V148H148L147 146H145V142H146V144H149L150 142H151V144H152V143L155 141L152 137H150V136L153 135L152 133L150 134V132H151L150 128L147 129V127H148L149 125L147 126L146 123H149V122H145V121H148V120L151 118V116L149 115V116H150V117H148L149 119L144 121V118L147 119V117H145V116H148V114H145L146 112L144 111V112H145V113H144L142 110L149 109V108H147ZM204 106H205V107H204ZM206 106H207L208 108H206ZM219 106H220V105H219ZM224 106H225V104H224ZM246 106H247V107H246ZM3 107H4V106H2V108H3ZM7 107H8V106H7ZM9 107H10V106H9ZM31 107H32V106H31ZM55 107H56V106H55ZM58 107H59V108H62V107H60L59 105H58ZM103 107H104V106H103ZM134 107H135V108H134ZM142 107H143V108H142ZM173 107H174V108H173ZM181 107H183V104L181 105ZM212 107H213V108H212ZM27 108H28V107H27ZM68 108H67L68 111L66 110V111H62V112H63V113H64V112H69L70 109H68ZM95 108H97V109L95 110ZM137 108H138V109H137ZM141 108H142V109H141ZM152 108H153V109H152ZM172 108H173V109H172ZM175 108H176V109H175ZM190 108H191V109H190ZM246 108H247V109H246ZM257 108L255 107V109H257ZM7 109H8V108H7ZM62 109H63V108H62ZM98 109H99V110H98ZM182 109H183V108H182ZM185 109H183V110H184L183 113L186 112ZM19 110H20V108H19ZM87 110H89V111L87 112ZM149 110H150V109H149ZM173 110L175 111V113H174ZM179 110H180V109H178V111H179ZM183 110H182V111H183ZM224 110H225V109H224ZM245 110H246V111H245ZM6 111H7V110H6ZM25 111H26V110H25ZM85 111H86V113H85ZM90 111H91V113H90ZM92 111L94 112V114H93ZM95 111H96V112H95ZM164 111H165V112H164ZM172 111H173V112H172ZM180 111H181V110H180ZM182 111H181V113H182ZM199 111H200V112H199ZM255 111H256V110H255ZM262 111L264 112V107H263L262 110L260 111V114H261ZM10 112H11V110H10ZM17 112H18V111H17ZM22 112H23V111H22ZM75 112H76V111H75ZM78 112H79V111H78ZM99 112H98V113H99ZM117 112H118V113H117ZM148 112H149V111H148ZM152 112H153V111H152ZM162 112H163V113H162ZM263 112H262V114H261V115H263L262 117H261V116H259V117L257 116L258 118H255L256 121H257V119L259 120V121H257V122L255 121L256 126L259 127V125H261L260 127H261L262 130L258 132V133L261 132V135H257V136L252 137V138L249 136V137L251 138L249 141L246 140L247 137L244 138V137L242 136V137H243L242 141H243V140L247 141V142H245V143H246V145H248L247 147L250 148V149H249V150H250V151H249L250 153H248V149H247V151H246L247 154H249L250 156H253V157H254V156H258L259 161L262 160V163H263V159H264V136H262V133H264V132H263V128H262L263 125H264V120H263V118H264V113H263ZM7 113H8V112H7ZM52 113H53V112H52ZM150 113H151V112H150ZM150 113H149V114H150ZM165 113H166V115H165ZM173 113H174V114H173ZM177 113H178V112H177ZM177 113H176V114H177ZM179 113H180V112H179ZM183 113H182V114H183ZM188 113H189V112H188ZM188 113L186 112V114H187L188 116H190V113H189V114H188ZM251 113H255V112L253 111V112H251ZM32 114H33V113H32ZM60 114H61V112H60ZM76 114H77V113H76ZM118 114H119V115H118ZM144 114H145V115H144ZM151 114H152V113H151ZM153 114H154V113H153ZM258 114H259V113H258ZM1 115H2V114H1ZM51 115H52V114H51ZM79 115H80V114H79ZM84 115L82 116L83 118H84ZM183 115H185V114H183ZM247 115H248V114H247ZM254 115H255V114H254ZM254 115H253V116H254ZM256 115H257V114H256ZM3 116H4V115H3ZM109 116H110V115H109ZM117 116H118V117H117ZM154 116H156V115H154ZM176 116L181 117V118H178V119H180L179 122H181V123L178 122V124H180L179 126H178V124H177V122H176V119H177ZM188 116H183V117L187 118ZM194 116H195V115H194ZM242 116H243V114H242ZM63 117H64V115H63ZM78 117H79V116H78ZM80 117H81V116H80ZM80 117H79V118H80ZM91 117H92V116H91ZM91 117H90V118H91ZM96 117H97V116H95V118H96ZM99 117H100V116H99ZM101 117H103V115H102ZM174 117H175L176 119H175ZM254 117H255V116H254ZM260 117H261V118H260ZM95 118L92 117L91 119H89V120H90L89 122H88V119H87V122L91 125L90 122H91L92 119H93V121L95 120V122L97 121ZM106 118H107V116H106ZM111 118H112V117H111ZM152 118H156V117H153V116H152ZM164 118H165V119L167 118V120H164ZM191 118H192V114H191L190 120H192ZM68 119H69V118H68ZM81 119H82V118H81ZM107 119H108V118H107ZM158 119H159V118H158ZM174 119H175V120H174ZM10 120H11V119H10ZM31 120H32V119H31ZM63 120H64V118H63ZM99 120H102V118L99 119ZM103 120L106 121V119H103ZM150 120H151V119H150ZM152 120H153V119H152ZM156 120H157V119H156ZM195 120H194V121H195ZM238 120H237V121H238ZM249 120H250V119H249ZM251 120H253V117H252ZM15 121H16V120H15ZM15 121H14V122H15ZM67 121H68V120H67ZM111 121H112V120H111ZM119 121H120V122H119ZM153 121H155V120H153ZM153 121H152V122H153ZM166 121H167V122H166ZM196 121H195L194 123H196ZM5 122H6V124H7L8 121H5ZM5 122H3L4 125H5ZM21 122H22V121H21ZM24 122H26V121H24ZM30 122H31V121H30ZM33 122H35V120H33ZM45 122H46V121H45ZM45 122H44V123H45ZM61 122L63 123L64 121L61 120ZM69 122H70V120H69ZM72 122H73V121H72ZM114 122H113V123H114ZM152 122L149 123V124H150V127H151ZM187 122H188V121H187ZM187 122H186V123H187ZM191 122H193V121H191ZM240 122H239V124H241ZM258 122H259V125H257ZM3 123L0 124V125L3 126ZM8 123H9V122H8ZM70 123H71V122H70ZM79 123H80V122H79ZM194 123H192L191 125H194ZM246 123H247V122H246ZM248 123H249V122H248ZM10 124H12V123H10ZM51 124H52V123H51ZM55 124H56V123H55ZM74 124H75V123H74ZM96 124H97V123H96ZM182 124H183V125H182ZM196 124H198V123H196ZM255 124H254V125H255ZM29 125H30V124H29ZM31 125H33V124L31 123ZM31 125H30V126H31ZM65 125H66V124H65ZM67 125H68V124H67ZM78 125H79V124H78ZM81 125H82L83 127H80V128H83L84 130L86 129V127H87L86 130L90 129V126H88L87 124H81ZM105 125H106V124H105ZM152 125H153V124H152ZM156 125H157V124H156ZM236 125H237V124H236ZM251 125H252V124H251ZM1 126H0V128H1ZM5 126H6V125H5ZM5 126H3V128H4ZM13 126H14V125H13ZM44 126H45V125H44ZM57 126H58V124H57ZM72 126H73V124H72ZM91 126H93V124H92ZM98 126H99V125L97 124V128H98ZM111 126H112V125H111ZM115 126H116V125H115ZM146 126H147V127H146ZM183 126H185L186 128H183ZM231 126H232V127H231ZM247 126H248V125H247ZM252 126H253V125H252ZM10 127H11V126H10ZM10 127H9V128H10ZM64 127H65V126H64ZM67 127H68V126H67ZM100 127H101V126H100ZM109 127H110V126H109ZM181 127H182V129H181ZM239 127H241V125H240ZM243 127H244V126H243ZM243 127H242V128H243ZM258 127H257V128H258ZM260 127H259V128H260ZM3 128H1V129H2V133H3V135H4L6 131L4 132V131H3ZM5 128H7V126H6ZM5 128H4V130H6ZM13 128H14V127H13ZM18 128H19V127H18ZM76 128H77V125H76ZM80 128H79V129H80ZM92 128H94V130L97 129V128H95V127H92ZM114 128H115V127H114ZM114 128H113V129H114ZM117 128H116V129H117ZM152 128H153V127H152ZM196 128H197V127H196ZM196 128H195V129H196ZM236 128L238 129V126H237ZM236 128H234V129L236 130ZM242 128H240V129L242 130ZM66 129H69V128H66ZM104 129H106V128H104ZM107 129H108V128H107ZM188 129H189L190 131H189ZM195 129L193 130L194 132L191 133V134H193V138H191L192 141L189 142V143H186V142H185L186 144H189V145H190V143H192V144L197 143V144H198L200 141H203V139H201V140H197V142H194V141L196 140V139L194 140V137H195V136H194V134H195ZM230 129H232V130L230 131ZM245 129H247V128H244V130H245ZM71 130H72V129H71ZM71 130H70V131H71ZM76 130H77V129H76ZM110 130H111V129H110ZM158 130H159V129H158ZM182 130H185V131L187 132L188 136H187L186 132L183 133ZM196 130H197V129H196ZM235 130H234V132H235ZM258 130H259V129H258ZM258 130H256V131H258ZM14 131H15V130H14ZM17 131H18V130H17ZM66 131H67V130H66ZM78 131L81 132V130H78ZM99 131H100V129H99ZM177 131H178V133H176ZM180 131H181V134L179 133ZM199 131H200V130H199ZM246 131H247V130H246ZM253 131H255V129H253ZM15 132H16V131H15ZM56 132H57V131H56ZM67 132H68V131H67ZM73 132L76 134V136H78V134H77L74 130L72 131V134H74ZM97 132H98V130H97ZM105 132H106V131H105ZM161 132L163 133V136H162L163 138H167V137H168V143H169V144L167 143V145H165L164 142H167V140H166V141H162L163 139H162V140L159 139V138L161 137V136H159V133H161ZM227 132H228V133H227ZM236 132H237V131H236ZM236 132H235V133H236ZM247 132H248V131H247ZM2 133H1V131H0V135H2ZM8 133H9V132H8ZM11 133H12V132H11ZM83 133L85 134V132H83ZM101 133H102V132H101ZM127 133H128V134H127ZM148 133H149V134H148ZM162 133H161V134H162ZM196 133H197V132H196ZM200 133H202V132H200ZM235 133H233V134H235ZM243 133H244V132H243ZM29 134H30V133H29ZM55 134H56V133H55ZM90 134H91V133H90ZM145 134H146V135H145ZM161 134H160V135H161ZM164 134H167V135H164ZM179 134H180V135H179ZM184 134H186V135H184ZM203 134H204V133H203ZM203 134H202V135H203ZM205 134H206V133H205ZM205 134H204V135H205ZM229 134H231V135H229ZM236 134H240V133H236ZM236 134H235V135H236ZM5 135H6V134H5ZM64 135H66L65 132H64ZM128 135H129V136H128ZM144 135H145V136H144ZM176 135H177V137H176ZM195 135H196V138H198V137L200 136V135H199V136L197 137L198 134H195ZM15 136H16V135H15ZM43 136H44V135H43ZM55 136H56V135H55ZM61 136H62V135H61ZM66 136H67V135H66ZM66 136L64 137V138H65V141H64L62 144H61V140H60V141L58 140V141L60 142V146H59V148H61L62 150L59 149L58 146H57L56 149H55V151H56V150H57V151L61 150V151H62V154L65 153V156H66V154H68V156H67L68 158H70V157L72 158V157H73V158H75L76 160L80 159V161H79V165H80V163H81L80 166H82V167H83V165H84V167L86 166V167L84 168V170H85L86 168H87V170H86V172L83 171V173H82L81 171H79V170H77V171L79 172V174L82 173L83 176H86L85 178H87V176H88L90 173L93 174L92 171L94 172V169L91 171L89 167H91V166L95 163V162H94V163H93V162L91 163V161H89V163H91V164H88L87 160H88V159H89V160L92 159V158L90 159V157L88 156V152H89V150H90V152H89L90 155L92 154L91 156L97 157V155H96L97 153L95 152V150H94V151L92 150V151H93V152H92L91 149H92L93 147H95L94 145H98L97 142H96V140H99V139H95V141H94V143H93V144H94L93 147H92L90 144H88L89 146H87V143H86L85 141H86V140L89 141V140H88V137H87L86 140H85V138H84L85 141H84V140H83V141H82V140L80 141V142H83L82 144L79 143V144H77L78 146H75V145H72V143L69 141V140H71L72 137H69V136L66 137ZM73 136H74V135H73ZM165 136H166V137H165ZM209 136H210V137H209ZM236 136H238V135H236ZM0 137H2V136H0ZM53 137H54V136H53ZM141 137H143V139H142ZM148 137H150V138H149V141H148V143H147V138H148ZM190 137H191V136H190ZM203 137H202V138H203ZM2 138H3V137H2ZM49 138H50V137H49ZM62 138H63V136H62ZM64 138H63V139H64ZM67 138H68V139H67ZM69 138H70V139H69ZM73 138H75V137H73ZM78 138L82 139L83 136H81V137L79 136ZM78 138H77V139H78ZM100 138H101V137H100ZM104 138H105V137H104ZM145 138H146V139H145ZM231 138H232V140H231ZM234 138H235V137H234ZM240 138H241V137H240ZM0 139H1V138H0ZM8 139H9V138H7L6 141H8ZM22 139H23V138H22ZM57 139H58V138H57ZM77 139H76V141H79V139H78V140H77ZM119 139H121V140H119ZM127 139H128V142H129V143L127 142ZM141 139L143 140V143L141 142V143H142V146H141V143L139 142V140H141ZM152 139H153L154 141H153ZM191 139H190V140H191ZM208 139H209V140H208ZM237 139H239V138H237ZM137 140H138V142L140 143V146H141L142 149H143V150L141 149L142 151L139 150V149L141 148L139 145L136 144V145H137V146L135 145L136 148H134V146H132V144H134V142L137 141ZM142 140H141V141H142ZM164 140H165V139H164ZM180 140H181V137H180ZM205 140H204V142H205ZM234 140L237 142L236 139H234ZM1 141H2V140H1ZM144 141H145V142H144ZM152 141H153V142H152ZM156 141H155V142H156ZM175 141H177V143H174ZM187 141H188V140H187ZM239 141H238V142H239ZM2 142H3V141H2ZM25 142H28V141H25ZM50 142H51V141H50ZM84 142H85L86 144H85ZM95 142H96V143H95ZM126 142H127V143H126ZM214 142H215V140H214ZM88 143H89V142H88ZM98 143H99V142H98ZM139 143H138V144H139ZM179 143H180V142H179ZM202 143H203V142H202ZM206 143H205L204 145H206V146L208 145V146H207V150H208V153H209V150H211L213 147H211L212 145L209 146V144H206ZM231 143L233 144L234 147H232V144H231ZM247 143H248V144H247ZM0 144H3V143L0 142ZM24 144H25V143H24ZM100 144H102V143L100 142ZM125 144H126V145H125ZM127 144H130V146L128 145V148H127L128 151H129V152L127 151L128 154H129V157L127 156L129 161H128V160L125 161V160H126V159H125V158H126V157H125L126 154H124V156H121V158L119 159V161L122 159V160L119 162L118 159H117V158L120 157V156H119V153L121 152V154H122V151H123V150H127L126 148H125V149H122V148H124V146L126 147ZM143 144H144V146H143ZM197 144H194V146H195V147L193 146V147H194V148H193L194 150L192 149V147H190L189 149H186V151H188L187 153H188L189 155L191 154V153H189V152L191 151L190 149H192V150L194 151V155L191 154V155L189 156V158H188V156L185 154V155L187 156V158H188V159L186 158L188 164H191V165L189 166L190 168L188 167L189 169L186 171L187 175H186V173H185L184 175H186V177L189 176L191 180L196 179V178L199 177V176L201 177V175L204 173V171H202V170H204V168L207 167L206 164H207V165H210V161H211V158H210V161H209V160L207 161V159H206L207 157L205 158V156L208 155L207 153H206L207 155L205 154V156H204V153H205L204 151H205V149H206V148H205L206 146H202L203 144L199 145L200 143L198 144L199 147L202 146L203 148H205L204 151H203V150H200V149H199V147H198ZM5 145H6V143H5ZM29 145H30V144H29ZM31 145H32V144H31ZM56 145H58V144H56ZM181 145H180V146H181ZM189 145H185L186 147L182 148V150L185 149V148H188L187 146H189ZM196 145H197V146H196ZM241 145H242V144H241ZM24 146L26 147V144H25ZM24 146H23V147H24ZM54 146H55V144H54ZM90 146H91L92 148H90ZM138 146H139V148H137ZM159 146H161V147H159ZM242 146H245V145H242ZM242 146L240 147V149H242ZM88 147H89V148H88ZM143 147H144V148L147 147V149H144ZM177 147H178V146H177ZM197 147H198V148H197ZM209 147H210L211 149H210ZM222 147H224V149H223ZM48 148H49V149H48ZM48 148H47L48 151L52 150L50 147H48ZM102 148H103V147H102ZM107 148H110V149L108 150ZM151 148L154 149L155 152H154V151L150 152V151L152 150ZM157 148H159V149L162 148V150H161V149L159 150V149H157ZM203 148H202V149H203ZM216 148H217V147H216ZM231 148H230V151H231ZM243 148H244V147H243ZM45 149H46V148H45ZM58 149H59V150H58ZM88 149H89V150H88ZM103 149H104V148H103ZM148 149H149V151H148ZM150 149H151V150H150ZM164 149H166V150H164ZM214 149H215V148H214ZM18 150H19V149H18ZM43 150H44V149H43ZM137 150H139V151H141V152L138 153ZM146 150H147V151H146ZM163 150H164V151H163ZM195 150H196V151H195ZM216 150H218V149H216ZM216 150H215V151H216ZM237 150H238V149H237ZM237 150H236V151H237ZM242 150H243V149H242ZM242 150H241V151H242ZM31 151H32V149H31ZM61 151H59V153H60ZM87 151H88V152H87ZM107 151H108V152H107ZM110 151H111V152H110ZM130 151H131V153H130ZM136 151H137V152H136ZM145 151H146V152H145ZM160 151H162L163 153L165 152V154H163L164 156L162 155V153H161ZM172 151H176V150H175V147H173ZM184 151H185V150H184ZM184 151H182V152L185 153ZM202 151H203V152H202ZM239 151H240V150H239ZM4 152H5V150H4ZM20 152H21V151H20ZM22 152H23V151H22ZM124 152H125V151H124ZM142 152L144 153V155H143L142 157H140V158H141V159H140L138 156H141V155L143 154ZM191 152H192V151H191ZM195 152H196V153H195ZM211 152H213V151H211ZM218 152H221V150H220V151L218 150V151L215 153V155H217V154L220 155V153H218ZM224 152H221V154H222L221 156H222V157L225 155V154H223ZM227 152H225V153L227 154V156H228L229 154H231V153H229V152L227 153ZM231 152H232V151H231ZM233 152H234V151H233ZM14 153H15V152H14ZM41 153H43V157L40 156V158L42 157V158L45 159V157H46V156H45V153L42 151V152H40V155H41ZM47 153H48V152H47ZM47 153H46V154H47ZM50 153H51V152H50ZM50 153H49V154H50ZM56 153H57V152H56ZM95 153H96V154H95ZM132 153H133V154H132ZM135 153H136V156H137L139 159H138L137 157H136L137 159H134L135 157H133V156L135 155ZM141 153H142V154H141ZM145 153H146V154H145ZM159 153H160V154H159ZM175 153H176V152H175ZM178 153H179V152H178ZM192 153H193V152H192ZM237 153L239 154V157H240L241 153H240V152H237ZM237 153H236L235 156H234V154H233L232 156H233L234 158H236ZM244 153H245V149H244ZM251 153H252V154H251ZM26 154H27V153H26ZM51 154L54 155V151H53V153H51ZM121 154H120V155H121ZM138 154H141V155H138ZM180 154H181V153H180ZM180 154H179V155H180ZM211 154H212V153H211ZM254 154H255V155H254ZM23 155H25V154L23 153ZM28 155H29V154H28ZM57 155H58V153H57ZM95 155H96V156H95ZM122 155H123V154H122ZM132 155H133V156H132ZM147 155H148V156H147ZM160 155H161V156H160ZM169 155H171V154H169ZM179 155H176V156H179ZM242 155H243V154H242ZM242 155H241V156H242ZM244 155H245V154H244ZM244 155H243V156H244ZM15 156H16V155H15ZM59 156H60V154L58 155V157H59ZM150 156H151V155H150ZM152 156H151V157H152ZM174 156H175V155H174ZM191 156H192V157H191ZM209 156H210V155H208V157H209ZM212 156H213V154H212ZM212 156H211V157H212ZM221 156H219V157H221ZM225 156H226V155H225ZM4 157H5V156H4ZM18 157H20V156L18 155ZM60 157H61V156H60ZM60 157H59L56 161H58L59 159H61ZM77 157H78V158H77ZM88 157H89V158H88ZM98 157L100 158L99 153H98ZM98 157H97V158H98ZM122 157H123V158H122ZM130 157H131V159H130ZM132 157H133L134 161L139 160V162L137 161V163L134 164L135 162H132V160H133ZM145 157H146V159H145ZM171 157H172V156H171ZM216 157H217V156H216ZM222 157H221V158H222ZM245 157H246V156H245ZM253 157H250V159L252 160ZM260 157H263V158L260 159ZM26 158H27V157H26ZM154 158H155V157H154ZM212 158H213V157H212ZM237 158H238V157H237ZM240 158H241V157H240ZM19 159H20V158H19ZM27 159H28V158H27ZM47 159H48V158H47ZM151 159H153V158H151ZM161 159H163V158H161ZM165 159H166V158H165ZM189 159L191 160V162H189ZM225 159H227L228 161H230V159L227 158V157H226ZM225 159H224V160H225ZM250 159H249V160H250ZM254 159H255V158H254ZM254 159H253V162H254ZM256 159H257V158H256ZM3 160H4V159H3ZM51 160H52V159H51ZM53 160H55V159L53 158ZM61 160H62V161L64 160L63 156H62V159H61ZM61 160H60V161H61ZM68 160H69V159H68ZM92 160H93V159H92ZM110 160H111V161H110ZM116 160H117V161H116ZM123 160H124V161H123ZM186 160H185V161H186ZM212 160H213V159H212ZM221 160H222L221 162L224 161L223 158H222ZM227 160H225L226 163H227ZM6 161H7V160H6ZM21 161H22V159H21ZM34 161H35V160H34ZM43 161H44V160H43ZM65 161H67V160H65ZM69 161H70V160H69ZM130 161H131V162H130ZM142 161H141V162H142ZM151 161H152V160H151ZM160 161L162 162V160H160ZM242 161H243V160H242ZM246 161H247V160H246ZM259 161H257V162H259ZM11 162H12V161H11ZM22 162H23V161H22ZM36 162H37V161H36ZM53 162H55V161H53ZM58 162H59V161H58ZM58 162H57V163H58ZM104 162H106V163H104ZM114 162H115V163H114ZM141 162H140V164L143 166L144 164L141 163ZM143 162H144V161H143ZM177 162H178V161H177ZM182 162L185 163L184 160H183ZM207 162H209V164H208ZM221 162H220V164L222 165ZM250 162H251V161H250ZM40 163H41V162H40ZM47 163H49V159H48V162H47ZM47 163L45 162L46 165H47ZM120 163H123V164H120ZM130 163H131V164H130ZM144 163H145V165H144L143 167H148V169L150 168V166H152V165H150L149 163H147V164H148V165H147V164H146V161H145ZM179 163H180V162H179ZM224 163H225V162H224ZM241 163H242V162H241ZM241 163H240V165H241ZM243 163H244V161H243ZM254 163H255V162H254ZM8 164H9V163H8ZM18 164H19V163H18ZM21 164H22V163H21ZM45 164H44V165H45ZM128 164L133 165V167L130 166V167H131V168H130V167L128 166ZM140 164H139V165H140ZM153 164H154V163H153ZM185 164H186V163H185ZM212 164H213V162H212ZM220 164H219V165H220ZM229 164H230V162H229ZM252 164H253V163H252ZM256 164H257V163H256ZM24 165H25V164H24ZM41 165H42V164H41ZM97 165H99V164H97ZM106 165H107V164H106ZM126 165H127V166H126ZM146 165H147V166H146ZM155 165H156V164H155ZM215 165H216V164H215ZM217 165H218V164H217ZM219 165H218V166H219ZM225 165H227V164H225ZM248 165H249V164H248ZM260 165H261V164H260ZM14 166L16 167L15 164H14ZM22 166H23V164H22ZM22 166H21V167H22ZM36 166H37V165H36ZM36 166H35V167H36ZM39 166H40V165H39ZM47 166H48V165H47ZM51 166H52V164H51ZM66 166H67V165H66ZM99 166H100V165H99ZM142 166H141V167H142ZM187 166H188V165H187ZM203 166H204V168H203ZM211 166H212V165H211ZM241 166H243V165H241ZM252 166H253V165H252ZM41 167H42V166H41ZM44 167H45V166H44ZM110 167H112L111 164H110ZM122 167H123V166H122ZM126 167H127L128 169H126ZM139 167H140V166H139ZM163 167H164V166H163ZM201 167H202V168H201ZM213 167H214V166H213ZM227 167H228V166H227ZM244 167H246V165H244ZM247 167H248V166H247ZM260 167H261V166H260ZM260 167H259V168H260ZM5 168H6V167H5ZM10 168H11V167H10ZM10 168H9V169H10ZM19 168H20V167H19ZM103 168H104V167H103ZM105 168H109V167L107 166V167H105ZM105 168H104V169H105ZM113 168H115V167L113 166L112 168H109L111 172H112V170H115V169H116V168H115V169H113ZM123 168H124V167H123ZM123 168H122V169H123ZM129 168H130V169H129ZM156 168H158V166H157ZM200 168L202 169V170H201V175H200ZM219 168H220V171H221V167H220V166H219ZM230 168H231V167H230ZM230 168H229V169H230ZM237 168H238V166H237ZM11 169H12V168H11ZM36 169H37V168H36ZM48 169H49V167H48ZM118 169H119V168H118ZM118 169H116V171H118ZM136 169H137V168H136ZM138 169H139V168H138ZM143 169H144V168H143ZM159 169H160V168H159ZM162 169H163V168H162ZM165 169H166V168H165ZM206 169H207V168H206ZM238 169H239V168H238ZM243 169H246V168H243ZM248 169H249V168H248ZM251 169H253V172H254V168L251 167ZM12 170H14V169H12ZM17 170H19L18 167H17ZM29 170H31V169H29ZM32 170H33V169H32ZM38 170H39V169H38ZM40 170H41V169H40ZM97 170H99V169H97ZM146 170H147V168H146ZM154 170H155V168H154ZM163 170H164V169H163ZM209 170H211V169H208V171H209ZM222 170H223V165H222ZM230 170H231V169H230ZM49 171H50V169H49ZM53 171H54V170H53ZM57 171H58V170H57ZM87 171H88V173H87ZM100 171H102V170H100ZM122 171H123V170H122ZM127 171H126V172H127ZM137 171H138V170H136V173H137ZM159 171H161V169H160ZM164 171H166V170H164ZM169 171H170V170H169ZM215 171H216V170H215ZM215 171H213V172L216 173ZM227 171H228V170H227ZM233 171H234V170H233ZM233 171H232V172H233ZM243 171H244V170H243ZM260 171H261V170H259V172H260ZM22 172H23V169H22ZM26 172H27V171H26ZM33 172H34V171H33ZM51 172H52V171H51ZM84 172H85V174H84ZM105 172H106V171H105ZM107 172H109V171H107ZM114 172H115V171H113V173H114ZM124 172H125V171H124ZM139 172H141V169H140V171H138V173H139ZM154 172H155V171H154ZM234 172H235V171H234ZM259 172H258V174H259ZM263 172H264V170L262 171V173H263ZM5 173H6V172H5ZM15 173H16V171L14 170L11 174L14 175ZM20 173H21V172H20ZM27 173H29V172H27ZM36 173H38V172H36ZM42 173H43V172H42ZM136 173H134V174L136 175ZM165 173H166V172H165ZM208 173H209V172H208ZM227 173H228V172H227ZM240 173H241V171H240ZM262 173L260 172V174H262ZM9 174H10V173H9ZM9 174H8V175H9ZM11 174H10V175H11ZM22 174H23V173H22ZM50 174H51V173H50ZM52 174H53V173H52ZM110 174H111V173H110ZM117 174H118V173H117ZM128 174H132V173H128ZM143 174H144V173H143ZM160 174H162V173H160ZM163 174H164V172H163ZM176 174H177V173H176ZM210 174H211V173H210ZM217 174H218V173H217ZM242 174H243V173H242ZM8 175L6 174V177H7ZM13 175H12V176H13ZM47 175H49V174H47ZM94 175H95V174H94ZM94 175H93V176H94ZM140 175H142V173H140ZM149 175H150V174H149ZM166 175H167V173H166ZM166 175H165V176H166ZM168 175H170V174H168ZM182 175H183V174H182ZM182 175H181V176H182ZM211 175H212V174H211ZM232 175H233V174H232ZM27 176H28V175H27ZM54 176H55V175H54ZM56 176H57V175H56ZM61 176H62V174H61ZM91 176H92V175H91ZM91 176L89 175L88 177L91 178ZM119 176H120V175H119ZM131 176H132V175H131ZM131 176H130V177H131ZM152 176H153V175H152ZM165 176H164V177H165ZM179 176H180V175H179ZM179 176H178V177H179ZM225 176H226V174H225ZM227 176H228V175H227ZM242 176H243V175H242ZM261 176H264V175H261ZM3 177H5V176H3ZM3 177H1V178H3ZM6 177H5V178H6ZM8 177H9V176H8ZM14 177H15V176H14ZM19 177H20V176H19ZM19 177H18V178H19ZM23 177H24V175H23ZM28 177H29V176H28ZM30 177H31V176H30ZM96 177H97V176H96ZM110 177H111V175H110ZM112 177H113V176H112ZM115 177H116V174H115ZM141 177H142V176H141ZM150 177H151V176H150ZM172 177H173V176H172ZM208 177H209V176H208ZM230 177H232V176H230ZM240 177H241V176H240ZM245 177H246V176H245ZM15 178H16V177H15ZM35 178H36V177H35ZM44 178H45V177H44ZM46 178H47V177H46ZM55 178H56V177H55ZM59 178H60V177H59ZM71 178H72V176H71ZM94 178H95V177H94ZM100 178H101V177H100ZM100 178H99V181H101ZM128 178H129V177H128ZM143 178H144V176H143ZM168 178H170V177H168ZM168 178H167V180L169 181ZM174 178H175V177H174ZM204 178H205V176H204ZM228 178H229V177H228ZM235 178H236V177H235ZM21 179H22V177H21ZM25 179H26V178H25ZM28 179H29V178H28ZM47 179H48V178H47ZM77 179H78V178H77V176H76V180H77ZM95 179H97V178H95ZM125 179H127V177H126ZM131 179H132V178H131ZM176 179H178V178L176 177L175 180H176ZM181 179H182V178H181ZM187 179H188V178H187ZM187 179H185V181H186ZM206 179H207V177H206ZM219 179H220V178H219ZM223 179H224V178H223ZM230 179H231V178H230ZM239 179H240V178H239ZM252 179H253V178H252ZM263 179H264V177H263ZM4 180H5V179H4ZM43 180H44V179H43ZM73 180H74V179H73ZM76 180H75V181H76ZM89 180H90V179H89ZM112 180H115V178L112 179ZM128 180H129V179H128ZM146 180H147V179H146ZM188 180H189V179H188ZM207 180H208V182H209L210 179L208 178ZM207 180H206V182H207ZM214 180H215V179H214ZM243 180H244V179H243ZM249 180H250V178H249ZM5 181H6V180H5ZM15 181H16V180H15ZM63 181H64V180H63ZM65 181H66V180H65ZM78 181L81 182L80 180H77L76 182L78 183ZM117 181H118V180H117ZM134 181H135V179H134ZM165 181H166V180H165ZM171 181H172V180H171ZM180 181H181V180H180ZM193 181H194V180H193ZM223 181H225V180H223ZM229 181H231V180H229ZM233 181H235V180H233ZM252 181H253V180H252ZM2 182H3V181H2ZM44 182H45V181H44ZM114 182H115V181H114ZM174 182H176V181H174ZM174 182H173V185H175ZM181 182H182V181H181ZM190 182H191V181H190ZM194 182H198V181H194ZM194 182H191V183H194ZM199 182H200V181H199ZM212 182H213V181H212ZM21 183H22V182H21ZM62 183H63V182H62ZM136 183H137V182H136ZM160 183H161V182H160ZM162 183H163V182H162ZM167 183H168V182H167ZM176 183H177V182H176ZM183 183H186V182L183 181ZM187 183H188V181H187ZM191 183H190V184H191ZM226 183L228 184V182H226ZM232 183H234V182H231V184H232ZM250 183H251V181H250ZM254 183H255V182H254ZM258 183H259V182H258ZM64 184H65V183H64ZM110 184H111V183H110ZM115 184H117V183H115ZM123 184H124V183H123ZM125 184H128V182L125 183ZM181 184H182V183H180V185H181ZM198 184H201V183H198ZM209 184H210V183H209ZM213 184H214V183H213ZM219 184H220V183H219ZM234 184H235V183H234ZM246 184H248V183H246ZM251 184H252V183H251ZM256 184H257V183H256ZM79 185H81V186H82V185H83V186H86L85 184H82V183H78V186H79ZM112 185H113V184H112ZM128 185H129V184H128ZM130 185H132V184L130 183ZM184 185H185V184H184ZM184 185H183V187H184ZM192 185H193V184H191V186H192ZM194 185H195V184H194ZM196 185H197V183H196ZM206 185H207V184H205V186H206ZM210 185H211V184H210ZM222 185H223V183H222ZM225 185H226V184H225ZM241 185H243V184H241ZM244 185H245V184H244ZM248 185H249V184H248ZM253 185H254V184H253ZM1 186H2V185H1ZM118 186H119V185H118ZM139 186H140V185H139ZM163 186H164V183H163ZM170 186H172V185L170 184ZM186 186H187V188H188V185H186ZM189 186H190V185H189ZM198 186H199V185H197L196 188H197ZM202 186H203V185H202ZM202 186H200V187H202ZM218 186H219V185H218ZM223 186H224V185H223ZM223 186H222V187H223ZM227 186H229V184H228ZM227 186H225V187H227ZM12 187H14V186H12ZM52 187H53V186H52ZM62 187H63V186H62ZM122 187H123V186H122ZM126 187L130 188L131 186H127V185H125V187H123V191H122V193H124V191H125L124 194H127V193H126V192H127V188H126ZM135 187H136V186H135ZM148 187H149V186H148ZM151 187H152V184H151ZM156 187H157V186H156ZM181 187H182V186H180V188H181ZM192 187H193V186H192ZM200 187L197 188L198 191L196 190L195 187H194L195 189L192 190V191L196 190L195 192H197V193H195V194H197V196H198V198H199V199L195 198L197 202L194 201V199H193V200L191 199V200L193 201V206H194V203H195V207H194V209H195L196 207L200 206V210H199V211H201V213H202V209H203L204 207H207V208H208V205H204L203 203H202V204L204 205L203 207H202V204H200V205H198V206H196V205H197L198 201L200 202V197H201V195L204 193V192L202 193V191L204 190V191L206 192V188H207V187H206V188H205V187L201 188V189H203V190H201ZM212 187H213V186H212ZM219 187H221V184H220ZM229 187H230V186H229ZM237 187H238V186H237ZM237 187H236V188H237ZM45 188H47V187H45ZM116 188H117V187H116ZM116 188H115V189H116ZM132 188H133V186H132ZM140 188H141V187H140ZM152 188L154 189V186H153ZM169 188H170V187H169ZM169 188H168V189H169ZM177 188H178V187H177ZM204 188H205V189H204ZM240 188H241V187H240ZM240 188H239V189L237 188V189H238L237 192H240L239 195L241 196V192H242L243 190H246L247 188H246V189H245V188H244V189H240ZM16 189H17V188H16ZM34 189H35V188H34ZM36 189H37V188H36ZM54 189H55V188H54ZM61 189H62V188H61ZM120 189H121V188H120ZM124 189H125V190H124ZM134 189H135V188H134ZM137 189H138V187H137ZM147 189H148V188H147ZM170 189H171V188H170ZM170 189H169V190H170ZM173 189H174V188H173ZM175 189H176V188H175ZM175 189H174V190H175ZM182 189H183V188H182ZM184 189H185V188H184ZM189 189H191V188H189ZM199 189H200V190H199ZM212 189H213V188H212ZM8 190H9V189H8ZM26 190H27V189H26ZM51 190H52V189H51ZM99 190H100V189H99ZM117 190H118V189H117ZM117 190H116V191H117ZM139 190H140V189H139ZM177 190H178V189H177ZM217 190H218V188H217ZM217 190H215V193L217 192ZM219 190H220V189H219ZM241 190H242V191H241ZM260 190H261V189H260ZM262 190H263V189H262ZM31 191H32V189H31ZM89 191H90V192H89ZM118 191H119V190H118ZM149 191H150V190H149ZM154 191H155V190H154ZM179 191H180V190H179ZM222 191H223V190H222ZM229 191H230V189H229ZM235 191H236V190H235ZM263 191H264V190H263ZM88 192H89V193H88ZM100 192H101V191H100ZM141 192H142V191H141ZM164 192H166V189H165ZM177 192H178V191H177ZM199 192H201V193L199 194ZM207 192H208V191H207ZM213 192H214V191H213ZM227 192H228V191H227ZM14 193H15V192H14ZM17 193H18V192H17ZM22 193H23V192H22ZM30 193H31V192H30ZM33 193H34V192H33ZM82 193H83V192H82ZM87 193H88V196H89V197H93V198H94V196H90V195H95L96 192H95L94 194H90V193H91V190H88ZM87 193H86V194H87ZM105 193H106V192H105ZM122 193H121V191H120V194H122ZM160 193H161V192H160ZM178 193H179V192H178ZM208 193H210V192H208ZM233 193H234V192H233ZM246 193H247V194H245V195H249V194H250V193L248 194V192H246ZM259 193H260V191H259ZM259 193H258V194H259ZM54 194H55V192H54ZM76 194H77V192H76ZM86 194H85V195H86ZM101 194H102V193H101ZM152 194H153V191H152ZM192 194H194V192H193ZM216 194H217V193H216ZM216 194H213V193H212V195L210 194L211 197H212V199L215 198V197L213 198V195L216 196ZM19 195H20V194H19ZM59 195H60V194H59ZM74 195H75V194H74ZM78 195H79V194H78ZM83 195H84V193H83ZM96 195H97V194H96ZM166 195H167V194H166ZM184 195H185V194H184ZM220 195H223V197H224V196H225V193L220 194ZM226 195H227V194H226ZM236 195H237V193H236ZM250 195H251V194H250ZM259 195H260V194H259ZM259 195H258V196H259ZM263 195H264V194H263ZM27 196H28V195H27ZM29 196H30V195H29ZM88 196H87V197H88ZM182 196H183V195H182ZM191 196H192V195H191ZM194 196H195V195H194ZM203 196H204V195H203ZM206 196H207V195H206ZM206 196H204V197H206ZM243 196H244V195H243ZM260 196H261V195H260ZM260 196H259V197H260ZM58 197H59V196H58ZM96 197H98L99 200H100V198H101V196H100V197H99V196H95L94 199H96ZM195 197H196V196H195ZM225 197H226V196H225ZM227 197H229V195H228ZM234 197H235V196H234ZM241 197H242V196H241ZM253 197H254V196H253ZM253 197H251V200H252ZM29 198H30V197H29ZM65 198H66V197H65ZM74 198H76V197H74ZM98 198L96 199V201H95V200H94V201L97 202ZM137 198H138V197H137ZM145 198H146V197H145ZM162 198H163V197H162ZM164 198H165V197H164ZM179 198H180V197H179ZM191 198H193V197H191ZM201 198H202V197H201ZM219 198H220V197H219ZM219 198L217 197L216 199H219ZM235 198H236V197H235ZM238 198H239V197H238ZM243 198L246 200L245 196H244ZM257 198H258V197H257ZM22 199H23V197H22ZM27 199H28V198H27ZM91 199H92V198H91ZM158 199H159V198H158ZM160 199H161V197H160ZM170 199H171V198H170ZM187 199H188V198H187ZM204 199H207L206 201H208L209 198H204ZM204 199H201V200H204ZM212 199H210V200L212 201ZM216 199L212 201L213 203L211 204V206H212L213 204L216 203V202H215V201H217ZM226 199H228V198H226ZM226 199H225V200H226ZM236 199H237V198H236ZM240 199H241V198H240ZM249 199H250V198H249ZM253 199H255V198H253ZM262 199H263V198H262ZM25 200H26V199H25ZM99 200H98V202L102 201V202L100 203V207H102L101 204L103 205V203H107L104 199H102V200H100V201H99ZM131 200H132V201L134 200L133 197L131 198ZM131 200H129V201H128V200H124L125 202H122L123 200H121V201L119 200V201H120L119 206L116 205L117 202H115V205L118 206V207H116L115 209L117 210V208H119L120 206H121V207H120V210H122V208H125V207H127V208H125V209H128L129 204L127 205L126 203H127V202H130ZM145 200H146V199H145ZM221 200H222V199H221ZM225 200L223 201L224 203L226 202ZM247 200H248V199H247ZM19 201H20V200H19ZM66 201H67V200H66ZM75 201H76V200H75ZM81 201H84V200H81ZM94 201H93V204H91L93 207H94V203H95ZM103 201H104V202H103ZM167 201H168V200H167ZM185 201H186V200H185ZM211 201H210V203H211ZM219 201H220V200H218V202H219ZM239 201H241V200H239ZM253 201H254V200H253ZM30 202H31V201H30ZM98 202L95 203V205H96V206H95L96 210L93 209V211L95 210V211H97V212H94V213H93L94 215H93V214L91 215L92 218L95 219V220H94L95 223L92 224L91 222H89V223H88V227H89V226H90V227H93L94 224H97L98 227H99L100 225L103 227L105 223L108 224V222H110V218H109V217H107V218H109V219H108L109 221H108L107 219H105L106 217H104V216L106 215L105 213H108V212H105V213L103 212V213H102V211H106V210H105V208H106L105 206H107L108 203H107L105 206H103V207H105V208L103 209V207H102V208L99 207ZM113 202H114V201H113ZM113 202H112V203H113ZM171 202H172V201H171ZM204 202H205V200H204ZM223 202L221 201V202H219V204L221 205V203H223ZM228 202H229V201H228ZM232 202H233V201H232ZM242 202H243V201H242ZM255 202H256V201H255ZM255 202H254V203H255ZM61 203H63V200H62ZM84 203L86 204L87 202L84 201ZM84 203H83V204H84ZM112 203H111V204H112ZM121 203H122V205H121ZM123 203H125V204H123ZM131 203H132V202H130V204H131ZM133 203H134V202H133ZM138 203H139V202H138ZM143 203H144V201H143ZM161 203H162V200H161ZM179 203H180V202H179ZM224 203H223V204H224ZM230 203H231V202H230ZM248 203H249V202H248ZM260 203H261V202H260ZM14 204H15V203H14ZM29 204H30V203H29ZM51 204H53V203H51ZM63 204H64V203H63ZM78 204H80V203H78ZM109 204H110V203H109ZM165 204H166V203H165ZM191 204H192V203H191ZM216 204H217V203H216ZM87 205H90V204H87ZM91 205H90V206H91ZM97 205H98V207H97ZM125 205H126V206H125ZM131 205H132V204H131ZM134 205H135V203H134ZM138 205H139V204H138ZM138 205H137V206H138ZM141 205H142V204H140V206H141ZM162 205H163V203H162ZM180 205H182V204L180 203ZM188 205H189V204H188ZM220 205H219V206H220ZM247 205H248V204H247ZM7 206H8V205H7ZM7 206H6V207H7ZM15 206H16V205H15ZM20 206H21V205H20ZM51 206H52V205H51ZM79 206H80V205H79ZM122 206H123V207H122ZM164 206H165V205H164ZM186 206H187V205H186ZM191 206H192V205H191ZM215 206H216V205H215ZM219 206L216 207V208L219 209V208H220ZM229 206H230V205H229ZM233 206L236 207L235 205H233ZM240 206H241V205H240ZM251 206H252V205H251ZM64 207H65V205H64ZM64 207H63V208H64ZM81 207H82L83 210H84V213H83V214L86 215V214H89V213H90V212H89L90 208L88 209V208L86 207V208H87V210H86V208L84 209V205L81 206ZM93 207H92V208H93ZM113 207H114V206H113ZM131 207H132V206H131ZM133 207H134V206H133ZM171 207H172V206H171ZM175 207H177V206H175ZM209 207H210V206H209ZM231 207H232V206H230L229 208H231ZM253 207H254V205H253ZM11 208H12V207H11ZM14 208H15V207H14ZM17 208H18V207H17ZM26 208H27V207H26ZM82 208H79V213H80V209H81V211L83 212ZM92 208H91V209H92ZM108 208H109V207H108ZM108 208H107V209H108ZM111 208H112V207H111ZM136 208H137V207H136ZM138 208H139V207H138ZM190 208H192V207H190ZM190 208H189V210H190ZM212 208H213V207H212ZM212 208H211V209H212ZM222 208H223V210L225 209L226 211H225V210H224V212L222 211L223 213H221V211H220L219 214L221 213V215L223 214L224 217H225V216H227V215H225V212L229 213L230 211H229V208L226 207V208L228 209V210H227V209L225 208V206H223V205H222ZM23 209H24V208H23ZM97 209H98V210H97ZM101 209H103V210L101 211ZM109 209H110V208H109ZM109 209H108V210H109ZM115 209L112 208V211H113V210L115 211ZM163 209H164V208H163ZM175 209H177V208H175ZM192 209H193V208H192ZM194 209H193V210H194ZM211 209H210V210H211ZM218 209H217V211H218ZM252 209H253V208H252ZM9 210H10V209H9ZM85 210H86V211H85ZM108 210H107V211H108ZM130 210H131V209H130ZM158 210H159V209H158ZM182 210H183V209H182ZM187 210H188V208H187ZM207 210H208V209H206L205 211L203 210L204 213H205ZM254 210H255V209H254ZM28 211H29V210H28ZM117 211L119 212V210H117ZM117 211H116V212H117ZM127 211H128V210H127ZM162 211H163V210H162ZM183 211H184V210H183ZM196 211H197V210H196ZM228 211H229V212H228ZM245 211H246V210H245ZM247 211H248V210H247ZM251 211H252V210H251ZM29 212H30V211H29ZM57 212H58V210H57ZM62 212H63V211H62ZM86 212H87V213H86ZM88 212H89V213H88ZM116 212H115V213H116ZM135 212H136V210H135ZM137 212H138V211H137ZM197 212H198V211H197ZM232 212H233V211H232ZM249 212H250V211H249ZM9 213H10V212H9ZM14 213H15V211H14ZM77 213H78V211L76 212V214H77ZM79 213H78V214H79ZM115 213L113 212L112 215L115 214ZM183 213H184V212H183ZM198 213H200V212H198ZM201 213H200V214H201ZM211 213H212V212H211ZM227 213H226V214H227ZM250 213H252V212H250ZM28 214H29V213H28ZM40 214H41V213H40ZM69 214H70V213H69ZM74 214H75V213H74ZM76 214H75V215H76ZM90 214H91V213H90ZM90 214H89V215H90ZM164 214H165V213H164ZM178 214H180V213H178ZM205 214H206V215H205L206 217H204V214H203V213H202L203 216L201 215L202 218L204 217L203 219H205V218L207 219V216H208L207 214H208V213H205ZM219 214H218V215H219ZM252 214H253V213H252ZM11 215H12V214H11ZM52 215H53V214H52ZM89 215H86V216L82 215V216L84 217V219L82 218L81 215H78L80 218H79L78 216H76L77 218H79V219H78V220H79L78 222H80V220L82 219V220H81L82 223H81V222L78 223V224H79L78 226L83 225V226L86 227V228H85V230H86V229H87V226H86V225H87V222H88V221H85V218H88ZM166 215H167V214H166ZM172 215H174V214H172ZM221 215H219V216H221ZM257 215H258V214H257ZM15 216H16V215H15ZM17 216H18V215H17ZM91 216H90V217H91ZM94 216H95V217H94ZM109 216L112 218L111 215H109ZM176 216H177V215H176ZM184 216H185V215H184ZM209 216H211V215L209 214ZM232 216H233V214H232ZM234 216H235V215H234ZM254 216H255V215H254ZM13 217H14V216H13ZM25 217H26V216H25ZM52 217H53V216H52ZM66 217H67V215H66ZM115 217H116V216H115ZM126 217H127V216H126ZM163 217H164V216H163ZM197 217H198V219L201 218V217L199 218L198 215H197ZM197 217H195L196 221H197ZM215 217H216V216H215ZM221 217H223V216H221ZM221 217H220V218H221ZM224 217H223V218H224ZM238 217H239V216H237V218H238ZM243 217H244V216H243ZM251 217H252V216H251ZM257 217H258V216H256V218H257ZM36 218H37V217H36ZM102 218H104V220H103ZM157 218H159V217H157ZM173 218H174V217H173ZM175 218H176V217H175ZM254 218H255V217H254ZM256 218H255V219H252V222H254V221L256 220ZM54 219H55V217H54ZM54 219H53V220H54ZM57 219H58V218H57ZM59 219H60V218H59ZM178 219H179V222H180V221L183 220L184 218L181 219V218H178V217H177V220H178ZM180 219H181V220H180ZM186 219H187V218H186ZM188 219H189L188 221H189L190 223H189V222H188V223L185 222V223L189 224V227L187 226V227H188L187 229H191V228H190V225L193 223V222L191 221L193 218H188ZM208 219H209V218H208ZM208 219H207V220H208ZM214 219H215V218H214ZM214 219H213V220H214ZM232 219H233V218H232ZM238 219H239V218H238ZM21 220H22V219H21ZM34 220H35V219H34ZM53 220H52V221H53ZM67 220H68V219H67ZM73 220H74V219H73ZM162 220H163V219H162ZM213 220H212V221H213ZM220 220L222 221V219H220ZM236 220H237V219H236ZM19 221H20V220H19ZM37 221H38V220H37ZM58 221H59V220H58ZM63 221H64V220H63ZM71 221H72V220H71ZM102 221H103V222H102ZM160 221H161V220H160ZM168 221L170 222L171 220H169V218H168ZM173 221H175V219H173ZM173 221H172V222H173ZM184 221H185V220H184ZM194 221H195V220H194ZM212 221H211V218H210V223H211V224H212ZM6 222H7V219H6ZM11 222H12V221H11ZM17 222H18V221H17ZM20 222H21V221H20ZM22 222H23V221H22ZM100 222H101L102 224H103V223H104V224L102 225V224H100ZM161 222H163V221H161ZM165 222H166V221H165ZM169 222H166V224L168 223V224L172 225V223H171V222L169 223ZM197 222H198V221H197ZM197 222H196V223H197ZM199 222H201V219H200ZM214 222H215V221H214ZM222 222H223V221H222ZM227 222H228V221L225 220V222H223V223H224L225 225H227L228 227H229L230 225H232L231 223H227ZM238 222H239V220H238ZM256 222L259 223L260 221H257V220H256ZM3 223H4V222H3ZM7 223H8V222H7ZM44 223H45V222H44ZM44 223H43V224H44ZM66 223H68V221H67ZM70 223H71V225H70ZM70 223H69L68 226L71 227V226H72V222H70ZM90 223H91V224H90ZM110 223H111V222H110ZM110 223H109V224H110ZM175 223H176V222H175ZM181 223H182V221H181ZM185 223H184V227H186V224H185ZM202 223L205 224L206 222H202ZM240 223H241V221H240ZM240 223H239V224H240ZM244 223H245V222H244ZM248 223H249V222H246V224H248ZM250 223H251V222H250ZM250 223H249V224H250ZM258 223H255V224H258ZM5 224H6V223H5ZM51 224H52V223H51ZM64 224H65V223H64ZM84 224H85V225H84ZM182 224H183V223H182ZM182 224H180V225H181V228L183 227ZM193 224H194V226H195V223H193ZM193 224H192V225H193ZM198 224H201V223H198ZM203 224H202V226H201L202 228H204V226L206 227V226L208 225V224L206 223V224L203 226ZM249 224H248L247 226H249ZM260 224H261V223H260ZM260 224H258L259 226H258V225H255V226L258 227L259 230L263 231V230H264V227L262 228V225H260ZM20 225H21V223H20ZM55 225H57V224L55 223ZM73 225H74V223H73ZM91 225H92V226H91ZM170 225H169V226H170ZM173 225L175 226L174 223H173ZM180 225H179V223H178L177 227L180 226ZM236 225H237V224H236ZM243 225H244V224H243ZM250 225H251V224H250ZM42 226L44 227V225H42ZM68 226H67V228H65V230H67V229L69 228ZM78 226H77V227H78ZM83 226H81V227H83ZM97 226H94V228L96 227L95 229H96V230H99V229L97 228ZM165 226H166V225H165ZM169 226L167 225V226H166V229H167V227H169ZM211 226H212V225L206 227V229L209 228V230H211V229L213 228V227H211ZM220 226H221V225H220ZM220 226H219V227H220ZM227 226H226V227H227ZM238 226H239V225H238ZM245 226H246V225H245ZM14 227H16V225H15ZM51 227H52V226H51ZM72 227H73L72 229H71V228L68 229V230H69L68 233H69L70 237H72V236L74 235V233H75V229H76L75 226H72ZM81 227H80V228H81ZM90 227L88 228V230L91 231L92 228H90ZM105 227H107V225H105L103 228H105ZM109 227H110V225H109ZM134 227H135V226H134ZM162 227H163V225H162ZM216 227H217V226H216ZM219 227H218V229H219ZM228 227H227V229H228ZM241 227H242V226H239V228H241ZM35 228H36V226H35ZM46 228H47V227H46ZM99 228H101V227H99ZM103 228H102V229H103ZM130 228H131V227H130ZM169 228H171V227H169ZM169 228H168V231H169ZM179 228H180V227H179ZM196 228L198 229L199 232L201 231V230L199 229V228H200V225H197V224H196ZM81 229H82V228H81ZM102 229H101V230H102ZM171 229H172V228H171ZM173 229H176V226H175V228H173ZM173 229H172V230H173ZM182 229H183V228H182ZM182 229H181V231H182ZM206 229H205V230L202 229V230L206 232ZM224 229H225V228H224ZM231 229H232V228H231ZM38 230H39V229H38ZM46 230H47V229H46ZM49 230H50V229H49ZM72 230H73L74 232H73ZM83 230H84V228H83ZM83 230H80V231L82 232ZM92 230H93V229H92ZM107 230H108V228L106 229V231H107ZM109 230H110V229H109ZM184 230H186V229H184ZM184 230H183V231H184ZM194 230H195V229H194ZM209 230H207V234H206L205 232H203V231L200 232L201 234L197 233L196 231H195V232H196L197 235H199L200 237H201V235H203L202 232L205 233V238H204V241H205V240H207L206 237L209 236V235H208V233H210ZM213 230H214V229H213ZM219 230H221V229H219ZM247 230H248V229H247ZM90 231H89V234H88V235H89V237H88V241H87V240L85 241V242H88L87 244L84 242V238H85L84 235L88 236L86 232H85V234L82 232L81 234H84V235L81 236V235H80V232H79V230H78V234H76V236H77V235L80 236V237L78 236L79 238H81V237L83 238V237H84V238H83V241H81L82 239L79 240L78 237H77V239H76V236H75V235H74L75 237L73 236V238H74L73 240H75V242L72 240V238L69 237L71 240H68V241H67L68 244L72 243V241H73V244H75V243L78 242V243H77L78 245H77V244L74 245L75 252L79 250V248H80L79 245H80V244H81L80 246H82V248H83L85 245H86V246L89 245V242H90L92 239H94V237H95L97 234H99L98 236H100V237L102 236V238H100L99 240H101V239H105V238L103 237L104 235H105V237H106V239H105L106 242H105V240H103L101 243L105 242L104 244H107V240L110 241V240L112 239V238H111L112 235H111V236L109 235V234H111V233H109L108 236H107L106 233H108L109 231L104 232V229H103V232L105 233L104 235H103V232H102V235H101V234H100L101 231H100V232L97 231V234H94L95 236H92L93 234H90ZM94 231H95V230H93V232H91V233H94ZM136 231H137V230H136ZM136 231H135V235H136ZM144 231H145V230H144ZM234 231H235V230H234ZM236 231H237V230H236ZM236 231H235V232H236ZM251 231H252V230H251ZM70 232H71V233H70ZM87 232H88V231H87ZM127 232H128V230H127ZM129 232H130V231H129ZM146 232H147V231H146ZM148 232H149V230H148ZM169 232H170V231H169ZM173 232H174V231H173ZM176 232H177V229H176ZM179 232H180V231H179ZM187 232H188V231H187ZM187 232H186V233H187ZM190 232H191V230H190ZM220 232H221V231H220ZM30 233H31V232H30ZM48 233H49V232H48ZM63 233H64V234L61 233V236L63 235L64 237H65L66 234H68L67 231H66V232L64 231ZM72 233H73V234H72ZM142 233H143V232H142ZM142 233H141V235H142ZM144 233H145V232H144ZM163 233H164V232H163ZM180 233H181V232H180ZM180 233H179V234H180ZM221 233H222V232H221ZM228 233H229V232H228ZM251 233H252V232H251ZM50 234H51V233H50ZM53 234H54V233H53ZM53 234H52V236H53ZM71 234H72V235H71ZM146 234H147V233H146ZM150 234H151V233H150ZM174 234H175V232H174ZM182 234H184V233L182 232ZM182 234H181V235H182ZM214 234H215V233H213V235H212V234H211V235L214 236ZM218 234H219V233H218ZM247 234H248V232H247ZM36 235H37V234H36ZM36 235H35V237H34V240H35V238H36V241H37V238H38V237H36ZM57 235H58V234H57ZM69 235H66V236H67L66 238H68ZM90 235H91V236H90ZM137 235H140V234L137 232ZM163 235H164V234H163ZM170 235L173 237L172 234H170ZM185 235H186V234H185ZM216 235H217V234H215V236H216ZM231 235H232V234H231ZM263 235H264V234H263ZM33 236H34V234H33ZM33 236H32V237H33ZM43 236H44V235H43ZM47 236L49 237V234H48ZM47 236L45 235L44 237H42V238H43V241H44V244L46 243V246L49 247V250H50V247H51L50 245H52L51 249H52V251L54 252V254L57 255V257H56V255H55V256L53 255V256H54L53 258L56 259V260H58L59 258H61L62 260H61V259H60V260L63 261V258H64L63 256H67V255H69V254L66 253V252H68V251H66V252L64 251V252H63V248L61 249L62 246H61L60 244H62L63 242L60 241V244H59V242H58V244L56 245L58 248H59V246H60V249L62 250V251L60 250V251H61V253H60V252H59V249H57V247L54 246V244H56V242H55V243H54V241H53V242H50V239H46ZM109 236H110L111 239L108 238ZM152 236H153V235H152ZM165 236H166V234H165ZM253 236H254V235H253ZM258 236H259V235H258ZM45 237H46V238H45ZM64 237H63V238H64ZM143 237H144V236H143ZM143 237H142V238H143ZM176 237H177V236H176ZM180 237H182V236H180ZM203 237H204V235H203ZM210 237H211V236H209L208 238L211 239ZM230 237H232V236H230ZM251 237H252V236H251ZM251 237H250V238H251ZM39 238H40V237H39ZM44 238H45V240H44ZM49 238H50V237H49ZM52 238H53V237H52ZM59 238H60V237H58V239H59ZM66 238H65V241H66ZM69 238H68V239H69ZM89 238H90V240H89ZM91 238H92V239H91ZM97 238H98V237H97ZM167 238H168V237H167ZM215 238H216V237H215ZM221 238H223V235L221 236ZM221 238H220V239H221ZM247 238H248V237H247ZM85 239H87V237H86ZM201 239H202V242H203V238H199L198 240L200 241ZM209 239H208V240H209ZM218 239H219V237H218ZM218 239H217V240H218ZM227 239H228V238H227ZM233 239H234V238H233ZM251 239H252V238H251ZM38 240H39V239H38ZM52 240H53V239H52ZM56 240H57V239H55V241H56ZM60 240H61V238H60ZM78 240H79V241H78ZM135 240H136V239H135ZM143 240H144V239H143ZM171 240H172V239H171ZM183 240H184V238H183ZM183 240H182V242H183ZM185 240H186V239H185ZM208 240H207V241H208ZM229 240H230V239H229ZM259 240H260V239H259ZM31 241H32V239H31ZM40 241H41V242H40ZM40 241H37V245H38V247H39V243H40V245H41V247H42V244H43L42 242H43V241L41 240V238H40ZM58 241H59V240H58ZM62 241H64V239H62ZM69 241H71V242L69 243ZM76 241H77V242H76ZM94 241H96V240L94 239ZM109 241H108V242H109ZM114 241H115V243H113V244H114V245H116V244L118 245L116 239H114ZM122 241H123V240H122ZM137 241H138V240H137ZM164 241H166V240H164ZM164 241H163V242H164ZM242 241H243V240H242ZM249 241H250V240H249ZM260 241H261V240H260ZM34 242H35V241H34ZM49 242H50V244H49ZM79 242H80V243H79ZM81 242H82V243H81ZM110 242H112V240H111ZM150 242H153V241L150 240ZM167 242H168V241H167ZM170 242H172V241H170ZM180 242H181V241H180ZM182 242H181V243H182ZM185 242H186V241H185ZM185 242H184V243H185ZM188 242H189V241H187V244H188ZM209 242H210V240H209ZM218 242H219V241H218ZM227 242H228V241H227ZM262 242H263V241H262ZM84 243H85V244H84ZM153 243H155V241H154ZM153 243H152V244H153ZM172 243H173V242H172ZM174 243H175V242H174ZM184 243H183V244H184ZM196 243H197V241H196ZM196 243H195V244H196ZM216 243H217V242H216ZM44 244H43V247H42L41 249L38 248V247H36L37 250H35V251H39V249L42 251L43 248L45 249ZM82 244H83V245H82ZM91 244H92V243H91ZM111 244H112V243H111ZM111 244H110V246H111ZM113 244H112V245H113ZM136 244H137V243H136ZM144 244H145V242L143 243V245H144ZM148 244H149V243H148ZM155 244H156V243H155ZM168 244H171V243H168ZM187 244H186V245H187ZM189 244H190V243H189ZM208 244H209V243H208ZM208 244H207L208 249H210V247H209ZM229 244H230V242H229ZM250 244H251V243H250ZM37 245H36V246H37ZM62 245H63V244H62ZM108 245H109V243H108ZM123 245H124V244H123ZM150 245H151V244H150ZM171 245H173V244H171ZM177 245H178V244H177ZM180 245H181V244H180ZM180 245H179V246H180ZM196 245H197V244H196ZM198 245H200V244H198ZM198 245H197V247H196L197 249L202 247V246H201V247H200V246L198 247ZM201 245H204V244H201ZM224 245H225V244H224ZM256 245H257V244H256ZM33 246H34V245H33ZM75 246H76L77 248H76ZM86 246H85V247H86ZM98 246H99V245H98ZM102 246H103V245H102ZM128 246H129V245H128ZM145 246H146V245H144V247H145ZM154 246H155V245H154ZM156 246H158V245H156ZM163 246H164V245H163ZM175 246H176V244H175L173 247H175ZM190 246H191V245H189V251L187 250V252H186V249H185L186 246H185L184 248L182 247L183 249H185V250L182 251V252H184L185 255L188 254L187 257L189 256V254L191 255V257L194 256L193 254H195L198 258H197L196 256H194V257L197 258L198 262L201 261V264H205V263H203L205 260H204L203 262H202V259L199 260V258H201V257H199V254H198V253H200V250H201L204 246H203L201 249H199V252H198V253H194V252H196V251H198V250H195V249H192V250H191ZM193 246H194V244H193ZM250 246H251V245H250ZM48 247H47V248H48ZM54 247L56 248V250H54V249H55ZM113 247L115 248V246H113ZM116 247H118V246H116ZM129 247H130V246H129ZM136 247H137V246H135V248H136ZM144 247H142V248H144ZM164 247H165V248L161 247V249H160L159 247H156V248H158V249L161 251V252H160V255H162L161 258H165V257H166V255H163L164 253L162 254V252H165V251L167 252V250L170 251V249H171V252H172V250H173V251L175 250V249H172L173 247L170 248V249H169V248L166 249V247H171V246H169V245H166V243H165V246H164ZM176 247H177V246H176ZM176 247H175V248H176ZM251 247H252V246H251ZM253 247H254V246H253ZM47 248H46V250H47L46 252L49 251ZM82 248H81V250H82ZM95 248H96V247H95ZM109 248H110V247H109ZM123 248H124V247H123ZM142 248H141V249H142ZM148 248H149V247H148ZM193 248H194V247H193ZM244 248H245V247H244ZM244 248H243V249H244ZM258 248H259V247H258ZM258 248H257V249H258ZM33 249H35V248H33ZM64 249H65V248H64ZM70 249H71V248H70ZM104 249H105V248H104ZM120 249H121V248H120ZM133 249H134V248H133ZM162 249H164L165 251L162 250ZM180 249H181V247H180ZM180 249H179V250H180ZM245 249H246V248H245ZM262 249H263V248H262ZM57 250H58V251H57ZM66 250H67V249H66ZM109 250H111V249H109ZM126 250H127V249H126ZM126 250H124V251H126ZM206 250H207V249H206ZM249 250H250V249H249ZM258 250H259V249H258ZM41 251H39V252H37V253H36V252H35V253L33 252V253L36 254V257L42 258L43 261H41L42 259H39V258H38V259H36V262H37V263H35V261H34L35 259L33 258V257H34V256H33L34 254H32V256H33L32 258L34 259V260L32 259V261H34V262H32L33 264H40V263H41V264H44V263H42V262H44V261H48V262L51 261V262H52V260H54V259H52V257H51V255L53 254L52 252L49 251L48 253L45 254L44 251H42V252H44V253H42ZM55 251H57V252L55 253ZM72 251H73V250H72ZM72 251H71V252H72ZM79 251H80V250H79ZM79 251H78V252H79ZM82 251H83V250H82ZM102 251H103V247H102ZM104 251H105V250H104ZM104 251H103V253L106 252V251H105V252H104ZM128 251H129V249H128ZM128 251H127V252H128ZM130 251H131V250H130ZM142 251H143V250H142ZM146 251H147V250H146ZM146 251H145V252H146ZM150 251H151V249H150ZM202 251H204V250H202ZM252 251H254V250H252ZM259 251H260V250H259ZM40 252H41V254H43V255H45V256H47L48 254H50V255H48L47 257H51V260H48V259H45L44 257H41V256H43V255L39 254ZM73 252H74V251H73ZM153 252H155V251H153ZM166 252H165V254H167ZM182 252H181V253H182ZM188 252H189V253H188ZM263 252H264V251H263ZM26 253H27V252H26ZM29 253H30V252H29ZM29 253H28V254H29ZM59 253H60V254H59ZM68 253H69V252H68ZM88 253H89V251H88ZM118 253H119V252H118ZM168 253H169V252H168ZM173 253L175 254V251H174ZM173 253H170V254H173ZM178 253H180V251H179ZM178 253H177V256H178ZM184 253H183V255H182L183 257H185V256H184ZM205 253H206V252H204V254H205ZM208 253L210 254V252H208ZM251 253H252V252H251ZM253 253H254V252H253ZM58 254H59V258H58ZM62 254H64V255H62ZM81 254H82V253H81ZM130 254H131V253H130ZM145 254H146V253H144V255H145ZM158 254H159V252H158ZM200 254H202V253H200ZM254 254H255V253H254ZM258 254H259V253H258ZM261 254H262V253H261ZM261 254H260V255H261ZM37 255H38V256H37ZM88 255H91V254H88ZM92 255H93V254H92ZM100 255H101V254H100ZM104 255H105V254H104ZM109 255H110V253H109ZM144 255H143V256H144ZM248 255H250V254H248ZM252 255H253V254H252ZM252 255H251V256H252ZM26 256H27V255H26ZM60 256H61V257H60ZM71 256H72V255H71ZM137 256H138V254H137ZM151 256H152V255H151ZM156 256H157V255H156ZM156 256H155V257H156ZM164 256H165V257H164ZM174 256H175V255H174ZM245 256H247V254H246ZM36 257H35V258H36ZM55 257H56V258H55ZM88 257H89V256H88ZM116 257H117V256H116ZM128 257H129V256H128ZM138 257H139V256H138ZM138 257H137V258H138ZM145 257H146V256H145ZM168 257H169V256H168ZM168 257H167V258H168ZM204 257H205V256H204ZM207 257L210 258L209 256H207ZM256 257H257V256H256ZM16 258H17V257H16ZM20 258H22V257H20ZM66 258L68 259V258H70V257L67 256V257H65L64 259H66ZM96 258H97V257H96ZM102 258H103V257H102ZM104 258H105V257H104ZM140 258H141V257H140ZM148 258H150V257H148ZM171 258H172V257H171ZM173 258H174V257H173ZM180 258H181V254H180ZM180 258H179V259H180ZM188 258H189V257H188ZM202 258H203V257H202ZM242 258H243V255H242ZM70 259H71V260H69V261L71 262V261H72V258H70ZM131 259H132V258H131ZM144 259H145V258H144ZM146 259H147V258H146ZM189 259H190V258H189ZM189 259H187V258L185 257L184 260H187V261H184L183 258H182V262H183L184 264H187V262H188V264H189V263H191ZM191 259H192V258H191ZM211 259H212V258H211ZM216 259H217V258H216ZM252 259H254V258H252ZM256 259H257V258H256ZM259 259H260V258H259ZM21 260H22V259H21ZM21 260L19 261V264L21 263ZM24 260H26V259L23 258L21 264H24ZM30 260H31V259H30ZM30 260H29V261H30ZM37 260H39V263H38ZM56 260L53 261V262H55L54 264H58V263H57L58 261L56 262ZM76 260H77V257H76ZM79 260H80V259H79ZM79 260H78V261H79ZM134 260H135V259H134ZM134 260H132V261H134ZM149 260H150V259H149ZM155 260H156V259H155ZM180 260H181V259H180ZM180 260H178V261H180ZM194 260H195V259H194ZM197 260H195V261H197ZM207 260L210 261V259H207ZM243 260H244V259H243ZM88 261H89V260H88ZM150 261H151V260H150ZM163 261H164V260H163ZM167 261L169 262V259H167V260L164 261V262L167 263ZM191 261H192V260H191ZM195 261H192V263L195 262ZM218 261H219V259H218ZM244 261H247V260H244ZM254 261H255V259H254ZM258 261H259V260H258ZM15 262H18V260L15 261ZM26 262H28V261H26ZM48 262H47V263H48ZM51 262H49L48 264H52V263H53V262H52V263H51ZM70 262H67V263H70ZM74 262H75V261H74ZM142 262H143V261H142ZM146 262H147V261H146ZM153 262H154V261H153ZM182 262L180 261L179 264H181ZM240 262H241V261H240ZM255 262H256V261H255ZM255 262H254V263H255ZM9 263H10V262H9ZM29 263H30V262H28L27 264H29ZM32 263H31V264H32ZM67 263H66V264H67ZM87 263H90V262H87ZM99 263H100V262H99ZM183 263H182V264H183ZM210 263H211V262H210ZM259 263H260V262H259ZM16 264H18V263H16ZM64 264H65V263H64ZM70 264H72V262H71ZM83 264H84V262H83ZM97 264H98V262H97ZM102 264H103V263H102ZM151 264H152V263H151ZM160 264H163V262H162V263L160 262ZM167 264H168V263H167ZM169 264H170V263H169ZM194 264H197V262H195ZM211 264H212V263H211ZM230 264H231V263H230ZM242 264H243V263H242ZM246 264H248V263H246ZM255 264H256V263H255Z\"/></svg>",
	"mask_w": 264,
	"mask_h": 264
}]
</instances>
